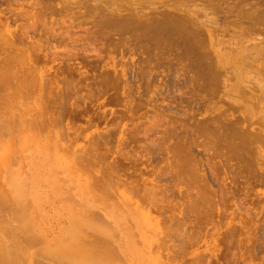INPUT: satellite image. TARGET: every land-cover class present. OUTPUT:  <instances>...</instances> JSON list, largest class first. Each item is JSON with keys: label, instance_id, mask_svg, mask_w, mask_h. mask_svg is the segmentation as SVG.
Returning <instances> with one entry per match:
<instances>
[{"label": "bare ground", "instance_id": "bare-ground-1", "mask_svg": "<svg viewBox=\"0 0 264 264\" xmlns=\"http://www.w3.org/2000/svg\"><path fill=\"white\" fill-rule=\"evenodd\" d=\"M8 1V0H7ZM6 0H4V3L5 2H7ZM12 1H15V0H12ZM12 1L10 0V3H12ZM18 2H19V0H17ZM17 1H15V3L17 2ZM25 1V0H24ZM23 1V2H24ZM33 1L35 2L36 0H31V2L30 3H32V4H28V6H30V8L28 7V9H33V10H35V9H37V11L39 12V13H37V11H36V13L38 14V18H39V16H41V18L43 19H41V18H39V19H41V21L40 20H38V19H36V17H37V15H35L36 13H34L35 11H33L32 10V12L34 13V15H33V13L32 14H29V13H27V12H30V10H27V14L28 15H30V16H35L34 18H32V17H30V16H28L27 14H25V13H23V14H25V16H24V18L26 17L27 18V21H25V20H23V21H25L26 23L28 22V20H29V18H31L32 19V21L33 20H35V21H33L32 22V26H31V28H30V26L28 27V24H30V22L29 23H27L25 26H26V32L24 31V29H23V31L22 30H19L18 28H13V24H12V27H11V25H10V23H15L16 21H17V19L19 20V18H21L22 19V12H24V11H18V12H13L12 13V9H8V8H6L7 10H9L8 11V13H11L10 15H7L6 14V17H4V21H2L1 20V13H2V10H0V105L2 104H4L2 107L3 108H1V106H0V110H2V109H4V108H7L8 107V109H11V108H9V107H13L12 109H16V110H18L19 109V111L21 112L20 113V115H17V113L15 114H10V112L9 113H3V112H1L2 113V115H1V113H0V126H3V125H1V124H3L4 123V127H1L0 129L2 130V128H4V130H5V132H4V130L2 131V134L4 133V137H6V135L8 136V134H11L12 132H13V134H11L12 136L11 137H13V135L15 136V137H17V135H16V133H18V132H16L15 133V131L13 130L12 132L11 131H9V130H12V129H10V126H11V124H12V126H13V124L15 125V123H18V119L17 120H15V123L13 122H11L10 124H8L9 123V121H10V119H12L13 117L11 116V115H14V118L16 117H18L19 118V116H20V118H21V124H19L18 123V125H20L19 127H18V125H17V128L19 129L20 127H22L23 128V124H24V126L25 125H29L28 127H30V128H32V129H35V130H37L36 132H38V131H40L39 132V134H41V132L44 134H48V136H50L49 138H51L52 140H53V137L55 138L56 136H55V134H61L62 133V137H60L59 136V138H60V142H61V138H62V141H63V143H61V144H64L65 145V143L64 142H67V140L66 139H68L67 137L65 138V136H64V134L66 133V132H63V129H61V128H63L64 126H67V125H69V119L67 118V116L69 115L70 117H71V119H73V117L75 118V119H73V121H75L78 117L80 118V117H83V115L81 116L80 114V112H82V114H84L85 113V111H83L82 109V104H81V100L83 99V98H88V96H89V100L88 101H93V100H96L94 97H92V99H91V96L93 95V92H92V94H89L90 92H87V91H84V96H85V92H87V94H89V95H87L86 94V96L84 97L83 95L80 97L79 95H80V93H78L79 95L78 96H76L75 97V95H74V97L77 99L78 97H80V98H78V99H80V101H78V99H77V101H76V99L73 97V92L72 91H74V87H75V82H77V83H80L79 85L81 86V85H83L84 83V81L85 80H83V79H86L87 78V82L85 81V84L86 85H88V83L90 82L88 79V77H91V79L90 80H94V78H95V86L96 85H98V84H96V83H99V85L102 83V82H104V83H102L101 85H100V87H101V91L103 92V91H105L106 93H108L109 91V89H108V87H109V85L107 84L108 82L110 83L111 82V86L110 87H114V85L112 84V83H115V88L113 89V90H117V89H119V87H120V83H116V82H119L118 80L116 81L115 80V77H117V79H118V77L119 78H121V77H123L124 75H125V78H127L126 76L129 74V76H131L132 74H130L131 72H132V70H130L131 72L130 73H128L127 75L126 74H124V69H125V72H126V65L125 64H123L122 66H124V68L122 67L120 70H118V69H116V67H115V65H114V63H111L112 61H111V58L112 57H114V56H110V54H107L106 56H107V59L106 60H104V58L103 57H100V55H103V50L102 49H104L105 51H106V49L104 48L105 47V44L107 45V44H110V43H108L109 42V40H108V42L107 41H105V40H103V36L105 35V37H107V36H109V38H113V41H114V39H116L117 41H118V43H119V45H118V43H116L115 44V46L116 47H118V49H119V47H123V49H121V50H119L118 51V49L116 48V50H114L115 48V46L113 47V44H112V49L115 51V52H120V54H121V51L123 52V53H125L124 54V56L126 57V58H129V57H127V56H129V55H127V52H129L130 54H132V55H134V54H138L137 52H140L139 54H138V60H139V63H140V61L141 62H145V64L143 63V65L141 64V66H145V67H147V68H149V73H151L153 70H154V68H161L162 67V65H165V64H163L164 62L166 63V69H168V73H171L170 75H172V77L171 76H168L169 74L167 73V72H165L166 73V77L168 76V78L170 77V79H171V81L170 82H172L171 84H172V86L174 85V87L175 88H173V87H171V85H169V86H167V88H169L170 87V89H176V86H175V83L173 84V81H175V82H177V81H179L180 82V80H178L177 78L179 77V76H177L176 77V80H174L173 79V77H174V74H172V72L173 73H177V72H182V70H180V69H178V70H180V71H178L177 70V68H179L178 66H176V65H180V68L182 69L183 68V71H185V70H187L188 72H190V74H191V76H189L190 77V79H189V77H188V80H191V84H192V86L191 87H193L194 85H197V87L195 86V89H194V87H193V91L191 92V94H192V96L196 93V94H200L201 93V95L200 96H198V95H194V96H198V98L199 97H202L203 95L205 96V94H207L206 92L204 93V91L202 90L201 92H200V89L201 88H203V89H210L211 87H213L214 86V88L219 84L218 82H220L219 80H220V74L222 73V71L219 69V68H222V67H224L225 65H228V66H230V67H234V69H237L238 71H237V73H235L234 75H232L233 77L230 79V80H232L233 81V83H231L230 85H226V86H228L231 90H232V92H237V94L240 96V97H238V101H240L239 103H240V105L241 106H239V108L237 107V109L235 108V110H237V111H239V115H236V117L233 119V120H228L227 122H226V120H225V123H223V119L220 121L219 120V118L222 116V115H220V114H218V116H216L215 118H212L213 119V124L215 125V127L212 129L211 128V124H210V128H208V125H209V123L208 122H210V120H212V119H210L211 118V116H213V115H211V116H209V114H206V116H209V118L208 117H206L207 119H205V117H202V119H201V117H200V119H199V117L198 118H195V117H197V116H195L196 115V113H195V115H194V113L192 112V113H190V115H194V116H192V118H193V120H192V122L194 121L195 122V120L197 119V121L199 120V121H201V122H203V120H204V123L202 124L201 122H199L198 121V125H199V127H197V125H196V123H194V125H193V123L191 124L190 123V125H188L189 124V122L187 121V120H185L186 118H187V116H186V114L185 113H183V112H181L182 111V109L181 108H183L184 106H185V104H183V103H185V102H188V104L186 103V106H185V108H187L188 106L187 105H189V108H187L188 110L190 109V108H192L193 106H191V105H193V104H191V103H194V101L196 102V98L195 97H193L194 99H193V101L191 100L192 99V96H190L189 95V98H190V100H188L189 98H188V96L186 95V98H183L184 100L185 99H187L185 102L184 101H182V100H180V98L182 97V94H181V96H180V93L182 92L181 91V88H183L184 86H185V82L184 81H186L185 79H186V77L185 78H183V77H179V79H181V81H183V79H184V84H183V86L180 84L179 85V82L178 83H176V85L178 84L179 85V88H180V91L178 90H176V92L177 93H175V92H172V94L174 93V95L173 96H169V97H175L174 99H176V96L177 95H179L180 97H177L178 99L176 100V102L179 104L181 101V103H182V106H181V103L179 104V105H177V103L175 104V107H176V105L179 107V109H181V111L180 110H178L177 108V111L179 112H181V113H183L182 115H184L185 114V116H186V118H184V116L181 118V120L183 121V125H182V121L180 120L179 121V118H178V120H176V121H178L179 122V124L178 125H181V127H179V126H176V125H174V126H171V125H173V123L175 122V120H173V118L172 117H174L175 115L174 114H171V115H174V116H172L171 117V125H170V127H172V129H173V127H175V131H176V129H179V128H186V130L187 129H189L190 128V126L192 125L193 126V128H195V130L192 128V126H191V129H193L194 130V132L196 131V130H198V133H197V131H196V133L197 134H199L200 136H202V139H203V141L205 140V139H207V141L209 142V145H210V148H211V154L213 155V151H216V152H218V150L220 149L221 150V148L222 147H224L223 149H225L226 150V152H225V156L223 157V158H225L224 160H226V161H224L225 162V164L226 163H228V161L229 160H231V159H235V160H237V162L238 163H236V165L237 164H239L238 166H241L240 167V169L242 168L245 172H247L248 170L250 171V170H253L252 168H255L253 171H257V169H256V167H255V165L256 166H258L260 169H263V171H262V173H260L261 174V176L263 177L264 176V155H263V153H264V106L262 105V103L264 102V87H263V85L262 84H260V82H258L257 83V87H258V89H256L255 90V92H251L247 87H245V86H243L242 85V83H243V78L244 77H246V75L248 74V71H247V69L248 68H250V67H252V65H260V64H262L263 66H264V46H262L263 44H264V38H260V39H258L257 37H256V34H259V33H264V0H104V2L105 3H101L100 1H102V0H94V8L92 7V8H89V6H91L90 4H92V3H90L88 0H86V1H88L89 3L88 4H86L87 6H84L85 5V1L83 2V3H81V5H77V2L76 1H80V0H76L75 2H76V4H74V5H76L78 8H79V10L78 11H75L74 13H73V9H75V7H73V6H71L70 5V1L69 0H37L35 3H33ZM74 2V3H75ZM99 2V4L97 5V3ZM9 3V1L7 2V4H10ZM36 3H38L39 5H37ZM72 3H73V0H72ZM71 3V4H72ZM21 4V3H20ZM25 5V4H24ZM83 5V6H82ZM8 5H6V7H7ZM32 6H33V8H32ZM36 6V7H35ZM37 6H41V8L40 7H37ZM80 6H81V8L82 7H86V8H89V9H91V10H96L97 9V11L98 12H96V14H92V11L90 10V12H91V14H89V10H86L87 12H88V16H93V18L91 19V25L94 27V29H92L93 31H95V32H93L92 30V32H93V34L94 33H98V34H100V35H103L102 37V39H101V36H99L100 37V39H99V37H97L96 35L97 34H95L94 36L97 38H95L93 35V37L95 38V42L92 44V43H90V46H92L93 45V47L95 46L94 44H97V46H96V48L94 47L93 49H99V51L101 52V54L99 53V52H97L96 50L94 51L92 48V53H93V51L95 52V54L93 53H90L89 55H87L88 53V50L89 49H86V44H85V46L83 47V50L85 49V52H86V50H87V54L84 52L83 53V50L81 51V49H82V47L80 48L79 46H78V44L76 45V43H75V45L77 46H75V45H73V46H75L76 47V49L79 47V49L80 50H78V51H76L75 49H72L74 52L76 51L77 53L79 52V51H81V52H79L78 54V56L76 55V56H74L75 55V53L72 51L71 52V50H70V52H68L69 50L68 49H70V48H67V52L65 51L66 50V48H62L64 51L62 52L60 49V52H61V54H60V56L58 55V57H60V58H58L57 57V60L58 59H61V57H62V55L64 56L65 54H66V57L64 56V59L61 61V60H59V62L58 63H60V64H58L57 65V63H55V61L57 62V60H56V57L54 56V55H56L55 54V52H57L58 51V49H57V51H53L54 53H48V50L51 48L52 50H56L55 49V45H53L52 43H50L49 41V39H47L48 37H46L45 36V38H43L44 40H48V42H49V45H48V47H47V49L48 50H44V51H47L46 53L42 50V47H40L41 45H39L38 43H35L33 40H32V38L30 39L29 37V35L31 34V33H35L36 32V29H38V28H34L33 27V25H35V26H39V29H40V25H39V21L43 24L45 21H44V19H47V21L46 22H49L48 20V18H51L52 17V15L54 14V16L56 15V14H59L58 16H57V18L55 17L54 18V21H52V22H55V21H61V19H62V21H64V19H67L68 17H69V14L68 13H70V12H72V14H74V16L76 15V16H78V14H79V16L80 15H82L83 13L82 12H80ZM9 7V6H8ZM26 7V6H25ZM40 8V10H38ZM85 8V9H86ZM77 9V8H76ZM85 9L83 8V12L85 11ZM6 10V11H7ZM22 10H24V8L22 9ZM4 11H5V9H4ZM85 11V12H86ZM40 12H41V14H40ZM85 12H84V14L83 15H85ZM6 13V12H5ZM77 13V14H76ZM40 14V15H39ZM64 14V16H63V18L64 17H66V18H61L62 17V15ZM68 14V15H67ZM72 14H70V16H72ZM211 14V15H210ZM213 14V15H212ZM220 15V16H218V17H220L221 19L220 20H222L221 21V23L220 22H216L217 20H215L214 18H217V15ZM67 15V16H66ZM81 16L80 18H84L85 16ZM209 15H210V17H209ZM216 17H215V16ZM78 16V17H79ZM211 16L213 17V19L211 18ZM47 17V18H46ZM60 17V18H59ZM202 17L204 18V19H202ZM25 18V19H26ZM60 20H59V19ZM70 18H72L71 19V22H69L68 24H72V29H73V25H75L76 23L77 24H79L80 22H84V26H86L87 27V25L88 24H86L85 25V22L87 23L88 21H89V24H90V17L88 18L87 17V14H86V17L85 18H87V19H89V20H87L86 21V19L84 18V19H82V21H80L81 19L80 18H77V17H75V19L77 18L78 19V21H80L79 23L78 22H76L75 20H73V18L74 17H70ZM69 18V19H70ZM58 19V20H57ZM219 19V18H218ZM36 20H38V21H36ZM72 20L75 22V24H74V22L72 23ZM83 20H85V21H83ZM44 21V22H43ZM59 22V23H62V24H60L59 25V27H65V28H62V29H66V28H69L70 30H71V28H70V26L71 25H68L66 22L68 21V19H67V21H64V24H63V22ZM38 22V23H37ZM44 23L43 25H41V30L42 31H44V27H47L46 26V24L47 23ZM51 22V21H50ZM243 22H247L246 23V25H244L243 26ZM38 24V25H36V24ZM58 22L57 23H55L57 26H58V24H59ZM80 24L81 26L83 25V24ZM218 23H220L221 24V26H222V28L221 27H219L220 25L218 24ZM50 24V23H49ZM66 24V25H65ZM209 24H213V26H211V25H209ZM20 25H21V23H20ZM19 25V26H20ZM23 25V24H22ZM21 25V27H23ZM52 25V24H51ZM50 25V26H51ZM63 25V26H62ZM78 26V28H76V30L78 29V31H80L79 29H80V27L81 26ZM218 25V26H217ZM25 26H24V28H25ZM47 27V28H45V29H47V30H49V29H51V27H52V29H53V31H54V29H55V27L52 25L51 27ZM76 26V27H77ZM92 26H91V28H92ZM232 26H236V28L237 27H239V30H238V28H237V32L235 33V34H237L238 36H237V38L236 39H234L235 37H236V35L234 36V37H232L233 39L231 40V38L228 40H222L221 38L219 39H216V37H215V30H216V28H220L221 29V31H222V36H223V32L225 33V32H227V31H229V29H230V27H232ZM83 27V26H82ZM81 27V29H84V33L86 32H88L89 33V30L90 29H88V27H87V31L85 30V28L83 27L82 28ZM28 28H29V30H28ZM49 28V29H48ZM57 28V27H56ZM224 28V29H223ZM22 29V28H21ZM30 29H34V30H32L31 31V33L29 34V33H27V31H29L30 32ZM51 29V30H52ZM58 29V28H57ZM60 29V28H59ZM61 29V30H62ZM74 29H75V27H74ZM73 29V30H74ZM223 29V30H222ZM47 30L46 31H44L45 33H47ZM50 30V35H51V39H53L54 37L56 38L58 35H60V36H58L61 40H59V41H61V42H63L64 41V39L65 38H67L66 40H67V42H68V35H71L70 34V32H67V33H69V34H67V33H64V32H66L67 31V29H66V31L64 30V31H62V33H61V30H59L58 32H60L59 34H56V33H58L57 31H56V29H55V31L53 32V31H51ZM70 30H68V31H70ZM73 30H71V31H73ZM75 30V31H76ZM226 30V31H225ZM233 30H234V28H233ZM236 30V29H235ZM74 31V32H75ZM90 31V33H89V35H88V37H90L89 39H91V37L92 36H90V34H92V32ZM39 32H41V31H39ZM44 32H41V33H44ZM52 32L54 33V34H52ZM77 32V31H76ZM80 32H83V30L82 31H80ZM238 32H239V34H238ZM28 35H27V34ZM44 33V34H45ZM48 33V34H49ZM84 34V35H86V37H87V34ZM64 34H65V38H64ZM78 34H80L79 32H78ZM230 34H232L231 32H230ZM55 35H57V36H55ZM66 35H67V37H66ZM74 35H75V33H74ZM255 35V36H254ZM264 35V34H263ZM32 36H34V35H32ZM40 36H41V34H40ZM39 36V37H40ZM48 36V35H47ZM61 36L63 37V39L61 38ZM72 37H74L73 36V34L71 35ZM70 36V37H71ZM83 36V35H82ZM231 36H233V34L232 35H230V37ZM50 37V36H49ZM53 37V38H52ZM57 37V38H58ZM71 37V38H72ZM83 37H85V36H83ZM42 38H40L42 41H43V39ZM58 38V39H59ZM80 38V37H79ZM94 38H92L91 40H93L94 41ZM108 38V37H107ZM108 38V39H109ZM57 39V40H58ZM73 39H75V38H73ZM72 39V40H73ZM105 39V38H104ZM253 39L255 40H258L256 43L253 41ZM30 40H32V41H30ZM63 40V41H62ZM75 40H77V39H75ZM99 40H100V42H99ZM101 40H103L102 42L103 43H101ZM231 40V41H230ZM250 40H252V41H250ZM69 41H71L70 39H69ZM83 41V40H82ZM84 41H86V40H84ZM110 41H112V40H110ZM250 41V42H249ZM75 42H78V41H75ZM87 42H89V41H87ZM91 42V41H90ZM104 42H106L105 44H104ZM245 42H248V44H246ZM252 42L254 43V44H252ZM60 43V42H59ZM59 43H58V45H59ZM69 43V42H68ZM68 43H65V44H68ZM82 43V42H81ZM85 43V42H84ZM98 43L99 44H104V47H102L103 45H98ZM112 43V42H111ZM50 44H52L53 45V48L51 47V45ZM60 44H62V43H60ZM111 45V44H110ZM50 46V47H49ZM63 46H64V43H63ZM62 46V47H63ZM72 46V47H73ZM81 46V45H80ZM65 47H66V45H65ZM70 47H71V42H70ZM101 49H100V48ZM88 48H89V46H88ZM45 49H46V47H45ZM50 49V50H51ZM90 49V50H91ZM124 49H125V51H124ZM51 50V51H52ZM102 50V51H101ZM105 51H104V53H105ZM43 52V53H42ZM66 52V53H65ZM91 52V51H90ZM97 52V53H96ZM112 52V51H111ZM41 53H42V55H41ZM64 53V54H63ZM67 53H69V58L71 57V58H73V56H74V58L75 57H78V60H83L84 59V57H86V55H87V57L88 56H90L89 57V59L92 61V62H94V60H92L93 58L95 59V61H97V60H99V58H101L100 60H102V61H100L102 64H101V67L102 68H105V70L106 69H108L109 70V68H111V70L112 71H108V70H106V72L108 71L109 73H111L112 72V74L114 75V78L112 77V76H110V77H112V78H110L109 79V73H106V72H104L105 74V77L108 75V79L110 80V81H108L107 80V77H106V79H105V77H104V75H103V70L100 68V70H102V71H100L99 70V68H98V64L99 63H97L96 65V67L98 68V70H99V72H101L100 73V75L101 76H103L104 77V80L103 81H101L102 79H103V77H101V78H99L100 80H96V78H97V75L99 74L98 73V70L96 71L98 74H96L95 73V71H94V69L91 71L96 77H93L92 78V76H93V74L92 73H89V74H92V76H88L87 77V75H86V77L84 78V76L85 75H83L84 74V72H82V66H80V62L79 61H76V60H74L73 59V61H71L70 62V59H68V56H67ZM73 55H72V54ZM76 53V54H77ZM54 54V55H53ZM71 54V55H70ZM82 54V55H81ZM84 54H86V55H84ZM91 54H92V56H91ZM97 54H100L99 55V58H98V55ZM81 55V56H80ZM94 55H97V56H94ZM115 55H116V53H115ZM122 55V54H121ZM165 55H166V57H165ZM168 55V56H167ZM83 56V59L81 58ZM94 56V57H93ZM104 56V55H103ZM123 56V55H122ZM124 56H123V58H124ZM131 56V55H130ZM135 56V55H134ZM137 56V55H136ZM55 57V58H54ZM86 57V58H87ZM93 57V58H92ZM105 57V56H104ZM117 57H119V55L117 56ZM65 58H67V59H65ZM92 58V59H91ZM166 58H168L167 59V61H165V59ZM76 59V58H75ZM89 59H87V60H85L86 62H91V61H89ZM137 59H134V60H137ZM164 59V60H163ZM66 60H69V61H66ZM72 60V59H71ZM80 60V61H81ZM138 60H137V62H138ZM153 60H155V61H153ZM61 61V62H60ZM132 61V60H131ZM155 62L153 65L154 66H156V67H154L153 65L151 66L150 64L151 63H153V62ZM83 62V64H84V61H81V63ZM85 62V63H86ZM91 62V63H92ZM98 62V61H97ZM118 62H119V60H118ZM117 62V63H118ZM122 62V61H121ZM136 62V61H135ZM90 63V64H91ZM124 63H127V59H126V62H124ZM134 63V62H133ZM157 63V65H155ZM89 63H87L86 65H88ZM127 64H129V61H128V63ZM159 64V65H158ZM167 64H168V66H167ZM82 65V64H81ZM93 65V67H94V65H95V63L94 64H92ZM120 65H121V63H120ZM135 65H137V64H134V66L133 67H135ZM161 65V66H160ZM128 66V65H127ZM137 66H139V64L137 65ZM135 67V70L138 68V67ZM262 66V67H263ZM84 67V66H83ZM86 67V66H85ZM88 67V66H87ZM92 67V68H93ZM144 67V68H145ZM164 67V66H163ZM177 67V68H176ZM90 68V67H89ZM91 68V69H92ZM128 68V67H127ZM129 68H132L131 67V64H130V66H129ZM165 68V67H164ZM82 69V70H81ZM161 69H163V68H161ZM185 69V70H184ZM90 70V69H89ZM127 70H129V69H127ZM138 70V69H137ZM165 70V69H164ZM175 70H176V72H175ZM85 71H86V69H85ZM145 71V70H144ZM143 71V67H141L140 69H139V72H140V74H141V76H144L143 74H145V72ZM158 71V70H157ZM159 71H160V69H159ZM162 71V70H161ZM160 71V72H161ZM166 71V70H165ZM171 71V72H170ZM90 72V71H89ZM134 72V71H133ZM132 72V73H133ZM138 72V73H139ZM146 72H148V71H146ZM155 72H156V70H155ZM155 72L153 73L154 74V77H155ZM188 72H186V73H188ZM219 72H221V73H219ZM127 73V72H126ZM135 73V72H134ZM157 73V72H156ZM164 73V72H163ZM164 73V74H165ZM179 73V75L180 76H182L181 74ZM263 73V72H262ZM82 74V76H83V78H82V76H79V77H81L82 78V80H79L80 82H78V75H81ZM86 74H87V72H86ZM88 74V75H89ZM115 74H117V76H115ZM136 74V73H135ZM140 74H138V76H140ZM158 74H160V73H158ZM158 74H156V79H157V76H158ZM161 74H162V72H161ZM168 74V75H167ZM264 74V73H263ZM99 75V76H100ZM111 75V74H110ZM134 75V74H133ZM137 75V74H136ZM148 74L146 73L145 74V76H144V80H142V81H144V83L146 82V83H148L149 81H152V79L154 80L155 78L153 77L152 79H150L148 76H147ZM176 75H178V74H175V76ZM77 76V77H76ZM98 76V77H99ZM135 76V75H134ZM133 76V77H134ZM146 76L148 77V79H146ZM152 76V75H151ZM150 76V77H151ZM163 76V75H162ZM165 76V75H164ZM75 77L77 78V80L75 81ZM264 77V76H263ZM81 78H79V79H81ZM124 77H123V80L125 79ZM129 78V77H128ZM131 78V77H130ZM129 78V79H130ZM135 78H136V80H137V78L138 77H136L135 76ZM135 78H134V80H135ZM165 78V77H164ZM229 78H230V76H229ZM127 80V82L128 81H130V80ZM141 79H143L142 77L140 78V80ZM155 79V80H156ZM219 79V80H218ZM115 80V81H114ZM121 80V79H120ZM133 80V83H132V81L130 82V83H132V84H134V82L136 81H134ZM138 80H139V78H138ZM148 82H147V81ZM154 80V81H155ZM188 80L186 81L187 83H188ZM75 81V82H74ZM89 81V82H88ZM99 81V82H98ZM106 81V82H105ZM108 81V82H107ZM125 81H126V79H125ZM124 81V82H125ZM154 81H152V82H154ZM162 81L163 80H161V83H162ZM169 80L166 78V82L165 81H163V86H165V84H167V82H168ZM82 82V83H81ZM93 81H91V83H92ZM121 82V81H120ZM123 82V81H122ZM123 82V83H124ZM165 82V83H164ZM170 82H168V83H170ZM193 82V83H192ZM106 83V86H107V89H106V86H104V84ZM126 83V82H125ZM144 83H143V85H144ZM146 83H145V85H146ZM155 83V82H154ZM160 83V82H159ZM181 83V82H180ZM196 83V84H195ZM218 83V84H217ZM250 83L252 84V82L250 81ZM74 84V85H73ZM84 84V86L82 87L81 86V88L84 90V89H86V87H88L89 85H91V84H89L88 86H86ZM132 84H131V86H132ZM162 84H160V86H159V91H160V89H161V87H162ZM190 84V83H189ZM189 84H186V86L188 85L189 87H190V85ZM215 84H217L216 86H215ZM250 84V85H251ZM78 85V86H79ZM92 85H93V83H92ZM91 85V86H92ZM117 85H119V87L117 86ZM126 85V84H125ZM129 82H128V84L126 85V86H128L129 87ZM140 85H141V81L139 82V87H140ZM149 85H151L152 87H154V86H156V85H152L151 83H149L148 84V86ZM74 86V87H73ZM77 85H76V87L77 88H79V89H75L76 90V92L78 91V90H81V91H83L81 88H80V86L78 87ZM90 86V87H91ZM94 86V87H95ZM104 88H103V87ZM129 87V89L131 88V92H132V87ZM142 86V85H141ZM148 86H146V87H148ZM149 87V88H152V87ZM166 86L164 87V89L166 88ZM188 86L185 88L184 87V89H187L188 88ZM253 87H254V85H252ZM85 87V88H84ZM89 87V88H90ZM93 86H92V89L94 88ZM127 87V88H128ZM134 87V86H133ZM143 87V86H142ZM145 87V89H147ZM158 87V86H157ZM156 87V88H157ZM200 87V88H199ZM221 87V86H220ZM88 88V89H89ZM99 91H97L96 92V90H95V92H96V94H94V96L95 95H100V89L98 88V87H96ZM117 88V89H116ZM123 88H124V86H123ZM126 88V89H127ZM137 88V87H136ZM136 88H133V91H134V89H135V93H136ZM141 88V87H140ZM148 88V89H149ZM155 88V87H154ZM153 88V89H154ZM156 88H155V90H156ZM177 88H178V86H177ZM196 88H199L198 90V92H197V90H196ZM214 88H211V89H214ZM103 89V90H102ZM125 89V90H126ZM129 89H127V91L129 90ZM144 89V90H145ZM148 89L146 90V91H148ZM164 89L162 88V90L161 91H163V92H166L167 90L168 91H170L169 89H165V91H164ZM218 86H217V90L215 89L214 91L213 90H211V91H213V96H215L214 95V93H216V95H217V92H218ZM87 90V89H86ZM110 90L112 91V88H110ZM143 90V88H141V91H143V93L145 92V94L147 95V93H146V91H144ZM152 90V89H151ZM183 90V89H182ZM189 90L191 91V89H189L188 88V92H189ZM220 90V89H219ZM108 91V92H107ZM110 91V92H111ZM117 91H120V90H117ZM123 91V90H122ZM139 91V90H138ZM141 91H139L138 92V94L141 92ZM149 91H150V89H149ZM153 91V90H152ZM152 91H150V92H152ZM171 91H173V90H171ZM170 91V92H171ZM196 91V92H195ZM207 91V90H206ZM210 91V90H209ZM217 91V92H216ZM94 92V93H95ZM101 92V94L103 95V93ZM105 92H104V95L106 96V94H105ZM109 92V93H110ZM116 91H112V93H111V95L110 94H108V96L107 97H105L106 99H104V101L106 100L107 101V98L109 97V95L111 96V98L109 97V102L111 101V100H115V99H117V98H119V96H120V94H116V96L118 95V97H116L115 96V98H113L114 96V93H115ZM131 92H129L128 91V93L129 94H131ZM154 92V91H153ZM163 92L161 93V94H163ZM170 92H168V94L166 95L165 94V96H167V98H169L168 97V95L170 94ZM178 92H180V93H178ZM183 92H184V90H183ZM188 92L185 90V93L186 94H188ZM195 92V93H194ZM2 93H4V95L2 94ZM98 93V94H97ZM116 93H118V92H116ZM120 93V92H119ZM124 93L126 94L127 92H125L124 91ZM134 93V94H135ZM167 93V92H166ZM185 93H184V95H185ZM190 93V92H189ZM194 93V94H193ZM76 94V93H75ZM133 94V93H132ZM137 94V95H138ZM144 94V95H145ZM153 94V96H152V98L153 99H151V101L150 102H152L153 100H156L157 101V99H156V97H157V95H155V99H154V93H150V95H152ZM155 94H157V91H156V93ZM159 94V93H158ZM172 94H170V95H172ZM177 94V95H176ZM77 95V94H76ZM141 94H139V96H140ZM176 95V96H175ZM113 96V97H112ZM130 96H133V95H130ZM159 96H161V95H159ZM209 96H211V92H210V94H209ZM209 96H206V97H208L209 98ZM213 96H211V97H213ZM121 97V96H120ZM136 97V96H135ZM140 97H142V96H140ZM140 97H136L137 99H141ZM185 97V96H184ZM205 97V98H206ZM211 97H210V99H211ZM72 98L74 99V100H72ZM96 98L98 99L99 98V96H96ZM100 98H101V95H100ZM133 98V97H132ZM144 98H145V96H144ZM149 94L147 95V98H146V100H148V102H149ZM150 98H151V96H150ZM167 98H165V99H167ZM171 98H169V100L171 99ZM136 99V100H137ZM142 99H143V97H142ZM159 99H161V98H159ZM163 99H164V97H162V99H161V101H163ZM196 99V100H195ZM207 99V98H206ZM205 99V100H206ZM221 99H222V97H221ZM84 100V99H83ZM86 100V99H85ZM120 100H122V97L120 98ZM131 100V99H130ZM139 100H137L138 102H136L135 103V101H134V105L136 104H138L139 103ZM168 100V99H167ZM166 100V101H167ZM172 100V99H171ZM180 100V101H179ZM204 100V101H205ZM88 101L86 100L85 101V103H88ZM97 101V100H96ZM96 101H95V104H96ZM99 101H100V99H99ZM105 101V102H106ZM116 102L118 101V100H115ZM133 101V100H132ZM142 101V102H141ZM140 101V103L139 104H141V103H143V106H145V104L147 103L146 101H145V99H143V100H141ZM165 101V102H166ZM175 101V100H174ZM198 101L199 100H197V104H198ZM204 101H202L201 100V102H199V104H203L204 105ZM220 101V100H219ZM222 101V100H221ZM76 103V106H75V103ZM108 101L106 102V103H109ZM119 102V101H118ZM123 102L126 104V106H128V107H131V101L129 102L126 98L124 99L123 98ZM122 102V103H123ZM146 102V103H145ZM149 102V103H150ZM165 102H163V103H165ZM169 102V101H168ZM189 102H191L190 104H189ZM78 103V104H77ZM89 103H91V102H89ZM98 103V102H97ZM100 103V102H99ZM101 103H104V102H101ZM106 103H104V104H106ZM115 103V102H114ZM81 104V105H80ZM93 104V103H92ZM104 104L102 105V106H104ZM110 104H112V105H114V106H116V103L115 104H113V101L110 103ZM119 104H121V103H119ZM119 104H117V105H119ZM138 104V109H140V108H142V107H140V106H142V105H139ZM148 104V103H147ZM157 104V102L154 104V105H156ZM17 105H18V107L20 106L21 107V110H20V108H18L17 107ZM75 106V109H74V106ZM78 105V106H77ZM86 105V104H85ZM90 105V104H89ZM94 105V104H93ZM133 105V108L136 106H134ZM150 105H152V104H149V106ZM167 105V104H166ZM166 105H165V112L168 110H166ZM203 105H201V106H203ZM7 106V107H6ZM72 106H73V108H72ZM79 106H81V107H79ZM92 105H90L89 106V108L91 109L92 107H91ZM97 107H98V105H96ZM95 106V107H96ZM109 106V105H108ZM113 106V107H114ZM148 106V107H149ZM162 106V105H161ZM191 106V107H190ZM194 106H196L195 105V103H194ZM230 106H232V105H230ZM15 107V108H14ZM94 107V108H95ZM152 107H154V110H151V111H154L153 113H155V116H153V115H151V116H153V117H156L158 114V112L156 111L157 110V108L155 107V106H152ZM160 107V106H159ZM174 107V108H175ZM79 108V109H78ZM86 108H87V110L89 109L88 108V104H87V106H86ZM107 108V107H106ZM156 108V109H155ZM168 108V107H167ZM173 108V107H172ZM173 108V110L174 111H176L175 109ZM197 108V110H199L200 108L199 107H196ZM203 108V107H202ZM205 108H206V106H205ZM234 108H233V106H232V109L234 110ZM78 109V112L76 111ZM101 109V108H100ZM100 109L99 110H97L96 111V108H95V112H98V114L99 113H104V115H102L103 117L105 116V112H104V109H103V112H101L100 111ZM135 109H136V111L138 110L136 107H135ZM135 109L133 110L134 112H136L135 111ZM152 109V108H151ZM162 109H163V107H162ZM231 109V110H232ZM15 110V111H16ZM85 110V109H84ZM94 109H92L91 111H93ZM107 110V109H106ZM110 110V109H109ZM120 110V109H119ZM147 110H150V108H147ZM147 110H145L146 112H148ZM161 110V109H160ZM171 110L172 109H170V113H172L171 112ZM172 110V111H173ZM184 110V109H183ZM187 110V111H188ZM192 110H195V109H192ZM191 110V111H192ZM201 110V109H200ZM203 111V113H205L204 112V109H202ZM206 110V109H205ZM211 110V109H210ZM232 110V112L234 113L235 111H233ZM6 111V110H5ZM13 111V110H12ZM19 111H17L18 113H19ZM89 112H90V110H88ZM114 111H117V114H114V113H116V112H114ZM122 111V110H121ZM129 110H127V112H128ZM132 111V112H133ZM141 111V110H140ZM145 111H143V113L145 112ZM164 111V110H163ZM163 111H160V113H159V115L161 116L163 113L165 114V112H163ZM173 111V112H174ZM177 111H176V114H177ZM208 111V110H207ZM6 112H8V111H6ZM74 112H77V114L75 113L74 114ZM84 112V113H83ZM109 112V111H108ZM113 114L112 113H110V114H112V115H110L109 113H108V115H109V117H110V119H112V128H111V130L113 129L114 130V128H113V123H115L116 125H119V124H121V121H120V119L117 121L116 119H115V117H112V116H114V115H116V118L118 119L119 117H117V115L119 116L120 114H122V115H124V117H125V115L126 114H124V112L123 113H119V111H118V109L117 110H113ZM133 112V113H134ZM184 112H186V109L184 110ZM189 112V111H188ZM13 113V112H12ZM79 113V114H78ZM119 113V114H118ZM130 113V115H131V112H129ZM128 113V114H129ZM132 113V115H134ZM150 113V112H149ZM167 113H169V110L166 112V114ZM170 113L168 114V115H170ZM175 113V112H174ZM10 114V115H9ZM72 114V115H71ZM74 114V115H73ZM93 113H90L89 114V118H86L87 120L89 119V120H91V117H92V119H95L96 120V116L95 117H93L94 116V114H93V116H91ZM97 114V113H96ZM95 114V115H96ZM97 114V115H98ZM106 114H107V111H106ZM137 114H139V113H137ZM142 114V113H141ZM146 114V113H145ZM144 114V115H145ZM151 114V113H150ZM157 114V115H156ZM165 114V115H166ZM180 114V113H179ZM188 114V113H187ZM198 114V113H197ZM15 115H17V116H15ZM78 115H80V116H78ZM85 115V114H84ZM101 115V114H100ZM100 115H98V118H100L99 120H103V119H105L106 120V118L104 117H102L101 118V116ZM122 115H120V117H123ZM132 115H131V118H132ZM136 115V114H135ZM134 115V116H135ZM143 115V114H142ZM147 115V114H146ZM145 115V116H146ZM167 115V116H168ZM200 115H202L201 114V111H200ZM232 115V114H231ZM68 116V117H69ZM86 116L88 117V115H87V111H86ZM91 116V117H90ZM100 116V117H99ZM138 117H139V115H137ZM148 116H150L149 114H148ZM148 116H146V117H148ZM164 116V115H163ZM163 116H161V117H163ZM177 116V115H176ZM175 116V117H176ZM180 115H178V117H179ZM226 115H224V117H225ZM12 117V118H11ZM109 117H107V118H109ZM127 117H129V116H127ZM126 117V118H127ZM145 117V118H146ZM189 117V116H188ZM223 117V118H224ZM19 118V119H20ZM68 119V124L66 123V122H64V120H67ZM78 118V119H79ZM113 118L116 120V122H114L113 121ZM134 118H136V117H134ZM144 118V117H143ZM142 119V117H141V119L142 120H146V119ZM158 118V117H157ZM156 118V119H157ZM163 118H165V117H163ZM162 118V119H163ZM170 118V117H169ZM204 118V119H203ZM3 119H4V121H3ZM70 119V120H71ZM109 119V120H110ZM148 120H149V117L147 118ZM151 119H152V117H150V126L152 125V122H151ZM176 119V118H175ZM184 119V120H183ZM187 119H189V118H187ZM195 119V120H194ZM208 119H210V120H208ZM9 120V121H8ZM81 120V119H80ZM82 120H83V118H82ZM98 120V119H97ZM97 120H96V122H97ZM98 120V122H99V124H101L102 122H100ZM101 120V121H102ZM127 120V119H126ZM132 120V119H131ZM142 120H141V123H142ZM155 119H153V124L154 125H156V122H158V120L157 121H154ZM205 120H207V123H206V121ZM13 121V120H12ZM17 121V122H16ZM72 121V120H71ZM73 121H72V123H73ZM84 121V120H83ZM92 121V120H91ZM94 121V120H93ZM138 122H139V120H137ZM143 121V122H144ZM163 120H161V121H159V123H157L158 125L157 126H160L159 124H161L163 127H165V129H162V127L160 126L159 128H157V126H156V128H157V131L155 132V133H159L160 132V130L162 131V133L160 132V135L161 134H163V137H161V139H163L164 141H166V139H167V143L166 142H164L163 140H161V144H162V142H163V144L165 145L166 144V146L168 145V141H169V143H170V145L169 146H167V147H165V146H163V144L161 145L159 142H158V140H159V136L157 135V136H155V137H159V138H155L154 136H151V138H150V140L152 139V137H153V141H149V143L150 144H153L154 143V145H152V147L153 146H155V145H158L157 144V142L159 143V145H158V147L157 146H155V147H147V148H149L150 150H153L154 148L156 149V148H160V146H161V148L162 149H164V148H166V150L165 151H167V149L169 150V148H173V149H175V152H171V150H169L172 154H174L175 156H176V158L178 157V162H177V164H178V167H176V166H174V167H176L177 168V170H176V168L174 169L173 168V170H176L175 172H172L173 170H172V168H170L171 166H172V164L174 165V162L172 163V161H174L173 159L171 160V164L169 163L170 161H168V163L171 165H169L170 167H168L167 165H168V163L167 164H165L167 161H165L164 159H161V158H163V157H160L159 155V158L157 157V155L156 154H158L159 152H158V150L159 149H157V150H155L154 149V151L155 152H157V153H153L155 156L154 157H157L158 158V160L159 161H157V164H158V162L159 163H161V161L163 160V161H165V165L167 166L166 168L168 169V168H170L169 170L172 172V175L174 174V177L176 176H178V175H180V174H182V176H179L180 178L181 177H183V175H184V177L183 178H181V179H183V180H185V176L187 175V179H188V177H189V180H188V182L186 183V180L184 181L185 183H183V180H180V182H178V177H177V180H176V177H175V181L177 182V184H179V183H181V184H184V186L186 185V184H188V185H186V186H188L187 187V189L186 190H184V189H182L181 187V189H182V191L180 192V194H182V195H179V196H182V197H180L181 199H183V201H184V197L183 196H185V195H183V193L185 194V192L187 191V192H189V191H191V189H193V187H194V185L193 184H195L196 185V183H198V181H200L199 179H203V177L205 176H208V175H205V174H208V173H206L205 172V168L203 167V164H202V166L201 167H203V168H201V169H199V165L197 164V166H198V169H196L197 167H195L194 168V166H195V163L196 162H199V160H200V165H201V162L206 158V154H208V149H206L205 148V146H206V143L204 142V151H205V153L204 154H202L205 158H203V157H201V156H199V154H201V152L203 151L202 149V147L200 146V142L201 141H199V146L201 147V150H200V153H199V151H198V153H196V155H197V157H200V159L198 158V160L197 159H195L194 157H195V153L194 152H197V150H199L198 148H197V150H195V149H193L195 146H196V142H192L191 143V145L194 143V145H190V144H188V143H186L187 145H190V146H188L189 147V149H190V147H192V149L193 150H195L193 153H194V157L192 156L193 155V153H192V155H187V153H188V151L186 152V150H185V148L187 149L188 147L185 145V143H183V144H181V142H182V140L180 139H178L179 138V136L181 137V133H183V132H181V131H179V130H177L178 132H180V134L181 135H177L176 133H174V134H176V137H174L173 136V133L172 132H174L172 129V132L170 131V129H168V128H170L168 125V123L167 122H163V124H166L167 123V125L166 126H164L162 123H160V122H162ZM166 121H169L168 119L166 120ZM186 121V122H185ZM1 122H3V123H1ZM7 122V123H6ZM80 122V121H79ZM88 122L89 121H85V123L84 122H82L81 124L83 125V123H84V126H82V127H84V129H85V126L88 124ZM107 122H109L108 120H107ZM137 122V123H138ZM146 122V121H145ZM188 123V124H185V123ZM28 123H30V124H28ZM71 123V122H70ZM72 123H71V126H72ZM77 123V122H76ZM87 123V124H86ZM91 123V122H90ZM90 123L88 124V126L90 125ZM94 123V122H93ZM136 123V124H137ZM202 125H204V126H202L201 127V124ZM207 125H206V124ZM86 124V125H85ZM95 124V123H94ZM107 125H108V123H106ZM131 124H133V123H130L129 125L131 126ZM136 124H133L132 126H134V125H136ZM185 124V125H184ZM9 125V126H8ZM16 125H15V130H18V129H16ZM63 126V127H61V126ZM93 125V124H92ZM92 125H90V126H92ZM97 125V124H96ZM138 125V124H137ZM137 125H136V127H137ZM140 125V124H139ZM138 125V127H140ZM148 125V124H147ZM147 125H145L147 128L149 127V125L147 126ZM59 126L61 127L60 128V131L57 129V128H59ZM78 126L79 125H77L76 126V128H78ZM90 126H89V130L91 129L90 128ZM101 125H99V127H100ZM102 126H103V124H102ZM109 126H110V124H109ZM115 126V125H114ZM127 126V125H126ZM131 126V127H132ZM142 126H143V124H142ZM144 126V127H145ZM185 126H189L188 128L187 127H185ZM195 126V127H194ZM9 127V128H8ZM14 127V126H13ZM68 127V126H67ZM75 127V126H74ZM80 127V126H79ZM118 126H116L115 128H117ZM135 127V126H134ZM134 127H132L133 128V130L135 129L136 130V132H137V134H139L138 132H139V130H138V128L136 129V128H134ZM144 127H142L143 129H144ZM145 127V128H146ZM154 127V126H153ZM179 127V128H178ZM69 128H70V125H69ZM93 128V127H92ZM97 128V127H96ZM119 128V127H118ZM125 128H127V127H125ZM131 128V129H132ZM146 128V129H147ZM151 128V127H150ZM150 128H148V130H150ZM161 128V129H160ZM198 128V129H197ZM79 129V128H78ZM83 129V130H84ZM88 129H85V130H88ZM99 129V128H98ZM104 129H107L106 128V126H105V128ZM104 129H103V133H102V130H101V132L99 131V133L100 134H104V137L105 136H107L106 138L108 139V140H110L109 139V136L106 134V133H110V131H109V129L108 130H106V131H104ZM120 129V128H119ZM140 129V128H139ZM160 129V130H159ZM200 129V130H199ZM222 129V131H224L223 133H221V130ZM1 130H0V132H1ZM58 130V132L57 133H55L56 131ZM75 131V129L73 128V126H72V129L70 128V131L71 132H73V131ZM82 129H80V130H78V132L80 133V131H81ZM84 130V131H85ZM128 130L130 131V132H135V131H133V130H130L129 129V127H128ZM127 130V131H128ZM145 130V129H144ZM143 130V131H144ZM152 130V129H151ZM151 130H150V132L149 131H144V132H148L149 134L151 133ZM159 130V131H158ZM163 130H165L164 132L166 133V139L164 138V135H165V133H163ZM169 130V131H168ZM185 132H184V134H186L187 133V131L185 130V129H183ZM192 130V131H193ZM33 132H34V130H32ZM32 131H30V132H32ZM124 131V133L123 134H125V133H127L128 134V132H125V130L122 128V132ZM155 131V130H154ZM153 131V132H154ZM167 131H168V133H172V135H171V133L170 134H168L167 135ZM189 131V130H188ZM191 131V130H190ZM189 131V132H190ZM11 132V133H10ZM30 132L28 133V134H30ZM76 132V131H75ZM77 132V133H78ZM82 132V131H81ZM95 132H97V130L95 131ZM112 132V134L113 133H115L116 134V132L117 131H111ZM121 132V133H122ZM136 132H135V134H136ZM141 132V131H140ZM177 132V133H178ZM188 132V133H189ZM6 133H8V134H6ZM25 133H27V132H25ZM25 133H24V135H25ZM76 133V134H77ZM79 133L76 135V136H73V138L71 139V141H73V139H75L76 138V140H78L77 139V137H80L82 134H80V136H79ZM91 133H93V132H91ZM99 133H97V134H99ZM108 133V134H109ZM148 133H144V135H148ZM157 133V134H158ZM191 133H193V132H191ZM6 134V135H5ZM58 134V135H59ZM71 134H74L75 135V133H71ZM96 134V135H97ZM112 134H110V136L112 135ZM122 134V135H123ZM134 133H132L130 136L132 137V136H134L135 135ZM137 134L135 135V136H137ZM141 134V133H140ZM143 134V133H142ZM154 134V133H153ZM152 134V135H153ZM179 134V133H178ZM195 134V133H194ZM194 134H191L190 135V133L188 134L189 135V139L191 140V138L194 136ZM197 134H196V136H197ZM19 135V134H18ZM70 135V134H69ZM69 135H68V137H69ZM86 135V134H85ZM118 134H116V136H117ZM143 135V136H144ZM173 136L174 138L170 141V136ZM187 135V136H188ZM26 136H28V135H26ZM25 136V137H26ZM30 136V135H29ZM34 136V135H33ZM37 137H38V135H36ZM40 136H42V135H40ZM39 136V137H40ZM53 136V137H52ZM93 136H94V134L91 136L92 138H93ZM97 136H99V135H97ZM97 136H95L98 140L99 139H101L102 138V140H100V142H99V144H101V145H98L97 144V139L95 138V139H92V141L94 140V141H96V142H92V141H90L91 140V138H90V140L89 139H87L88 138V136H85V137H87L86 139L88 140V141H90V142H88L87 140H85V142L86 143H88V145L89 144H91V146H92V144H93V146H95V147H97V146H100L99 148H101V146H102V142H104L105 143V141L104 140H106V138H103V137H97ZM103 136V135H102ZM113 136H115L114 134H113ZM120 136V135H119ZM125 136V138H126V142H127V137L129 136V134L127 135V137H126V134L124 135ZM139 136V135H138ZM169 138H168V137ZM199 136V137H200ZM9 137V136H8ZM18 137H20V136H18ZM44 137L45 136H43L42 138L40 137V139L42 140V139H44ZM75 137V138H74ZM81 137H83V138H81ZM80 138L81 139H83V141H84V136H81ZM112 137V136H111ZM110 137V138H111ZM118 137V136H117ZM121 137V136H120ZM150 137V136H149ZM191 137V138H190ZM7 138V137H6ZM24 138V137H23ZM27 138V137H26ZM30 138V137H29ZM65 138V139H64ZM113 138V137H112ZM111 138V139H112ZM119 138V137H118ZM124 138V137H123ZM123 138H121L122 139V141L124 140L125 141V139H123ZM138 138H141V137H138ZM144 139H145V136L143 137ZM146 138H147V140H148V137L146 136ZM154 138H155V140H157V142L156 141H154ZM182 138V137H181ZM194 138V137H193ZM193 138H192V140L191 141H196L197 140V138L195 139L194 138V140H193ZM28 139V138H27ZM46 139V138H45ZM44 139V140H45ZM51 139H49V140H51ZM104 139V140H103ZM114 139H115V137H114ZM131 138H129L128 139V142L130 141V142H133V139L134 138H132L131 140H130ZM169 139V140H168ZM178 141H177V140ZM186 139H187V137H186ZM185 139V141L184 142H186L187 140ZM201 139V140H202ZM9 140V139H8ZM107 140V141H108ZM119 140V139H118ZM135 140H137L136 138H135ZM139 141H140V139H138ZM177 142H175V141ZM189 140V141H190ZM46 141H47V139H46ZM57 141H58V139H57ZM57 141H55V142H57ZM71 141L70 142H67V143H71ZM112 141H114L115 142V144H116V139L115 140H111V142ZM120 141V140H119ZM141 141H143V140H141ZM180 141V142H179ZM190 141V142H191ZM4 142H5V140H4ZM12 142V141H11ZM45 142V141H44ZM50 143L52 142V141H49ZM111 142L110 143H103L104 145H106V148L104 149V148H101V150H102V152H101V150L99 151H97V149L94 147V149H93V147H91L90 145V147H88L87 146V148L86 147H84V149L82 148V146L79 148V146L77 147L78 149H74L73 150V153H72V155L73 156H71V157H73L74 159V163L76 164V165H78L79 167H81V169L82 170H84V172H86L87 173V176L86 177H90L91 179H89V180H91L90 182H91V184H90V182H86V183H89V185H90V187H92L94 190H97L98 192L100 191H102L101 193H103V192H105V193H103L102 194V197H103V199H104V197H105V199H106V196H109V187H112L113 185H112V182L114 181L113 180V177L116 175V173H115V175H114V172L115 171H117V172H119L118 170H114V167H119V166H117V164H116V162L118 163V162H121L122 160H124V158L123 157H125L126 158V156H129V160H128V157L125 159V160H127V161H130V162H126L127 164H125V162H121V164H123V165H126V171L129 169V165H133V166H131V168H135V166H138L137 165V163H139V160H141V163H144L143 162V158L141 159H139L138 157H136L137 159L135 160V159H133V158H135V157H131V155L132 154H130V153H128V154H130V155H127V152H126V156H124L125 155V153L124 152H122L123 150L122 149H124V148H122L121 146H120V148H122L121 150H120V152H122L123 153V155L122 154H120L119 152H118V150H119V146L117 147L118 148V150H117V154H115V155H117V156H115L116 157V159L118 158V159H120L121 161H119L118 159L114 162V161H112V165H110L111 164V161H110V163H108L109 162V159H108V161H106V154H107V152H108V155H110V153L115 149V147H114V149H113V144H114V142H112L113 144L111 145V148L109 147L110 146V144H111ZM125 142V143H126ZM129 142V143H130ZM137 141H135V143H136ZM143 142H145V140L143 141ZM148 142V141H147ZM146 142V143H147ZM153 142V143H152ZM156 142V143H155ZM172 142L174 143L175 142V144H177V145H175V147H177V149L175 148V147H173L174 145H172L171 146V144H172ZM198 142V141H197ZM42 143V142H41ZM50 143H46L47 145H45V146H48L49 147V144ZM59 143V142H58ZM66 143V144H67ZM85 143V144H86ZM123 144H124V142H122ZM211 143H213V144H215L214 146L216 147L217 146V148H219L218 150H216L215 148L214 149H212L213 147V145L211 144ZM52 144H54L53 142H52ZM72 144V143H71ZM71 144H68V145H71ZM96 144V145H95ZM114 144V145H115ZM117 144H118V142H117ZM116 144V145H117ZM140 144H142V143H140ZM148 144V143H147ZM180 144V145H179ZM7 145V144H6ZM41 145V144H40ZM56 145H58V144H56ZM87 145V144H86ZM85 145V146H86ZM134 145V147H135V145L136 144H133ZM132 145V146H133ZM143 145V144H142ZM146 145V144H145ZM183 145H185L184 146V148H183ZM212 145V146H211ZM10 146V145H9ZM59 146V145H58ZM74 145H72V147H73ZM136 146H138V144L136 145ZM149 146V145H148ZM171 146V147H170ZM179 146H182V148L181 147H179ZM203 146V145H202ZM46 148V149H49V151H50V148ZM61 147V146H60ZM102 147H105V146H102ZM107 147H109V148H107ZM125 147H126V145H125ZM129 147V146H128ZM139 147V146H138ZM137 147V148H138ZM141 147V146H140ZM143 147H144V145H143ZM199 147V148H200ZM221 147V148H220ZM44 148V147H43ZM58 149H60L59 147H57ZM71 148V146H69V148L68 149H70ZM98 148V149H99ZM127 148V147H126ZM132 148V147H131ZM196 148V147H195ZM54 149V148H53ZM67 149V150H68ZM104 149V150H103ZM145 148H143V156H144V153H145V156L147 155V153L149 154L150 152H149V150H148V152L146 153V152H144L145 150H144ZM162 149H160L159 151L161 152V150ZM178 149H180V150H178ZM182 149H184L183 150V152L184 153H181L182 152ZM191 149V150H192ZM64 150V149H63ZM62 150V152L64 153V151ZM105 150H107V152L105 151ZM110 150V151H109ZM132 150V149H131ZM131 150H130V152H131ZM136 150V147H135V149H134V151ZM137 150H139V148L137 149ZM136 150V151H137ZM191 150H190V153H191ZM207 150V151H206ZM219 150V152L221 153V151ZM224 150V151H225ZM32 151V150H31ZM68 151H72V148H71V150H68ZM68 151H66V153L68 152ZM105 153H104V152ZM126 151H128V150H126ZM140 151H141V149H140ZM146 151H147V149H146ZM164 150H162V153L163 154H166L167 155V153H170L169 151H167L166 153H164L163 152ZM177 151H180L179 153H177ZM47 152V151H46ZM58 152V151H57ZM60 152V151H59ZM58 152V153H59ZM110 152V153H109ZM115 152V151H114ZM129 152V151H128ZM153 151H151V153H152ZM213 152V153H212ZM218 152V155L220 154ZM223 152V151H222ZM44 153V152H43ZM116 153V152H115ZM119 153V154H118ZM137 153H138V151H137ZM136 152L134 153V155L135 156H137L136 154H137ZM150 153V154H151ZM162 153H159V154H161L162 156H164ZM170 153V155H167V158L169 157V156H171L172 154ZM186 153V154H185ZM190 153H188V154H190ZM50 154V153H49ZM139 154V153H138ZM140 154H142V152H140ZM149 154V155H150ZM222 154V153H221ZM221 154L219 155V156H217L216 155V153H214V155H216L218 158L221 156ZM24 155V154H23ZM30 155V154H29ZM51 157H52V151H51ZM49 155V156H50ZM112 155H113V153H112ZM122 156L121 158L120 157H118V156ZM149 155H148V157H149ZM165 155V156H166ZM174 155H172V158H174ZM178 155V156H177ZM213 155V156H214ZM6 156V157H5ZM3 158L4 159H8L7 157L9 156V154L8 155H5ZM46 156V155H45ZM61 156H63V154L61 155ZM65 156V155H64ZM63 156V158L65 159V157ZM68 156H69V154H68ZM68 156L66 157V159L68 158ZM144 156V160H145V162H146V164L148 165V161H146V159L148 158L147 156V158ZM165 156H164V158H165ZM193 157V159H195L194 161H193V159L191 158V157ZM209 156V157H208ZM51 157H50V159H51ZM60 157V156H59ZM133 159V160H135L133 163L134 164H136V165H134V164H130V163H132V160H130L131 158ZM141 157V156H140ZM151 157H152V155H151ZM153 157V158H154ZM196 157V158H197ZM212 158V159H214L212 156H210V155H207V158L208 159H205L204 161H206L207 162V160H209V158ZM53 158V157H52ZM146 158V159H145ZM153 158H150V159H153ZM202 158H203V160H202ZM221 158V157H220ZM220 158H219V160H220ZM222 158V159H223ZM58 159V158H57ZM56 159V160H57ZM69 159V158H68ZM67 159V160H68ZM169 160H170V157L168 158ZM221 159V160H222ZM3 160V159H2ZM70 160H72V158H70L69 159V161ZM115 160V159H114ZM137 160H138V162H137ZM161 160V161H160ZM197 160V161H196ZM202 160V161H201ZM221 160H220V162H221ZM3 161H5V160H3ZM11 161H13V160H11ZM52 162L54 161V160H51ZM155 161V160H154ZM155 161V162H156ZM162 161V162H163ZM193 161V162H192ZM196 161V162H195ZM203 161V162H204ZM210 161H212L211 159L208 161V163L210 162ZM48 162V161H47ZM136 162V163H135ZM150 162V161H149ZM195 162V163H194ZM217 161H212V163H214V164H212V166L213 165H215V164H217V166H220L221 165V163L220 162H218V163H220V165L218 164V163H216ZM46 163V162H45ZM72 163V162H71ZM116 164V166H114L115 164ZM128 163H129V165H128ZM141 163H139V164H141ZM151 163V162H150ZM149 163V165H148V168H149V166L151 167V164ZM211 163V162H210ZM222 163H223V161H222ZM48 164H50V162L48 163ZM53 164V163H52ZM59 164V163H58ZM61 164V163H60ZM63 164V163H62ZM70 163H68V165H69ZM121 164H119V165H121ZM156 164V165H157ZM176 163H175V165H177ZM192 164H193V167H192ZM224 164V163H223ZM230 164V163H229ZM234 164H235V161H234ZM71 165V167H73L74 165H72V164H70ZM123 165H121V167L123 166ZM142 165V164H141ZM147 165H145L144 164V166H146V168L144 169V167H142V169H143V172H144V170H147ZM156 165H154V169H156L157 167H156ZM209 165V164H208ZM254 165V166H253ZM13 166V165H12ZM18 166V165H17ZM48 166H50V165H48ZM52 166H54V165H52ZM51 166V167H52ZM74 167V168H79V167ZM114 166V167H113ZM143 166V165H142ZM204 166H206V164H204ZM210 166H211V164H210ZM210 166H207L208 168H209V170H212V171H215V175H217V174H222V176H220V175H218V177L216 178L218 181H217V183H220V181L222 182V181H224V180H222L221 179V177H224L223 179H225L226 177H225V175H224V173H221L222 172V169H221V167H223V166H220V168H219V170L220 171H218L217 172V168H216V165H215V169L213 170V167H211V169H210ZM225 166V165H224ZM229 165H227V167H228ZM235 166V165H234ZM253 166V167H252ZM16 167V166H15ZM19 167V166H18ZM156 167V168H155ZM173 167V166H172ZM231 165L228 167V169H230L231 170V168H233V167H231ZM236 167V166H235ZM234 167V168H235ZM250 167H251V169H250ZM45 168V167H44ZM65 168H68V166L67 167H64L63 169H65ZM128 168V169H127ZM133 168V169H134ZM139 168V167H138ZM153 168H152V170H151V172L153 171ZM226 168V167H225ZM237 168V167H236ZM235 168V169H236ZM249 168V169H248ZM48 170L50 169V168H47ZM55 169H57V168H55ZM54 168H53V170H55ZM62 169V168H61ZM69 169V168H68ZM67 169V170H68ZM80 169V168H79ZM124 169L122 168V171H124ZM133 169H129V171L128 172H130L131 170L133 171ZM141 168H140V170H142ZM151 169V168H150ZM160 169H161V167H160ZM163 169V168H162ZM167 169H165V166H164V169H163V171L165 170V173L163 172L162 174H166L167 175ZM194 169V170H193ZM203 169V170H202ZM207 169V168H206ZM227 169V170H228ZM239 169V168H238ZM241 169V170H242ZM2 169H0V172H2L1 171ZM13 170V169H12ZM59 170V169H58ZM74 169L72 168V171L71 170H68L67 172H73V173H75L76 171L74 170ZM120 171H121V169H119ZM134 170H137V167H136V169H134ZM158 170V169H157ZM199 172V174L196 172ZM200 170V171H199ZM208 170V169H207ZM209 170H208V172H209ZM229 170V171H230ZM239 171L238 170V172H242V171ZM43 171V170H42ZM60 171V170H59ZM65 171V170H64ZM148 171V170H147ZM147 171H145L144 173H142V172H138L139 174H145ZM169 171V172H170ZM194 171L197 173H195L194 174ZM212 171H210V173H212ZM233 172L235 171H237V170H232ZM232 171H230V174H231V172ZM248 171V172H249ZM252 171V172H253ZM61 172V171H60ZM127 172V173H128ZM136 172V171H135ZM134 172V173H135ZM151 172H149V173H151ZM157 172V171H156ZM200 172H205L203 175H201V173ZM228 171H226V173H227ZM233 172H232V175H230V176H233ZM244 172V173H245ZM247 172V173H248ZM251 172V171H250ZM251 172V173H252ZM55 173V172H54ZM57 173H58V171H57ZM64 172H62L61 174H62V176H60V178L61 177H63V175H65L66 174V176H68L69 174L68 173H66L65 172V174H63ZM80 173H82V172H80ZM126 173V172H125ZM125 173H124V175H125ZM126 173V174H127ZM131 173V172H130ZM130 173H128L127 175H129V177H127L126 175V177L129 179V181H128V179H126L128 182H132L134 179H138V177L139 176H141V175H134V173L133 174H131L132 176H130ZM149 173H147V174H149ZM161 173V172H160ZM159 173V174H160ZM209 173V175H210V177L212 176V175H214V174H210ZM243 173V172H242ZM241 173V174H242ZM243 173V175H246V173L244 174ZM253 173H255V172H253ZM252 173V174H253ZM257 173V172H256ZM72 174V173H71ZM76 175H78L77 173H75ZM74 174V175H75ZM119 174H121V175H123L122 173H119ZM118 174V175H119ZM147 174H145V176L144 177H146L147 176ZM161 174V175H162ZM194 174V176L195 175H197V176H199L198 178H196V179H193V178H191V175H193ZM228 174H229V172H228ZM237 175L239 174V173H236ZM56 175V174H55ZM83 175V174H82ZM86 175V174H85ZM84 175V176H85ZM120 175V176H121ZM150 175V174H149ZM154 175V174H153ZM158 175V173L156 174V175H154V177H156ZM200 175H201V177L202 178H200ZM215 175H214V177H215ZM248 175H250V174H248ZM248 175H247V177H248ZM253 175H255V174H253ZM80 176V175H79ZM119 176V177H120ZM136 176H138L137 178H135ZM168 176V175H167ZM170 176V175H169ZM168 176V177H169ZM193 176V177H194ZM251 176V175H250ZM256 176H258L257 174H256ZM255 176V177H256ZM45 177V176H44ZM65 177V176H64ZM63 177V178H64ZM82 177V176H81ZM81 177H79V178H81ZM85 177V178H86ZM88 177V178H89ZM116 177H118L117 175H116ZM116 177L114 178L115 179V181H116ZM122 177V176H121ZM125 177V178H126ZM133 177V178H132ZM143 177V176H142ZM167 177V178H168ZM174 177H172V178H174ZM213 177V176H212ZM234 177L236 178V175H234ZM238 177H239V175H238ZM245 177L246 176H243V179L245 180ZM247 177H246V179H247ZM48 178V177H47ZM57 178H59L58 177V175H57ZM69 178V176L68 177H66V179H68ZM75 178V177H74ZM124 178V177H123ZM124 178V179H125ZM133 180H132V179ZM141 178V177H140ZM139 178V179H140ZM146 178H148V177H146ZM146 178H143L144 180L146 179ZM160 178H161V176H160ZM179 178V179H180ZM218 178H220V179H218ZM229 178H232V177H229ZM229 178H228V181H229ZM239 178H241V177H239ZM251 178H253L254 180H255V178L252 176V177H250V179ZM62 179V178H61ZM73 178H71V180H72ZM76 179H77V177H76ZM83 179V178H82ZM87 179V178H86ZM154 179H157V178H154ZM154 179H153V181H154ZM162 179V178H161ZM165 179V178H164ZM163 179V181H161L160 182V180H159V178H158V182H160V184L162 183V182H164L165 180ZM191 179V180H190ZM213 179H215V178H213ZM216 179L213 181L212 179V181L214 182V183H216ZM237 179V178H236ZM249 179V178H248ZM247 179V180H248ZM257 179V178H256ZM40 180V179H39ZM59 180V179H58ZM68 180H70V179H68ZM68 180H66V181H68ZM78 180V179H77ZM81 180V179H80ZM79 180V181H80ZM83 180H85V179H83ZM83 180H81V181H83ZM89 180H87V181H89ZM120 181H121V178L119 179ZM126 180H124V182H122V183H126L127 181ZM135 180V181H136ZM147 180V179H146ZM145 180V181H146ZM167 180V179H166ZM172 180H174V179H172ZM172 180H170V181H172ZM195 181L194 183H190L189 184V181H191V182H193V181ZM207 180V178H205V179H203V181H206ZM210 180V181H211ZM230 180H232V181H234L235 179H230ZM244 180H243V183H244ZM246 180V181H247ZM258 180V179H257ZM43 181V180H42ZM56 181V180H55ZM73 181H74V179H73ZM73 181H72V184H73ZM80 181V182H81ZM117 181H118V179H117ZM126 181V182H125ZM142 181V180H141ZM182 181V182H181ZM202 181V182H203ZM212 181H211V183H212ZM240 182L239 181V179L238 180H236V181H234V183H237L236 184V186H238V188L237 189H239V187L241 186V184L240 183H238V182ZM250 181H252V179L250 180ZM250 181L248 180L247 182H249L250 183ZM261 181V180H260ZM39 182V181H38ZM64 183H65V181H63ZM70 182V181H69ZM77 182V181H76ZM139 182V180L138 181H136V183L135 182H132L130 185H132V184H134V185H132L131 187L133 188V186H134V188L131 190V191H133L134 193L133 194H135V197L138 199V200H142V203H145V202H143V201H148L146 204H148V206H149V210L151 211L152 210V212L153 213H156V211L155 210H159V209H157L158 208V206H159V204L157 203V205L155 204L156 202L155 201H153V202H155L154 204L155 205H152L150 202H152V199L153 200H155V198H153L154 196H152V199H151V194L154 192V195L156 194L155 192L156 191H153V192H151V191H147L145 188H147L148 190H150V188H151V190L153 189L152 187L153 186H147V184H144L143 186H145V187H143V188H141L142 186H140L139 184H141V183H138ZM144 182V181H143ZM147 182V181H146ZM154 182H157V181H154ZM157 182V183H158ZM202 182L200 183V184H197L198 186H196V187H199V189L197 190V192H195L196 191V187L194 188L195 190H194V193H195V196H196V194H199V196H201L200 198H202V196H205V197H203L202 198V200H200V198L198 199L197 197H199V196H197V197H195V198H197V201L199 200V201H201V202H198L197 203V201H196V199H193L194 198V196H193V201H194V203H196V205L198 204V206H200V203L202 204L201 206H204L205 208H206V205L204 204V203H208L209 201H211L212 203L213 202H216L215 204L213 203V205H210V204H208L207 205V207H209L210 209L208 210V212H206L205 210L203 211V208H201L202 210L199 212V214L201 215V217H198L199 215H198V212L197 211H199V209H198V206H196V205H192L191 203H193V201L190 203L191 205L190 206H188V205H186V206H188L187 208L189 209V211H192V210H194V211H196V213H197V215L195 214V212L193 211L192 213H194V215L195 216H197L198 217V221L200 220V221H203L204 222V219L206 218V216L208 215V213L209 212H212L211 211V209L214 207V209H213V212L215 211V205L217 204V201H219V197H220V199L222 200V201H224V203H226L225 201L226 200H229V202H230V196L231 195H229L230 193L232 194V195H234V196H238V194H239V196L237 197V198H239L240 197V193H238L239 191L237 190L236 192L233 190H231V191H229L228 192V190L227 189H229L230 187H229V185L230 184H225L226 182L224 181L223 182V184H218L219 186H221L220 187V191H221V188L223 187V185H224V187L226 186V191L228 192H226L225 191V189L224 188H222V192H220V195H219V197H217V201H214V198H213V194L210 192V191H208V189L209 188H213L212 186L211 187H209V185H212L208 180L206 181V182H203L204 184L205 183H207V185H208V187H205V186H207V185H205L204 186V184H203V186H204V188H203V186H202ZM254 182V181H253ZM262 183H264L263 182V180L261 181ZM49 183V182H48ZM47 183V184H48ZM62 183V182H61ZM60 183V184H61ZM63 183V184H64ZM68 183V182H67ZM83 182H81V183H79V184H77V183H75L74 185H76L77 184V187H79L80 186V184H82ZM115 183V182H114ZM113 183V184H114ZM137 183H138V186H137ZM175 183V182H174ZM232 184H233V182H231ZM243 183H242V185H243ZM246 183V182H245ZM261 183V184H262ZM44 184V183H43ZM66 184V183H65ZM69 184V183H68ZM67 184V186L69 187V185ZM117 184L119 185H117V187H120L121 185V182L119 183V182H117ZM156 184V183H155ZM167 184V183H166ZM168 184H170V182L168 181ZM176 184V183H175ZM174 184V187H173V185H172V189H177V188H175V187H177L176 185ZM239 184V185H238ZM247 184V183H246ZM245 184V185H246ZM10 185V184H9ZM45 185H46V183H45ZM44 185V186H45ZM79 185V186H78ZM87 185V184H86ZM124 185H126V184H124ZM142 185V184H141ZM159 185V184H158ZM158 185H154V187L156 188V189H158L156 186H158ZM162 185V184H161ZM190 185H191V187H190ZM217 185V184H216ZM234 185V184H233ZM253 185V184H252ZM257 185H258V183H257ZM4 185H3V183H2V186L1 187H3ZM47 186V185H46ZM61 186V185H60ZM70 186H71V184H70ZM82 186V185H81ZM84 186V185H83ZM116 186V185H115ZM137 186V187H136ZM140 186V187H139ZM147 186V187H146ZM168 185H165V187H167ZM182 186V185H181ZM183 186V187H184ZM202 186V187H201ZM215 186V185H214ZM247 186H250V184H247L246 185V187ZM254 186H256V184L254 185ZM254 186H252V188L254 187ZM0 187V188H1ZM11 187V186H10ZM50 187V186H49ZM66 187V186H65ZM75 187V186H74ZM74 187H73V189H74ZM77 187L75 188V189H77ZM125 187V186H124ZM127 187H129V184L127 185ZM158 187H160V185L158 186ZM169 187V186H168ZM232 187H234V186H232ZM231 187V188H232ZM245 187V188H246ZM258 187V186H257ZM262 187V186H261ZM5 188V187H4ZM120 188H122V187H120ZM141 188V189H140ZM171 188H169V190H171ZM191 188V189H190ZM201 188H203V189H201ZM217 188H218V186H217ZM236 188V187H235ZM243 188H244V186H243ZM244 188V189H245ZM251 188V189H252ZM5 189H7V188H5ZM4 189V190H5ZM69 189V188H68ZM80 189V188H79ZM82 189H83V187H82ZM92 189V190H93ZM123 189H125V188H122V190ZM131 189V188H130ZM139 189V190H138ZM142 189H145L146 190V192L147 193H145V195L147 194V197H144V191L142 190ZM166 189V188H165ZM165 189H162L164 192H166V191H168V190H166L165 191ZM179 189V188H178ZM177 189V191H179ZM180 189V190H181ZM190 189V190H189ZM263 189V188H262ZM261 189V190H262ZM0 190H3V188L2 189H0ZM29 190V189H28ZM28 190H27V192H28ZM85 190V189H84ZM86 190H87V192H90V190L88 191V189L86 188ZM85 190V191H86ZM91 190V191H92ZM115 190V189H114ZM142 190V191H141ZM199 190H203L202 191V193H204L203 195H200L201 194V192L199 191ZM212 190H214V191H216L215 189H212ZM248 190V189H247ZM264 190V189H263ZM51 191H52V189H51ZM75 191V190H74ZM78 191V190H77ZM76 191V192H77ZM83 191V190H82ZM116 191H117V189H116ZM115 191V192H116ZM126 192H127V190H125ZM130 190H129V192H131ZM158 192H159V190H157ZM174 191V190H173ZM176 191V192H177ZM193 191V190H192ZM224 191H225V193L227 194V195H229L228 197V199H227V195L224 193ZM244 191V190H243ZM242 191V192H243ZM256 191V190H255ZM6 192H8L7 190H5V192L4 191H2V193H4L3 195H2V193L0 194V209H4L3 211L2 210H0V264H30V262L31 261H33L34 260V262H35V264H36V262L39 260V262H40V264H42V262H43V264H124L121 260H119V261H121V262H118V259L116 260L114 257L115 256H119L118 254H117V252L115 251V253H114V251L112 252V255H111V252H110V246H108V245H106L104 242H103V240H102V238L101 237H95L94 239H87V236H89V235H91V234H89V235H87L86 236V238H84L83 236L81 237V235H80V240H81V243L83 244L82 246H78V245H75L74 244V239L73 240H71L67 245H66V243H65V247H64V250H62V249H58V248H45V246H40L39 248L37 247V246H35L36 244H38V246H39V243H36L37 241H38V238H37V240H36V237L33 235V234H30V233H27L28 232V228H27V231H23V229L24 228H26V227H29V226H27L26 224H28L29 225V222L27 223V221H28V219L24 216V214H23V212L22 211H20V209L18 208V210L20 211H16L17 210V207H16V205H13L14 204V202L12 201V197L8 194V193H6ZM30 192V191H29ZM45 192V191H44ZM78 192H80V190L78 191ZM99 192V193H100ZM143 192V193H142ZM148 192H150V194H148ZM158 192H157V194H158ZM161 192V191H160ZM169 192V191H168ZM187 192H186V195H187ZM217 192V194H218V192H219V189H218V191H216ZM241 192V194H243ZM263 192V191H262ZM261 192V193H262ZM63 193V192H62ZM85 193V192H84ZM91 194H93L92 192H90ZM97 193V192H96ZM99 193H98V196H99ZM101 193H100V195H101ZM113 193H114V191H113ZM117 193V192H116ZM116 193L115 194H111V197H112V199L114 198V195L116 196ZM121 193V192H120ZM172 193H175V192H172ZM194 193L193 194H191V192H189L188 193V195H189V197H190V194L191 195H194ZM209 193H210V195L212 196V200H208L207 198H208V196H210L209 195ZM237 193V194H236ZM247 193V192H246ZM245 193V194H246ZM252 193H254V192H252ZM257 193V192H256ZM264 193V192H263ZM9 195V196H6V195ZM29 194H31V193H29ZM106 194V195H105ZM118 194H119V192H118ZM117 194V195H118ZM156 194V195H157ZM165 194V193H164ZM167 194V193H166ZM176 194V193H175ZM178 194V193H177ZM176 194V195H177ZM245 194H244V198H242L243 200H245V201H250L249 200V198H248V193H247V195H246V197H245ZM5 195V196H4ZM65 195V194H64ZM79 195H82L81 193H79ZM153 195V194H152ZM160 195V194H159ZM253 195V194H252ZM252 195L250 194V196L249 197H252ZM255 195V194H254ZM253 195V196H254ZM39 196V195H38ZM51 196V195H50ZM78 196V195H77ZM91 196V195H90ZM121 197V199L120 198H116V197ZM119 196H116L114 199H115V201H118L119 199L123 202V201H132V203H134L135 204V202H134V200H133V196H132V194H131V196L129 195V196H126V194H125V196H121V195H119ZM148 196H150V197H148ZM175 196V195H174ZM179 196H177V198L178 199H180L179 198ZM206 196H207V198H206ZM233 196V199L234 198H236V197H234ZM258 196V195H257ZM5 197H9L8 199H6ZM10 197H11V199H10ZM59 197H60V195H59ZM82 197V196H81ZM84 197H85V195H84ZM100 197V196H99ZM102 197H101V199H102ZM157 197V196H156ZM161 197H163V196H158L157 198L159 199V198H161ZM214 197H216L215 196V194H214ZM225 197H226V200H225ZM232 197V196H231ZM242 197H243V195H242ZM255 197V196H254ZM254 197H252V198H254ZM76 198V197H75ZM86 198V197H85ZM85 198L83 199V197H82V199L83 200H85ZM164 198V197H163ZM163 198H161L162 200H161V202L163 201ZM167 197H165L164 198V200H166V203H164V204H167V200L168 201H170V204H171V201H177V200H173L172 199V196H171V198L170 199H172V200H170L169 198L168 199H166ZM175 198V197H174ZM191 198H187L186 197V199H188V200H192ZM206 198V199H205ZM248 200H247V199ZM258 198H262V197H258ZM10 199V200H9ZM26 199V198H25ZM79 199V198H78ZM100 199V200H101ZM102 199V200H103ZM108 199V198H107ZM118 199V200H117ZM181 199H180V201H181ZM210 199H211V197H210ZM259 199V200H260ZM263 199H264V195H263ZM35 200V199H34ZM89 200H93V199H88V201ZM96 200H98V198L96 199ZM119 200V201H120ZM241 200V199H240ZM240 200L238 201V202H240ZM243 200L241 201V204H242V202H243ZM3 201H6L7 203L6 204H4V202ZM73 201V200H72ZM113 201V200H112ZM120 201V202H121ZM158 201V200H157ZM180 201L178 202V203H180ZM186 201L187 200H185V203H186ZM204 201V202H203ZM222 201H219V202H222ZM234 201V200H233ZM232 201V202H233ZM236 201V200H235ZM252 201V200H251ZM256 201V200H255ZM264 201V200H263ZM9 202H12L13 204H10ZM32 202V201H31ZM87 202V201H86ZM90 203H91V201H89ZM119 202V203H120ZM173 202H172V204H173ZM211 202H209V203H211ZM218 202V203H219ZM228 202V201H227ZM253 202H254V199H253ZM257 202V201H256ZM3 203V204H2ZM58 203H60V202H58ZM68 203V202H67ZM88 203V202H87ZM87 203H84V204H87ZM176 203V202H175ZM187 203H189V201H187ZM211 203V204H212ZM224 203L222 202V204L221 205H224ZM258 203V202H257ZM9 204L10 205H12V206H9ZM92 204V203H91ZM94 204H95V202H94ZM122 204V203H121ZM125 204V202L121 205L122 207H123V205ZM133 204V205H134ZM144 205L143 206V208L145 207V206H147V205ZM164 204L162 205L163 207H164ZM183 204V203H182ZM182 204H180V205H182ZM234 204V203H233ZM232 204V205H233ZM236 204H239V203H236ZM249 204V203H248ZM252 204V203H251ZM250 204V205H251ZM254 204H255V202H254ZM254 204H253V206H254ZM2 205H3V207H2ZM41 205H43V204H41ZM72 205H74V204H72ZM90 205V204H89ZM125 205H127V204H125ZM125 205H124V210L126 209V207H125ZM136 205H138V202H137V204ZM150 205H151V207H150ZM169 205V204H168ZM167 205V206H168ZM175 205V204H174ZM247 205V204H246ZM7 206V207H6ZM9 206V207H8ZM15 206V207H14ZM18 206V205H17ZM86 206V205H85ZM87 206H88V204H87ZM119 206H120V204H119ZM120 206V207H121ZM131 206V205H130ZM141 206V205H140ZM157 206V207H156ZM170 206V205H169ZM173 206V205H172ZM171 206V207H172ZM186 206H185V208H186ZM192 206H193V208H192ZM200 206V207H201ZM212 206V207H211ZM219 206V205H218ZM228 206V205H227ZM252 206V207H253ZM2 207V208H1ZM95 207V206H94ZM99 207H101V205L99 206ZM116 207V206H115ZM152 207H156V209L154 210ZM160 207V206H159ZM171 207L170 208H167V209H171ZM179 207V206H178ZM197 209V210H195V208ZM225 207V206H224ZM234 207H237L236 205H233V208ZM244 207H246V206H244ZM248 207V206H247ZM250 207V209H252V207L251 206H249ZM264 207V206H263ZM11 208V209H10ZM12 208H16L15 210H14V212H11V210H13ZM39 208V207H38ZM91 208V207H90ZM89 208V209H90ZM128 208V207H127ZM186 208V209H187ZM232 208V209H233ZM240 208V207H239ZM89 209H88V212H89ZM112 209V208H111ZM164 210H165V208H163ZM162 209V207H161V211L163 210ZM178 209V208H177ZM176 208H175V210L176 211H178ZM183 209V208H182ZM187 209V210H188ZM218 208H216V210H217ZM235 210H236V208H234ZM242 209V208H241ZM248 209V208H247ZM246 208H243V211L244 210H247ZM94 210V209H93ZM118 210H119V207H118ZM117 210V211H118ZM122 210V209H121ZM129 210V209H128ZM127 210V211H128ZM143 210V212H144V209H142ZM234 210V211H235ZM2 211V212H1ZM7 211V212H6ZM8 211H10L9 213H8ZM73 211V210H72ZM127 211L126 212H124L123 210H122V212H124V213H127ZM132 211V210H131ZM131 211H129V213L131 212ZM140 211V210H139ZM149 211V212H150ZM160 211V212H161ZM166 211H168V210H165V213H166ZM173 211V210H172ZM175 211V212H176ZM203 211V212H202ZM217 211H219V209L217 210ZM234 211H233V213H234ZM238 211V210H237ZM236 211V212H237ZM241 211V210H240ZM248 211V210H247ZM250 211V210H249ZM253 212H252V214L254 213V210H252ZM79 212V211H78ZM97 212H98V210H97ZM97 212H92L93 214L94 213H96V215L97 216H100V214H98ZM100 212V211H99ZM134 212H135V210H134ZM158 212V211H157ZM164 212V211H163ZM183 212H186L185 210H183ZM245 212V211H244ZM251 212V211H250ZM5 213H7V215H9V217L5 214ZM11 213V214H10ZM16 213H19V214H21L22 213V216H24V217H22V216H20L19 215V218H18V216H16L17 214ZM67 213V212H66ZM69 213V212H68ZM74 213H75V211H74ZM77 213V212H76ZM101 213V212H100ZM110 213H113V212H111L110 211ZM117 213V212H116ZM159 213V212H158ZM187 213H188V211H187ZM203 213L205 214V215H203ZM206 213H207V215H206ZM215 213V212H214ZM246 213V212H245ZM249 213V212H248ZM248 213H246V214H248ZM4 214H5V216H6V218L4 217ZM63 214H64V212H63ZM137 213H135V215H136ZM148 214V213H147ZM151 214V213H150ZM159 214H161V213H159ZM172 214H174V213H172ZM183 214V213H182ZM216 214V213H215ZM217 214H219V212L217 213ZM241 214V213H240ZM246 214H244L243 213V216L244 215H246ZM16 217H14V216ZM117 215V214H116ZM125 215V214H124ZM152 215V214H151ZM151 215H149V218H150V216ZM181 215V214H180ZM184 215H186V214H184ZM193 215V214H192ZM193 215V216H194ZM236 215V214H235ZM251 215V213L249 214V216ZM255 215V214H254ZM38 216H40V215H38ZM74 216V215H73ZM72 216V217H73ZM83 216V215H82ZM126 216V215H125ZM124 216V217H125ZM152 216H154V215H152ZM160 216V215H159ZM187 217H188V215H186ZM192 216V217H193ZM203 216H204V219H203ZM213 216V215H212ZM218 216V215H217ZM221 216V215H220ZM220 216L218 217V218H220ZM242 216V215H241ZM248 216V218H247V216H246V218H247V221H248V219H251V217L253 216H251V217H249ZM9 219H8V218ZM13 217V218H12ZM24 218V220H25V218H26V220H25V224H23L24 222V220L23 221H21L22 220V218ZM60 217V216H59ZM83 217H85V215L83 216ZM82 217V218H83ZM115 217V216H114ZM118 219H115V220H119V216L117 215L116 216ZM126 217H129L128 216V214H127V216ZM125 217V218H126ZM137 217V216H136ZM141 217V216H140ZM144 217V216H143ZM164 216H162V218H163ZM165 217H168V215L167 216H165ZM171 217H174V218H171ZM175 217H177L175 214L172 216L171 215V213H170V218L171 219H177V221H178V218H175ZM187 217H185V219L187 218ZM191 217V216H190ZM191 217V218H192ZM208 217V216H207ZM210 217H211V215L208 217V219L206 220L205 219V221L206 222H208V220L210 219ZM213 217H215V215L213 216ZM230 217V216H229ZM255 217V216H254ZM253 217V218H254ZM39 218V217H38ZM96 219H97V217H95ZM139 218V217H138ZM147 218V217H146ZM154 217H151L150 219H153ZM161 218V217H160ZM159 218V221H161V220H163V219H160ZM184 218V217H183ZM190 218V219H191ZM195 218V217H194ZM242 218V217H241ZM257 218V217H256ZM18 219H20L19 220V222H23L22 224H23V226L21 227V224H19V223H17L18 221ZM73 219V218H72ZM100 219H102L103 220V218L102 217H99L98 218V220H100ZM127 219L128 218H126V221H127ZM131 219L132 218H130V220L128 219V221L130 222L131 221ZM136 219V218H135ZM165 219V218H164ZM180 219V218H179ZM201 219H203V220H201ZM211 219H213V218H211ZM210 219V220H211ZM235 219V218H234ZM245 219V218H244ZM14 222H12V221ZM17 222H16V221ZM36 220V219H35ZM38 220H40V218L39 219H37L36 221H38ZM56 220V219H55ZM90 220H91V218H90ZM101 220V221H102ZM114 220V222H116L117 223V221H115ZM134 220V219H133ZM154 221H155V219H153ZM153 220H151L152 222V224H153ZM183 220V219H182ZM196 220V219H195ZM209 220V221H210ZM221 220V219H220ZM246 220V219H245ZM254 220V219H253ZM256 220V219H255ZM254 220V221H255ZM42 221V220H41ZM83 221V220H82ZM120 221H121V218H120ZM141 221V220H140ZM164 221V220H163ZM166 221V223H167V220H165ZM164 221V222H165ZM180 221V220H179ZM225 221V220H224ZM223 221V222H224ZM254 221H253V224L255 225V223H254ZM258 221V220H257ZM39 222V221H38ZM103 222V221H102ZM123 221H121V223H122ZM124 222H125V220H124ZM123 222V223H124ZM128 222V223H129ZM132 222L133 221H131V224L130 225H133V227H134V229H137V226L136 225H134V224H132ZM137 222V221H136ZM176 222V221H175ZM175 222L173 223L174 225H175ZM184 222V221H183ZM188 222H189V220H188ZM191 222V221H190ZM195 222V221H194ZM193 222V223H194ZM215 222V221H214ZM217 222H219V221H216L215 223H217ZM227 222V221H226ZM249 222H251V221H249ZM249 222H248V224H243V225H245V226H247L246 227V229L245 230H247L248 229V232H255L256 231V228H257V226H254V227H256V228H254L253 227V230L251 229V227H252V223L251 224H249ZM256 222V221H255ZM13 225H12V224ZM16 223H17V226H16ZM40 223V222H39ZM47 223V222H46ZM71 223V222H70ZM82 223V222H81ZM121 223H119V221H118V226L119 227H117V225H116V227H117V231H119L118 230V228H120V225L119 224H121ZM126 223V222H125ZM124 223V224H125ZM128 223H126L125 225H127ZM155 223V222H154ZM162 222H158L157 223V227L155 228V229H157V232H156V235H155V233H154V231L152 232V233H154V235H155V237H154V235H152V233L150 234L151 236H153V239H154V242H155V239H156V242H157V245H155L156 244V242L154 243H152V244H154L155 246H156V248L158 247V248H160L161 250H170V251H172V253L170 252L169 254H172V255H169L167 258H168V260L169 259H175V257H176V260H177V258L178 257H180L179 255H181V254H179V253H182L183 255H184V253L185 254H187V252L188 253H190L187 257H182V255H181V257H182V261L183 262H181L182 264H203V263H205V262H203V257H205V259L206 260H210V256L208 257L207 255L205 256H203L202 255V253L204 252V251H197V249H195L196 247H194V242H192L191 243V240L190 239H193L192 238V236L191 235H193V234H189L190 236H191V238H189L188 239V241L189 242H187L186 243V245L184 244L182 247L181 246H177V247H180L181 249H177L176 248V246L174 247L173 245H175V243L177 242H175L173 245L171 244V245H169V244H167L168 243V241H169V239L168 238H170V239H172L171 238V234L172 233H174V235L172 234V236H176V238H177V236H180L179 234H176L175 235V233H177L178 231H176L175 230V232H173V230H174V228L176 227H174V225H168L169 227H167L165 224L163 225V224H161ZM172 223V222H171ZM170 223V224H171ZM176 223H181V221L180 222H176ZM185 223H186V221H185ZM184 223V224H185ZM192 223V224H193ZM198 223H200V222H198ZM197 223V224H198ZM229 223V222H228ZM231 223H233V219H232V222ZM237 223V222H236ZM235 223V224H236ZM259 223V222H258ZM263 223V222H262ZM20 226H19V225ZM60 224V223H59ZM114 224H113V226H114ZM136 224V223H135ZM138 224H140V223H138ZM196 224V223H195ZM196 224V225H197ZM201 224H204V223H201ZM200 224V225H201ZM218 224V223H217ZM219 224H220V222H219ZM221 224H222V222H221ZM220 224V225H221ZM239 224V223H238ZM264 224V223H263ZM36 225H38V224H35V227H37ZM67 225V224H66ZM146 225V224H145ZM143 226L142 228H146V226H148V225H146V226ZM164 226V231H162V229H161V226ZM179 225V224H178ZM177 225V226H178ZM180 225H182V224H180ZM179 225V226H180ZM196 225H194V227L193 228H195L196 229ZM233 225V224H232ZM249 225V226H248ZM257 225V224H256ZM26 226V227H25ZM87 226V225H86ZM100 226V225H99ZM102 226V225H101ZM135 226H136V228H135ZM140 226H141V224H140ZM151 226V225H150ZM153 226V225H152ZM155 226H156V223H155ZM162 226V227H163ZM170 226H172V227H170ZM178 226V227H179ZM198 226V225H197ZM208 226V225H207ZM214 225L212 224V227H213ZM222 226H223V224H222ZM239 226V225H238ZM244 226V227H245ZM260 226V225H259ZM24 227V228H23ZM46 227V226H45ZM115 227V226H114ZM115 227V228H116ZM125 227H127V226H125ZM159 227H160V231H159ZM205 227V226H204ZM214 227H216V226H214ZM228 227V226H227ZM235 227V226H234ZM233 227V228H234ZM248 227H250V228H248ZM47 228H48V226H47ZM121 228H122V225H121ZM120 228V229H121ZM140 228V227H139ZM147 228H149V227H147ZM146 228V229H147ZM173 228V229H172ZM192 228V229H193ZM207 228V227H206ZM223 228V227H222ZM231 228V227H230ZM229 228V230H231ZM237 228V227H236ZM260 228H261V226H260ZM259 228V229H260ZM263 228H264V226H263ZM49 229H51L50 227H49ZM56 229V228H55ZM104 229H105V227H104ZM126 229V228H125ZM124 229V230H125ZM129 229H131L132 230V228H131V226L129 227ZM141 229V228H140ZM146 229H144L145 230V233H142L143 234V236H144V234H145V237H147V235L149 234H147L146 235ZM150 229H152V228H150ZM150 229H147L148 231H150ZM186 229V228H185ZM211 229V228H210ZM215 229V228H214ZM221 229V228H220ZM226 229V231H228V229L227 228H225ZM235 229V228H234ZM255 229V230H254ZM262 229V228H261ZM30 230V229H29ZM127 230V229H126ZM143 230V229H142ZM170 230H172V231H170ZM184 230V229H183ZM189 230V229H188ZM198 230H200L199 229V227H198V229L197 230H195L196 232L198 231ZM219 230V229H218ZM217 230V231H218ZM233 230V229H232ZM232 230H231V232H232ZM237 230H239V229H237ZM36 231H37V229H36ZM39 231V230H38ZM106 231V230H105ZM123 231V230H122ZM130 230H128V232H129ZM201 231H202V229H201ZM206 230H204V232H205ZM208 231V230H207ZM215 231V230H214ZM235 231H236V229H235ZM235 231H233V233H231V235H229L230 233H228V236H232V238H233V236H235V235H233V234H235V233H237V232H235ZM55 232V231H54ZM127 232V231H126ZM127 232V233H128ZM131 232H133V230L131 231ZM141 232V231H140ZM188 232H190V230L188 231ZM212 232V231H211ZM230 232V231H229ZM235 232V233H234ZM245 232V231H244ZM243 232V233H244ZM248 232H247V234H248ZM258 232H261L260 230L258 231ZM23 233H24V236H23ZM39 233V232H38ZM111 233V232H110ZM121 232H119V234H120ZM124 233V232H123ZM135 233H136V231H135ZM134 233V234H135ZM137 233H138V231H137ZM136 233V235H138ZM180 233V232H179ZM192 233H193V231H192ZM199 233H200V231H199ZM206 233V232H205ZM208 233H209V231H208ZM224 233V232H223ZM226 233V232H225ZM242 233V234H243ZM256 233V232H255ZM22 234V235H21ZM39 234H41V232L39 233ZM130 234V233H129ZM129 234H128V236H129ZM183 234H184V231H183ZM188 234V233H187ZM220 234V233H219ZM238 234V233H237ZM244 234H246V233H244ZM243 234V235H244ZM252 234V233H251ZM48 235V234H47ZM141 235V234H140ZM188 235V236H189ZM209 235V234H208ZM210 235H212V234H210ZM209 235V236H210ZM214 235V234H213ZM253 235V238H256V237H254V236H256L257 234H252ZM258 235H260V234H258ZM261 235H262V233H261ZM23 236V237H22ZM117 236V235H116ZM122 236H124V235H122ZM132 236L133 235H131V236H129V238H131L130 240L132 241ZM183 235L181 234V236L180 237H182ZM185 237H186V235H184ZM195 236V235H194ZM202 236V235H201ZM205 236V235H204ZM225 236V235H224ZM242 236V235H241ZM248 236H250V233L247 235V237ZM263 236V235H262ZM24 240V239H26L25 241L30 245L31 244V246H29V245H27V246H25L24 245V243H23V240L21 239V238ZM61 237H63V236H61ZM60 237V238H61ZM106 237H108V236H106ZM111 238H112V236H110ZM121 237V236H120ZM125 237V236H124ZM137 237V236H136ZM136 237H135V239H136ZM138 237H139V235H138ZM140 237H142V235L140 236ZM144 237V238H145ZM150 237V236H149ZM198 237V236H197ZM200 237V236H199ZM199 237H198V239L197 240H199ZM214 237H215V235H214ZM227 237V236H226ZM226 237H222L221 239L223 240L224 238L225 239H227ZM244 237H245V235H244ZM251 237V236H250ZM250 237H248V239L250 238ZM258 237H261V236H257V239H259ZM56 238V237H55ZM74 238V237H73ZM134 238V237H133ZM143 238V237H142ZM140 239V240H138V243L140 242L141 243V245H142V241L141 240H146V238L145 239ZM179 238V237H178ZM209 239H210V237H208ZM229 238H231V237H229ZM231 238V239H232ZM263 238H264V236H263ZM70 239H72V237H70ZM122 239H123V237H122ZM149 239V238H148ZM147 239V240H148ZM152 239V238H151ZM181 239V238H180ZM187 238H185V240H186ZM194 239H195V237H194ZM194 239L192 240V241H194ZM201 239V238H200ZM208 239V240H209ZM217 239H219V238H217ZM221 239H219L218 241V243L219 244H222V247L225 249V247H226V244L225 243H229L228 241H230V240H228L227 242H225L224 244H223V242H222V240ZM234 239H236V236L234 237ZM241 239V238H240ZM245 240L247 239L246 237L244 238ZM252 239V238H251ZM36 240V244L34 243V241ZM53 240H54V238H53ZM58 240V239H57ZM116 240V239H115ZM125 240V239H124ZM129 240V239H128ZM129 240V241H130ZM146 240V243H148V241ZM178 240V239H177ZM182 240V239H181ZM261 240H263L264 241V239H262L261 238ZM24 241V242H25ZM39 241H40V239H39ZM38 241V242H39ZM43 241V240H42ZM41 241V242H42ZM114 241V240H113ZM126 241V240H125ZM134 241H136V240H134ZM170 241H172V240H170ZM178 241H180V240H178ZM187 241V240H186ZM207 241V240H206ZM210 241H212L211 239H210ZM233 241V240H232ZM234 241H236V240H234ZM242 241H244L243 240V237H242V240H241V242ZM246 241H248V240H246ZM250 241V240H249ZM249 241H248V243H249ZM25 242V244H27ZM54 242H56V244H57V241H53V243ZM78 242V241H77ZM118 241H116V243H117ZM133 242V241H132ZM151 242V241H150ZM173 242H174V240H173ZM181 242V241H180ZM197 242V241H196ZM209 242V241H208ZM222 242V243H221ZM254 242H255V240L252 242L253 244H254ZM261 243H262V241H260ZM53 243H51V244H53ZM76 243V242H75ZM126 243H128V242H126ZM133 243H136V242H133ZM144 244H145V241L143 242ZM181 243H183V242H181ZM198 243V242H197ZM210 243V242H209ZM231 243V242H230ZM246 242H244V243H242V246H243V244L244 245H246L245 244ZM34 244V246H35V248L37 247L43 254H41V252H39V250L38 249H35L34 251H32L31 252V250L34 248V246H32ZM50 244V245H51ZM56 244H53V245H56ZM129 244V243H128ZM150 244V243H149ZM178 244V243H177ZM191 244H193V246L191 245ZM253 244H251L252 246H254ZM133 245V244H132ZM131 245V246H132ZM153 245V246H154ZM181 245V244H180ZM188 245H189V247H188ZM190 245H191V247L195 250V251H192V248H191V251H190V249L189 250H187L188 248H190ZM235 245V244H234ZM249 245V244H248ZM263 245H264V243H263ZM84 246V247H83ZM125 246V245H124ZM129 246V245H128ZM128 246H126L127 248H128ZM135 247H136V245H134ZM139 246V244L137 245V247ZM144 246V245H143ZM147 246V245H146ZM145 246V247H146ZM150 246V245H149ZM152 246V245H151ZM150 246V248L151 249H153V250H156V248L154 249V247L152 248ZM188 248H187V247ZM196 246V245H195ZM215 246V245H214ZM221 246V245H220ZM225 246V247H224ZM229 246V245H228ZM227 246V247H228ZM231 246V245H230ZM229 246V247H230ZM232 246H233V244H232ZM29 247H31L32 249L30 250V248ZM43 247V248H42ZM134 247V248H135ZM140 247V246H139ZM138 247V248H139ZM144 247V248H145ZM198 247V246H197ZM243 247H247V245L246 246H243ZM261 247H263L262 246V244H261ZM42 248V249H41ZM130 248V247H129ZM132 248V247H131ZM131 248H130V250H131ZM144 248H142V250L144 249ZM176 248V249H175ZM186 248V249H185ZM207 248V246H205V248L204 249H206ZM222 248V249H223ZM234 247H232V251H234V249H233ZM237 248V247H236ZM250 249H251V247H249ZM249 248H248V250H249ZM264 248V247H263ZM113 249H115V247L113 248ZM133 249V248H132ZM137 249V248H136ZM140 249V248H139ZM145 249H149V247L147 248H145ZM159 249V250H160ZM200 249V248H199ZM203 249V250H204ZM208 249L209 248H207L206 250H207V252H208ZM212 249V248H211ZM221 249V248H220ZM220 249H218V247H217V250L216 251H218V250H220ZM243 248H241V250H242ZM254 249V248H253ZM252 249V250H253ZM262 249V248H261ZM38 250V251H37ZM125 250V249H124ZM141 250V251H142ZM153 250H150V252L151 251H153ZM178 250H180L179 251V253L177 252ZM214 250V249H213ZM228 250V249H227ZM226 250V251H227ZM231 249H229V253H231V251H230ZM237 250V249H236ZM252 250H250L251 251V254H253L254 253V250L252 251ZM260 250V249H259ZM35 251H37V253L35 254V253H33V252H35ZM128 251V250H127ZM131 251H133V250H131ZM157 252H158V250H156ZM167 251V252H168ZM225 251V252H226ZM261 251V250H260ZM263 251V250H262ZM261 251V252H262ZM38 252L41 254V255H43V256H41V255H39L38 254ZM146 252H148V251H146ZM149 252V253H150ZM159 252H161V251H159ZM164 253H165V251H163ZM174 252V253H173ZM200 252H202V253H200ZM207 252H205L206 254H207ZM241 252V251H240ZM244 252V251H243ZM259 252V251H258ZM110 253V254H109ZM129 253V252H128ZM152 253V252H151ZM164 253H158L159 255H161V257H162V254H164ZM176 253V254H175ZM177 253L179 254V255H177ZM204 253V254H205ZM213 253V252H212ZM233 253V252H232ZM234 253H238L237 251H235ZM260 253V252H259ZM262 253H264V252H262ZM261 253V254H262ZM116 254V255H115ZM134 254V253H133ZM173 254H175V256H173ZM218 254H221V255H219L220 256V260L223 262V261H225L226 259H227V257H225L226 259H224V260H222L221 259V257H224L223 256V254L224 255H226L225 253H223V252H219ZM247 254V253H246ZM255 254V253H254ZM253 254V255H254ZM35 255H39V257L41 256L42 258L41 259H44V260H41L40 258H38V256H35ZM47 257V258H49L50 259V261H49V259H47L45 256ZM114 255V256H113ZM154 255V254H153ZM165 255V254H164ZM167 255V254H166ZM211 255V254H210ZM213 255V254H212ZM232 255V254H231ZM236 256L235 257H237L238 256V254H235ZM248 255H249V251H248ZM252 255V260L254 259V258H256L255 257V255L253 256ZM260 255V254H259ZM149 256V255H148ZM172 256V257H171ZM218 256V255H217ZM233 256H234V254H233ZM262 256V255H261ZM260 256V257H261ZM33 257V259L31 260V258ZM36 257V258H35ZM45 257V258H44ZM120 257V256H119ZM134 257L136 258V255H134ZM160 257V256H159ZM159 257H157V259L159 258ZM163 257H165V256H163ZM165 257V258H166ZM180 257V258H181ZM214 256H212V258H213ZM232 257V256H231ZM234 257V259H237V258H235ZM242 257V256H241ZM259 257V258H260ZM264 257V256H263ZM116 258H118V257H116ZM137 258H139V257H137ZM137 258H136V260H137ZM149 258H151V256H149ZM152 258H155L154 256L152 257ZM183 258H185L184 260H183ZM217 258V257H216ZM217 258V259H218ZM38 259V260H37ZM45 259H46V262L47 263H45L44 261H45ZM120 259V258H119ZM156 259V258H155ZM219 259L217 260V261H219ZM230 259V258H229ZM246 259H248V258H246ZM250 259V258H249ZM261 259H262V257H261ZM37 260V261H36ZM41 260V261H40ZM140 260V259H139ZM150 260V259H149ZM154 260V259H153ZM172 260H169V262L171 261L172 262ZM205 260V261H206ZM208 260V261H209ZM213 260V259H212ZM216 259H214V261H215ZM230 260H232V259H230ZM240 260V259H239ZM241 260H242V258H241ZM240 260V261H241ZM254 260H258L259 261V259L258 258H256V259H254ZM138 261V260H137ZM141 261V260H140ZM166 261V260H165ZM180 260L178 259V262H179ZM208 261H206L207 263H205V264H214L215 262H211V260L209 261L210 263H208ZM220 261V262H221ZM235 261V260H234ZM243 262H245V260H242ZM251 261V260H250ZM264 261V260H263ZM49 262V263H48ZM142 262V261H141ZM151 262V261H150ZM164 261H162L161 260V263L160 264H162ZM174 262H175V260H174ZM173 262V263H174ZM220 262H218V264H220ZM229 262V261H228ZM243 262H241V263H243ZM247 262V261H246ZM253 262H255V261H253ZM252 262V263H253ZM38 263V262H37ZM147 263V262H146ZM152 263V262H151ZM150 263V264H151ZM157 263V262H156ZM159 263V262H158ZM225 264H226V262H224ZM248 263V262H247ZM246 263V264H247ZM250 263V262H249ZM248 263V264H249ZM258 264H260L259 262H257ZM32 264V263H31ZM39 264V263H38ZM153 264V263H152ZM164 264V263H163ZM167 264H169V263H167ZM174 264H177V261H176V263H174ZM179 264H180V262H179ZM215 264H217V262L215 263ZM223 264V263H222ZM230 264V263H229ZM244 264V263H243ZM261 264H263V263H261Z\"/></svg>", "mask_w": 264, "mask_h": 264}, {"label": "rangeland", "instance_id": "rangeland-1", "mask_svg": "<svg viewBox=\"0 0 264 264\" xmlns=\"http://www.w3.org/2000/svg\"><path fill=\"white\" fill-rule=\"evenodd\" d=\"M6 1H7V0H6ZM8 1H9V3H10V0H8ZM8 1H7V2H8ZM11 1H12V0H11ZM15 1H17V0H15ZM15 1H12V3L7 4V2L4 3V0H0V10H2V13H1V17H2V18H1V20L3 19L2 21H4V17H6V14H7V15H10V14H11V13H8L9 10H7L6 8H8V9H9V8L12 9V10H13L12 13H13V12H18V11H21V12L24 11V12H22V16H23L22 19L19 18V20L17 19V21H16L15 23H10V25H11V27H12V24H13V28H18L19 30H22V31H23V29H24V31L26 32V30H25V29H26V26H25V25H26L27 23L30 22V24H28V27L30 26V28H31V26H32L31 24H32V22L35 21V20L32 21V19L29 18L28 22L26 23L25 21H27V18H26L27 16L25 17L26 19L24 18V16H25V14H27V13L32 14V13H33L32 10H33L34 8H33V6H32L33 9H28V7L30 8V6H28V4L31 2V0H25V1H24V0H19V2L17 1L16 3H15ZM23 1H24V2H23ZM36 1H37V0H36ZM36 1H35V2H36ZM38 1H39V0H38ZM69 1H70V5L73 6V7H75V9H73V13H74L75 11H78V10H79V8H78L76 5H74V4H76V2H77V5H78L79 3H80L79 5H81V3H83V2L85 1V5H84V6H87L86 4H88V3L91 1L90 3H92V4L89 3V4L91 5V6L88 5L89 8H92V7L94 6V0H90V1L88 0L89 2L86 1V0H80L79 2L76 1V0H73V3H72V0H69ZM75 1H76V2H75ZM82 1H83V2H82ZM35 2L33 1V3H35ZM39 2H40V1H39ZM74 2H75V3H74ZM100 2H101V3H105L104 0H102V1H100ZM20 3H21V4H20ZM27 3H28V4H27ZM71 3H72V4H71ZM24 4H25V5H24ZM30 4H32V3H30ZM30 4H29V5H30ZM36 4L39 5L38 3H36ZM83 4H84V3H83ZM98 4H99V2L97 3V5H98ZM6 5H8L9 7H8V6L6 7ZM25 6H26V7H25ZM82 6H83V5H82ZM88 6H87V7H88ZM35 7H36V6H35ZM37 7H40V8H41V6H37ZM23 8H24V10H22ZM40 8H39L38 10H40ZM76 8H77V9H76ZM83 8L85 9L86 7H82V8H81V6H80V12H82V13L84 14V12H85L86 10H89V14H91V12H90L91 9L86 8L85 11L83 12ZM93 8H94V7H93ZM4 9H5V11H4ZM6 10H7V11H6ZM17 10H18V11H17ZM27 10H30V12H27ZM35 10L37 11V9H35ZM35 10H33V11H35ZM36 11H35L34 13H36ZM91 11H92V14H96V12H98L97 9H96V10H91ZM5 12H6V13H5ZM26 12H27V13H26ZM23 13H25V14H23ZM34 13H33V15H34ZM37 13H39V12L37 11ZM37 13L35 14V15H37L36 19H38V20L41 21L42 18H41V16H39V18H41V19H39ZM40 14H41V12H40ZM40 14H39V15H40ZM68 14H69V17L67 18L68 21H67V19H64V18H66V17L63 18L64 14H63V15L61 14V15H62L61 18H63L64 21H67V22H66L67 24H68L69 22H71V19H72V18H70V17H74L73 20H75L76 22L79 23L80 21H82V19H84V18L86 17V14H87V17H88V18L90 17V24H89V21H88L87 23L85 22V25L88 24L87 27H88V29H90V30H89V33H90V31H91L92 29H94L95 26L93 27V26L91 25V19L93 18V16H92V17H91V16H88V12H87V11L85 12V15L82 14L83 16H85L84 18H83V17L80 18L82 15L79 16V14H78L79 17L76 16V15L74 16L75 13L72 14V12H70V13H68ZM68 14H67V15H68ZM70 14H72V16H70ZM76 14H77V13H76ZM92 14H91V15H92ZM27 15H28V14H27ZM33 15H32V16L28 15V16L34 18L35 16H33ZM58 15H59V14H56V15L54 16V14H53L51 18H48V19H49V20H48L49 22H46L47 19H44V21L47 23L46 26L49 27V26L52 24V25L55 27V29H56L57 32H58L59 30H61L62 28H65L63 25H62V26H63L62 28L59 27V25L62 24V23H59V22L62 21V19H61V21H55V22H52V21H54V18H55V17L57 18ZM67 15H66V16H67ZM210 15H211V14H210ZM210 15H209V17H210ZM212 15H213V14H212ZM59 16H60V15H59ZM214 16H215V15H214ZM218 16H220V15L218 14V15H217V18H214V19L217 20L216 22H220V23H221L222 20H220L221 18L218 17ZM75 17L80 18L81 20L78 21V19H77V18L75 19ZM215 17H216V16H215ZM46 18H47V17H46ZM59 18H60V17H59ZM59 18H58V19H59ZM69 18H70V19H69ZM211 18L213 19L212 16H211ZM218 18H219V19H218ZM34 19H35V18H34ZM58 19H57V20H58ZM85 19H86V21L89 20V19H87V18H85ZM202 19H204V18L202 17ZM214 19H213V20H214ZM23 20H25V21H23ZM38 20H36V21H38ZM42 20H43V19H42ZM59 20H60V19H59ZM73 20H72V23L74 22ZM40 21H39V25H40V24L43 25V24L45 23V22L43 21L44 23L42 24V23H41L42 21H41V22H40ZM50 21H51V22H50ZM64 21H62L63 24H64ZM83 21H85V20H83ZM57 22L59 23L58 26L55 24V23H57ZM20 23H21V25L23 24V25L25 26V28H24L23 25H22L23 27H21ZM37 23H38V22H37ZM49 23H50V24H49ZM81 23H82V22H80L79 24H77V23L75 24V22H74V24H75V25H73V26L75 27V29H74V27H73L74 30L72 29V24H68V25H71L70 28H71V30H73V31H71L69 28H66L67 31H66V29H62V30H61V33H62V31L65 30L66 32H64V33L70 32L71 35L73 34L74 37H72L71 35H68V38L71 40V41H69V39H68V42H69V43H68L67 40H66L67 38H65V34H64V38H65V39H64V41L62 40L63 42L59 41V40H61V39L58 37V36H60V35H58V36L55 35V36H57L59 39H58L57 37H56V38H55V37H54V38L52 37L53 39H51V35H50L51 32H50V30L52 29V27H51L52 25L50 26L51 29L48 28L49 30L45 29V28H47V27H44V31L47 30V33H45L44 31H42L43 29L41 30V28H42L41 25H40V29H39V26H35V25H33L34 28H35V27L38 28V29H36V32H35V33H31V31L34 30V29H30V32L27 31V33H29V34L31 33V34L29 35V36H30L29 38H30V39L32 38V40H33L35 43H38L39 45L42 44L40 47H42V50H43V51H44V50H48L47 47H48V45H49V42L52 43L53 45H55L54 47H55L56 50H52V49L50 48L52 51L49 49V50H48V53H49V52H50V53H54V52L57 51V49H58V51L55 52L56 55L53 54V55L56 57V60H57L58 55L60 56V54H61L60 50H61L62 52L65 50V49L63 50L62 48H66V50H65L66 52H67L68 50H69L68 52H70V50H71V52H72V51H73L72 49H75L76 51H78V50H80L79 47L81 48L83 45L85 46L86 43H87V44H86L85 47H86V49H89L88 52H87V50H86V52H87L88 54L85 52V49L83 50V47H84V46L82 47L81 51L83 50V53L85 52L87 55H89L90 53H92V49H93L94 47L96 48V46H97V44H94V45H95L94 47H93V45L90 46V43L93 44V43L95 42V38H96V37H95L94 35L97 34V35H96L97 37L101 36V39L104 37L105 39L103 38V40H105V41H107V42H108V40H109L108 43L111 44V45H110V44H107V45H106V44H105L106 42H104V44H105V47H104V44H99V43H98V45H100V46L103 45L102 47H104V48L106 49V51H105L104 49H102V50H103L102 53H103V55H104L105 57H104L103 55H100L101 52L99 51V49H98V50H97V49H93L94 51L96 50L97 52L100 53V54H97V55H98V58H99V55H100V57H103L104 60H106V59H107V56H106V55H107V54H110V56H114V57L111 58V61H112L111 63H114L116 69L120 70L122 67L124 68V66H122V65L125 64V65H126V72H127V73L125 72V69H124V74L127 75L128 73L131 72L130 70H132V72L134 71L137 75H136L134 72H133V73H132V72L130 73V74H132L131 76H129V74H128V75L126 76L127 78H125V75H124L123 77L126 79V81H125V79L123 80V77H121V78L118 77V79H117V77H115V80H116V81H117V80L119 81V82H116V83H120V87H119V85H117V86L119 87V89H117V88H116V89H117V90H120V91L113 90V89L115 88V83H112V84L114 85V87H110V86H111V82L109 83L108 81H110V80H109L110 78H112V77L114 78V75L112 74V72H111V73L108 72V71H112L111 68H109V70L106 69V70H108V71L106 72L105 68H102V67H101V64H102V63L100 62V61H102V60H100L101 58H99V60H97V61H98V62H97V61H95V59L93 58L94 56H97V55H94V56L92 57L93 59L91 58L92 60H94V62H92V61L89 59L90 56L87 57V55L84 54V55H86L87 58L84 57V59H83V56H82L81 58H82L83 60L80 59L81 61H84V64H83V62L81 63V61L78 60V57H79V56H78V55H79L78 53L81 52V51H79L78 53H77L76 51H75V52L73 51V52L75 53L74 56H76V55L78 56V57H75L76 59L74 58V56H73V58H71V57L69 58V56H68L69 53H67V56H68V59H70V62L73 61V59L76 60V61H79V62H80V66H82V69H83V70H82V69H81V70H82V72H84L83 75H85L84 78L86 77V75H87V77H88V76H92V74L94 73V72L92 71L93 69H94V71H95L96 74L99 73V74L97 75L96 80H100L99 78L103 77V76L100 75V73H101V72H99L100 68L103 70V72H102L103 75L105 74L104 72L109 73V79H108V75L106 76V77H107V80H108V81H107V82H108L107 84L109 85V87H108L109 90L107 89V86H108V85L106 86V83L104 84V86H106V89H107L109 92L111 91L110 88H112V91H116V92H118V93H116V92L114 93V95H113L114 97L112 96L113 98H115L116 94H120V96L122 97V100H120V98H121L120 96H119V98L115 99V100H118L119 102H118V101L116 102L114 99L111 100V101L109 102V97L111 98L110 95H111L112 91H111L110 93H109L108 91H107L108 93H106L105 91H103V92L101 91V87H100V85H101L102 83H104V82H102L100 85H99V83H96V84H98V85L95 86V84H94V83H95V81H94L95 78H94V80H90L91 77H88V78H89L88 80L90 81V82L88 81V82H89L88 85H89V84L92 85V83H93L92 86H93V87L95 86V87L92 89V86H91V85H89V86L86 85V84H85V81L87 82V78H86V79H83V80H85L83 83H84L86 86H88V87H86L87 90H86V89L83 90V89L81 88V86L83 87L84 84L80 86V85H79L80 83L75 82V81L77 80V78H78V82H80L79 80H82V78H83L82 74H81V75H78V77L76 76L77 78L75 77V81H74L75 84H76L77 86L79 85L80 88H81L83 91L78 90V91L76 92L75 89H79V88H77L76 85H75V87L73 86V87H74V91H72V92L74 93V94H73V97H74V95H75V97L78 96V95H79L78 93H80L79 96L81 97V96L84 94V91H87V92H90V91H91V92L89 93V94H92V92H93V95L91 96V99H92V97H94L97 101H96V100H93V101L90 100V101H88V100H89V96H88V98H86L85 96H86L87 92H85V96L83 95L85 98H83L84 100H83V99L81 100V101H82L81 104H82V108H83L82 110L85 111V113L83 112L85 115L82 114V112H80V113H81L80 115H81V116L83 115V117H80V118L78 117L79 119L77 118L75 121H73V119H75L74 117H73V119H71V117L69 116L70 114L68 115L69 117L67 116L68 119L70 118V119L73 121V123H72V121L69 119V125H70V128L72 129V126H73V128L75 129L76 132L73 131V130H72L73 132H71V131H70V128H69V125H67L68 127H67V126H64V125H63V126H64V127H63V126L60 125V126L63 127V128H61V127L59 126V128H57V129L60 131V128H61V129H63V132H66V133L64 134V136H65V138H66V137L68 138V139H66L67 142H70L71 139L73 138V136H76V135L79 133L78 130L82 129V130H81L82 132L80 131L79 136H80V134L83 133L81 136H84V138H85L84 141H83V139H81V138H83V137H81V136H80L81 138H80V137H77L78 140H76V138L74 137L75 139H73V141H71L72 144H71V143L64 142V143H65V145H64V144H61V143H63V141H64V140L62 141V138H63V137H62V133H61V134L58 133L59 135H58V134H55V136L57 135L55 138L52 136V137H53V140H52L51 138H49L50 136H48V134H45V133L43 134L42 132H41V134H39L40 131L36 132L37 130L30 128L31 126L28 127L29 125H25V126H24V124H23V125H22L23 128L20 127V128L18 129V128H17V125H18V123L21 124V123H22V122H21L22 120H21L20 116H19L20 119H19L18 117H17V118H16V117L14 118V115H11L13 118L11 117L12 119H10V121L8 120V121H9L8 124H10L11 122H12V123H13V122L15 123V120L18 119V120H17L18 123H15V125L17 124V125H16V129H18V130H15V125H14V124H13L14 127L12 126V124H11V126H10V129H12V128H13V129H12V130H9V131H11V132L14 130L15 133L18 132V133H16L17 137H15L14 135H13V137H11V136H12L11 134H13V132H12V133L10 132L11 134L6 133V134H8L9 137L5 134L6 137H7V138H6V137H4V133L2 134V131L4 130L5 127H4V123L1 122V123H3V124H1V125H3V126H0V128H1V127H4V128H2V130L0 129V130H1V132H0V169L3 170V171L1 170L2 172H0V187L2 186V183H3L4 186L0 188V189L3 188V190H0V192H1V193H2V191L5 192V190L8 191V192H6V193H8V194L11 192L9 195L13 198L12 201L14 202V204H13L12 202H9V203H10V204H13V205H16V207H17V210H16V211L18 212V211H19L18 208H19L20 211L23 212L24 216L28 219V221H27L26 218H25V220L27 221V223L29 222V225L26 224V225L29 226V227H26V226H25L26 228L23 227V228H24L23 231H24V230L27 231V228H28V232H27V233L33 234V235L36 237V240H37V238H38V241H39V239H40L39 242H38V241L36 242V240L34 241V243H35V242H36V243H39V246H38V244L35 243V244H36L35 246H37L38 248H39L40 246H45V248H58V249H62V250H64V247H65V246H66L71 240H73V239H74V241H73L74 244H75V245H78V246L80 247V246L83 245V244L81 243V240L79 239V238H80V235H81V237H82V236H83V237L85 236L84 238H86L87 235L91 234V235L87 236V239H90V240H91V239H94L95 237H98V236L101 237L102 240H103V242H104L106 245L110 246L109 249H110L111 255H112V252H113V251H114V253H115V251H116L117 254H118L120 257H119V256H115L114 258H115L116 260L118 259V262H121V261H122L124 264H150L151 262H152L153 264H160V263H161V260L164 261V262H163L164 264H167V263H169V264H174V263H176V261H177V264H179V262H180V264H182V263H181V262H183V261L181 260L182 257H184V256L187 257L190 253L187 252V254L184 253V255H183V254H182L183 252H182V253H179L180 250H178L177 252H178L179 254H181L182 257H181V255H179V254L177 253V255H179L181 258L178 257L177 260H176V257H177V256H176L175 259H173V260H172V259H169V260H172V262H171V261L169 262V260H168L167 257H168L169 255H172V254H169L170 252L172 253V251H170V250L168 251V250H167V251H168V252H167L166 250H161V249L158 248V247L156 248V246H155V245H157L156 239H155L156 244H155V245L152 244V243L154 242V239H153V236L150 235L153 231H154V233H155V235H156V232H157V229H158V228H157V229H155V228L158 226V225H157L158 222H162L161 224L164 225V224L166 223L165 220H167V223H166L165 225H166L167 227H169L168 225H174L173 223H174L175 221H176V222H180V221H181V223H176V222H175L174 227H175V226H176V227L174 228L173 232H175V230H176V231L179 230L177 233H175V235H176V234H179V235L181 236V234H182L183 236H182V237L177 236V238H176V236H172V234L174 235V233H172V234H171V238H172V237H173V238H172V239L168 238L169 241H168L167 244L170 243L169 245H171L172 243L174 244V243L177 241V242L175 243V245H173V244H172V245H173L174 247L176 246L177 249H181L180 247H177V246H181V247H182L184 244L186 245V243L189 242L188 239L191 238V236H192V238L194 239V237H195V239H194V241H192L193 239H190V240H191V243L194 242V247H196L195 249H197L198 252L201 251V250L204 251L203 253H202V252H200V253H202L203 256H204V255H205V256L207 255L208 257L210 256L209 258H210L211 262H212V261L215 262V263L217 262V264H218V262L221 261V260L219 259V258H220L219 255H221V254H218V253H219V252H223V253H225L226 255L223 254L224 257H221V259L224 260V259H226L225 257H227V259H226L225 261H223V262L221 261L220 264H222V263L225 264L224 262H226V264H229V263H230V264H243V263L246 264L247 262H248V263L250 262L249 264H258L257 262H259L260 264H261V263L264 264V261H263V260H264V257H263V256H264V253H262V252H264V248H263V247H264V245H263L264 241L261 240V238L264 239V238H263V236H264V228H263V226H264V224H263V223H264V207H263V206H264V201H263V200H264V199H263V195H264V193H263V192H264V190H263V189H264V183L261 182L262 180H263V182H264V176L262 177L261 174H260V173H262L263 169H260L258 166L255 165L257 171H256V170L253 171L255 168H252L253 170H250L251 172H252V171L255 172V173L252 172L253 174H255V175H253L249 170H248L249 172L247 171L248 173L245 172L242 168H241V169H242V170H241V169H240L241 166H238L240 163L236 165V163H238V162H237V160H235V159H231V160L228 161V163L225 164L224 161H226V160H224L225 158H223V157L225 156L224 154H225L226 150L223 149L224 147H222V148L220 147V148H221V150H220L219 148H217V146H216V147L214 146L215 144L211 143V144L213 145V146L211 145V146L213 147L212 149H214V148H215L216 150L219 149V150L221 151V153H222V154H221V153L219 152V150H218V152L221 154V156H220L221 158L219 157L220 160L223 158V159L221 160V162H220L219 158L217 157V156H219L220 154L218 155V152H216V151H213V152L216 153L217 156L214 155L213 152H212V153H213L214 156L211 154V151H212V150H211V148H210L209 142L207 141V139H205V140L203 141L204 138L202 139V136H200L199 134H197V133H198V130H196L197 133H196V131L194 132L195 128H193L192 125H191V126H192V128H193L194 130L191 129V126H190V128L187 129V130H186V128H182V129H181V128H179V127H181V125H178L179 122L176 121V120H178V118H179V121H180L181 118H182L183 116H184V118H186V116H187V118H189V119L186 118L185 120H187V121L189 122V124H188V123H185L186 121H185L184 123L190 125V123L192 124V123L194 122V121L192 122V120H193V118H194V117L192 118V116H194L195 113H196L195 116H197V117H195V118H198V117L200 116L201 119H202V117H205L206 114H209V116L213 115V116H211V118H210V119H212V118H215L216 116H218V114H220V115H222V116L219 118V120H220V119H221V120L223 119V123H225V120H226V122H227L228 120H233V119L236 117V115H239V111L235 110V108L237 109V107L239 108V106H241L240 103H239L240 101H238V97H240V96L237 94V92H232V90H231L228 86H226V85H230L231 83H233V81L230 80V79L233 77L232 75H234L235 73H237L238 70H237V69H234V67H230V66H228V65H225L224 67L219 68V69L222 71V73L219 72V73H221L220 76H219V77H220V80L218 79V80L220 81V82H218L219 84H218V83H217L218 85L215 84V86L217 85L218 88L220 89V90L218 89V92L216 91V92H217V95H216V93H214L215 96H213V91H214L215 89L217 90V86H216L215 88H214V86H213V87H211V88H214V89H211V88H210V89H209L210 91H209L208 89H203V88H201V89H200V92L203 90L204 93H205V92H206V93L208 92V93L205 94V96L203 95L202 97H199V98H198V96H200L201 93H200V94L198 93V94H199V95H198V94L195 93V92H196V91H195L194 93H195L196 95H198L197 97L194 96V95H195L194 93H193V94H194L193 96H192V94H191V92L195 89V86L197 87V85H194V86H193L194 89H193V87H191V86H192V84H191V80H188V77L191 76L190 72H188V71L185 70V69H184L185 71H183V68L181 69V68H180V65H176V66L179 67V68H177V67H176V68H177V70H178V69L182 70L181 73H182L183 75H182L180 72H177V73H173V72H172V74H174L173 79L175 78L174 80H176V77H177V76H179V77H183V78L186 77L185 80H186V81L188 80V83H187L186 81H184V79H183V81L185 82V86H184V87L186 88V87L188 86V85L186 86V84H189V83H190V84H189L190 87L188 86V88L191 89V91L189 90L190 93L188 92V88H187V89H184V87L181 88V87L183 86L184 82L181 81V79H179V77H178L177 79L180 80L181 83H180L179 81H177V80H176L177 82L173 81V84L175 83V86H176V89H173V88H175V87H174V85L172 86V84H171L172 82H170L172 78H171V79H170V77L168 78V76H171V77H172V75H170L171 73H168L169 71H168V69H166V66H165L166 63H165V62L163 63V64H165V65H162V67H161V68H163V69H161L160 67L157 68L156 66L153 65V64L155 63V62H153V61H155V60H153V61H152L153 63H151L150 65H151V66L153 65V66L156 67V68H154V70H153L151 73H149V68L145 67L146 65H145V66H141V64L143 65V63L145 64V62H141V61H140V63H139V60H138V59H139V58H138L139 56H138V54H139L140 52H137L138 54H134L135 56L132 55V54H130L129 52H127V55H129V56H127V57H129V58H126V57L124 56V54H125L126 52L123 53V52L121 51V54L124 56V58H123V56L120 54V52L118 53V52H115V51H114V50H116V48L118 49V47H116L117 45L115 46V44L118 43V41H117L116 39H114V41H113V38H109V36H107V37L109 38V39H108L107 37H105V35L103 36V35H100V34H98V33H94V34H93V32H95V31L92 30L93 32L91 31L92 34H90V36L93 35V36L95 37V38H94L93 36L91 37V39L94 38V41H93V40L89 39L90 37H88V35H89L88 32H87L88 34L85 32V33L87 34V37H86V35H84V34H85V33H84V29H81V27L83 26V27L85 28L86 31H87L88 29H87L86 26H84V22L82 23V24H83L82 26L80 25ZM220 23H218V24L220 25L219 27L222 28V26H221ZM246 23H247V22H243V26L246 25ZM35 24H36V23H35ZM19 25H20V26H19ZM36 25H38V24H36ZM65 25H66V24H65ZM77 25H78V26H79V25L81 26L79 30H80V31L83 30V32L78 31V29L76 30V28H78ZM209 25L213 26V24H209ZM76 26H77V27H76ZM91 26H92V28H91ZM217 26H218V25H217ZM56 27H57L58 29H57ZM83 27H82V28H83ZM219 27L216 28V30H215V37H216V39H218V38L220 39V38H221L222 40H227L228 38H229V39L231 38V40H232V39H233L232 37H234L235 35H236V37H235L234 39L237 38L238 35L235 34V33L237 32V28H238V30H239V27H237V28H236V26H232V27H230L229 31H227V32H225V33L223 32V36H222V31H221V29H220ZM21 28H22V29H21ZM59 28H60V29H59ZM233 28H234V30H233ZM55 29H54V31H55ZM223 29H224V28H223ZM223 29H222V30H223ZM235 29H236V30H235ZM28 30H29V28H28ZM68 30H70V31H68ZM75 30H76L77 32H76ZM39 31L44 32L45 34L39 32ZM51 31H53V29H52ZM54 31H53V32H54ZM56 31H55V32H56ZM74 31H75V32H74ZM225 31H226V30H225ZM235 31H236V32H235ZM32 32H33V31H32ZM49 32H50V33H49ZM53 32H52V34H54ZM78 32H79L80 34H78ZM230 32L233 34V36H231V37H230V35H232V34H230ZM27 33H26V34H27ZM48 33H49V34H48ZM59 33H60V32H58V33H56V34H59ZM74 33H75V35H74ZM40 34H41V36H40ZM62 34H63V33H62ZM67 34H69V33H67ZM234 34H235V35H234ZM238 34H239V32H238ZM263 34H264V33H262V32L259 33V34H256V37H257L258 39H260V38H264V35H263ZM27 35H28V34H27ZM32 35H34V36H32ZM47 35H48V36H47ZM82 35L85 36V37H83ZM39 36H40V37H39ZM45 36L48 37L47 39L50 40L49 42H48V40H44V39H43V38H45ZM49 36H50V37H49ZM70 36H71L72 38H71ZM102 36H103V37H102ZM254 36H255V35H254ZM42 37H43V38H42ZM66 37H67V35H66ZM79 37H80V38H79ZM40 38H42L43 41H42ZM61 38L63 39L62 36H61ZM73 38H75V39H77V40H75V39H73ZM45 39H46V38H45ZM57 39H58V40H57ZM72 39H73V40H72ZM96 39H97V38H96ZM99 39H100V37H99ZM229 39H228V40H229ZM32 40H30V41H32ZM82 40H83V41H82ZM84 40H86V41H84ZM103 40H101V43H103V42H102ZM110 40H112V41H110ZM231 40H230V41H231ZM75 41H78V42H75ZM87 41H89V42H87ZM90 41H91V42H90ZM250 41H252V40H250ZM250 41H249V42H250ZM253 41L256 43L258 40H256V39L254 40V39H253ZM59 42L62 43V44H60ZM70 42H71V47H70ZM81 42H82V43H81ZM84 42H85V43H84ZM96 42H97V41H96ZM96 42H95V43H96ZM99 42H100V40H99ZM111 42H112V43H111ZM58 43H59V45H58ZM63 43H64V46H63ZM65 43H68V44H65ZM75 43H76V45L78 44V46H79L77 49H76L77 46L75 45ZM113 43H114V44H113ZM245 43L248 44V42H245ZM52 44H50V45H51V47L53 48V45H52ZM112 44H113V47L115 46V47H114V48H115L114 50L112 49V48H113V47H112ZM252 44H254V43L252 42ZM65 45H66V47H65ZM73 45H75L76 47L73 46ZM80 45H81V46H80ZM118 45H119V43H118ZM62 46H63V47H62ZM72 46H73V47H72ZM88 46H89V48H88ZM262 46H264V44H263ZM45 47H46V49H45ZM49 47H50V46H49ZM97 47H98V46H97ZM102 47H101V48H102ZM60 48H61V49H60ZM67 48H70V49L67 50ZM91 48H92V49H91ZM99 48H100V47H99ZM101 48H100V49H101ZM53 49H54V48H53ZM59 49H60V50H59ZM90 49H91V50H90ZM121 49H123V47H122V48L119 47L118 51L121 50ZM102 50H101V51H102ZM53 51H54V52H53ZM90 51H91V52H90ZM94 51H93V53L95 54ZM104 51H105V53H104ZM111 51H112V52H111ZM124 51H125V49H124ZM44 52L46 53L47 51H44ZM66 52H65V53H66ZM97 52H96V53H97ZM42 53H43V52H42ZM42 53H41V55H42ZM50 53H49V54H50ZM59 53H60V54H59ZM76 53H77V54H76ZM81 53H82V52H81ZM93 53H92V54H93ZM115 53H116V55H115ZM57 54H58V55H57ZM63 54H64V53H63ZM71 54H72V53H71ZM71 54H70V55H71ZM92 54H91V56H92ZM72 55H73V54H72ZM81 55H82V54H81ZM81 55H80V56H81ZM118 55H119V57H117ZM125 55H126V54H125ZM130 55H131V56H130ZM136 55H137V56H136ZM64 56L66 57V54H65ZM64 56L62 55L61 59H58L57 62L55 61V63H57V65L60 64V63H58V62H59V60L62 61V60L64 59ZM167 56H168V55H167ZM55 57H54V58H55ZM136 57H137L138 59H137ZM165 57H166V55H165ZM58 58H60V57H58ZM62 58H63V59H62ZM105 58H106V59H105ZM65 59H67V58H65ZM71 59H72V60H71ZM87 59H89V61H91L92 63H91V62H86L85 60H87ZM126 59H127V63H128V61H129V64L124 63V62H126ZM134 59H137L138 62H137V60H134ZM167 59H168V58H166L165 61H167ZM118 60H119V62H118ZM131 60H132V61H131ZM163 60H164V59H163ZM61 61H60V62H61ZM66 61H69V60H66ZM87 61H88V60H87ZM121 61H122V62H121ZM135 61H136V62H135ZM85 62H86V63H85ZM117 62H118V63H117ZM133 62H134V63H133ZM87 63H89V64L86 65ZM90 63H91V64H90ZM94 63H95V65H94V67H93L92 64H94ZM97 63H99V64H98V68L100 67L99 70H98V68L96 67V66H97V65H96ZM120 63H121V65H120ZM122 63H123V64H122ZM81 64H82V65H81ZM130 64H131V67H132V68H129ZM134 64H137V65L139 64V66L135 65V67H136V66L138 67V68H137L138 70H137V69L135 70V67H133ZM127 65H128V66H127ZM155 65H157V63H156ZM158 65H159V64H158ZM83 66H84V67H83ZM85 66H86V67H85ZM87 66H88V67H87ZM160 66H161V65H160ZM163 66H164L165 68H164ZM167 66H168V64H167ZM262 66H263L262 64H260V65H252V67H250V68L247 69L248 74L246 75V77H244V78L242 79V80H243L242 85L245 86V87H247L251 92H255V90L258 89V87H257V83H258V82H260V84H262L263 87H264V77H263V76H264V74H263V73H264V66H263V67H262ZM89 67H90V68H89ZM92 67H93V68H92ZM127 67H128V68H127ZM141 67H143V71L145 70V71H144L145 74L147 73V74H148L147 76H148L150 79H152V78L154 77V74H153V73L155 72V70H156V72H157V73L155 72V77H154L155 79H156V74L160 73V74H158L157 79H156V80L154 79L155 81L152 79V81H154L155 83L152 82V81H149V80H148V81H149V82H148V81L146 80L148 83L145 82V83H146V85H145L144 81H142V80H144V76H145V74H143L144 76H141V74H140V72H139V69H140ZM144 67H145V68H144ZM91 68H92V69H91ZM85 69H86V71H85ZM89 69H90V70H89ZM127 69H129V70H127ZM159 69H160V71L162 70V71H161L162 74H161V72L159 71ZM164 69H165L166 71H165ZM97 70H98V73L96 72ZM102 70H100V71H102ZM157 70H158V71H157ZM180 70H178V71H180ZM89 71H90V72H89ZM91 71H92L93 73H92ZM146 71H148V72H146ZM86 72H87V74H86ZM138 72H139V73H138ZM163 72H164V73L167 72L169 75L167 74L168 76L166 77V73L164 74ZM170 72H171V71H170ZM175 72H176V70H175ZM186 72H188V73H186ZM262 72H263V73H262ZM89 73H92V74H89ZM95 73H94V74H95ZM179 73H180L182 76H180ZM88 74H89V75H88ZM94 74H93L92 78H93V77H96V76H95L96 74H95V75H94ZM110 74H111V75H110ZM133 74H134L136 77H138L139 80H138V78H137V80H136V78H135V76H134ZM138 74H140V76H138ZM175 74H178V75L175 76ZM99 75H100V76H99ZM105 75H106V74H105ZM105 75H104V77H105ZM151 75H152V76H151ZM162 75H163V76H162ZM164 75H165V76H164ZM79 76H82V78L79 77ZM98 76H99V77H98ZM110 76H112V77H110ZM115 76H117V74H115ZM133 76H134V77H133ZM147 76H146V79H148ZM150 76H151V77H150ZM229 76H230V78H229ZM104 77H103V79H102L101 81L104 80ZM106 77H105V79H106ZM128 77H129V78L131 77L132 79L130 78V79H131V80H130ZM141 77H142L143 79L140 80ZM164 77H165V78H164ZM79 78H81V79H79ZM134 78H135L136 81L134 80ZM166 78L169 80L168 82H170V83L167 82V84H165V86H166V85H167V86L171 85V87H173L172 89H170V87L167 88V86H166L165 89H169L170 91L173 90V91H171V92L167 90V91H166L167 93L161 91L162 88L164 89V87H165V86H163L162 83H163V81L166 82ZM120 79H121V80H120ZM128 79L130 80V81H128L129 84H130L129 87H130L131 84L133 83V80L135 81L134 84H132V86H131V87H132V92L130 91L131 88L129 89V87L126 86V85L128 84V82H127ZM189 79H190V77H189ZM115 80H114V81H115ZM161 80H163L162 83H161ZM91 81H93V82L91 83ZM120 81H121V82H120ZM122 81H123V82L125 81L126 83H125V82L123 83ZM131 81H132V83H130ZM140 81H141V85L143 86V87H142V86L140 85V87L143 88V90L145 89L146 86H148L149 83H151L152 85H156V86H154L155 88L158 86V87L156 88V90H155V88L152 87L151 85H149L148 87H146V88L148 89V88L151 86L152 88H149V89H150V91L153 90L154 92H153V91L150 92L149 89H148V91H146L147 89L144 90V91H146V93L148 92L147 95L149 94V98H148V99H149V102L151 101V99H153V98H152L153 94L150 95V93H154V99H155V95H157V97H156V99L158 98L157 101H156V100H153L152 102L149 103L148 100H146L147 95L145 94V92L143 93V91H141V88L139 87V82H140ZM250 81L252 82V84L250 83ZM98 82H99V81H98ZM105 82H106V81H105ZM159 82H160V83H159ZM165 82H164V83H165ZM178 82H179V85H180V84L182 85V86L180 87L182 92H181V93L178 92V93H180V96H181V94L183 93V94H182V97L180 98V100H182V101L185 102V101L189 98V95L192 96V99H191L192 101H193V99H194L193 97H195L197 100H199V101H198V104H197V100L195 99L196 102L194 101V103H195L196 106H194V103L189 102V104H190V103L193 104V105L190 104V105L193 106V107L190 108L189 110L187 109V108H189V105H187L188 107L185 108L186 103L188 104V102L183 103V104H185V106H184L183 108H181L182 111H181V109H179V107H178L177 105H179V104L182 102V101H181L179 104L177 103L178 101L176 102V100L178 99L177 97H180L179 95H177V94H176L177 96L175 95V96H176V99H174L175 97H174V98H173V97H172V98L169 97V96H173V95H174V93L172 94V92L177 93V92H176L177 89L180 91L179 85H178V84L176 85V83H178ZM81 83H82V82H81ZM143 83H144V85H143ZM182 83H183V84H182ZM192 83H193V82H192ZM125 84H126V85H125ZM160 84H162V87H161V89H160V91H159V86H160ZM195 84H196V83H195ZM250 84H251V85H250ZM73 85H74V84H73ZM252 85H254V87H253ZM79 86H78V87H79ZM90 86H91V87H90ZM123 86H124V88H123ZM133 86H134V87H133ZM177 86H178V88H177ZM220 86H221V87H220ZM89 87H90V88H89ZM96 87H98V88L100 89V91L103 93V95H102L101 92H100L101 98H100V95H95V96H94V94H96V92L99 91ZM102 87H103V86H102ZM127 87H128V88H127ZM136 87H137V88H136ZM84 88H85V87H84ZM88 88H89V89H88ZM103 88H104V87H103ZM126 88L129 89L128 91L131 92V94L128 93V91H127ZM133 88H136V89H137V90H136V93H135V89H134V91H133ZM153 88H154V89H153ZM199 88H200V87H199ZM199 88H196L197 92L199 91V90H198ZM125 89H126V90H125ZM151 89H152V90H151ZM165 89H164V91H165ZM182 89L184 90V92H183ZM192 89H193V90H192ZM95 90H96V92H95ZM102 90H103V89H102ZM122 90H123V91H122ZM138 90L141 91V92L139 93V94H141L140 96H142L143 99H145V101L148 103V104H147V103L145 102V103H146L145 106H143V103H144V102L141 103V104H139L140 101L143 100V99H142V97L139 96V94H138L139 91H138ZM178 90H177V91H178ZM185 90L188 92V94L185 93ZM206 90H207V91H206ZM211 90H213V91H211ZM124 91L127 92V93L125 94ZM156 91H157V94H155ZM94 92H95V93H94ZM104 92H105L106 96L104 95ZM119 92H120V93H119ZM160 92H161V93L163 92V94H161ZM168 92H170V94H172V95H170V94L168 95V97L171 98L172 100H171V99L169 100V98H167V96H165V94L167 95ZM210 92H211V96H213V97L209 96ZM75 93H76L77 95H76ZM132 93H133V94H132ZM134 93H135V94H134ZM158 93H159V94H158ZM184 93H185V95H184ZM2 94L4 95V93H2ZM89 94H87V95H89ZM97 94H98V93H97ZM108 94H110L109 97L107 98V101H108L109 103H106L107 101L105 100V101H106V102H105L104 99H106L105 97H107ZM137 94H138V95H137ZM144 94H145V95H144ZM130 95H133V96H130ZM159 95H161V96H159ZM186 95L188 96V98L184 100L183 98H186ZM96 96H99V98L97 99ZM135 96H136L137 98L140 97L141 99L139 100V99H137ZM144 96H145V98H144ZM150 96H151V98H150ZM184 96H185V97H184ZM206 96H209V98L206 97ZM75 97H74V98H75ZM80 97H78V98H80ZM116 97H118V95H117ZM132 97H133V98H132ZM162 97H164L163 101H161ZM205 97H206L207 99H206ZM210 97H211V99H210ZM221 97H222V99H221ZM78 98H77V99H78ZM123 98H124V99L126 98L129 102L131 101V102H130V103H131V107L126 106V104L123 102ZM159 98H161V99H159ZM165 98H167L168 100L165 99ZM190 98H191V97H190ZM190 98H189L188 100H190ZM75 99H76V98H75ZM77 99H76V101H77ZM80 99H81V98H80ZM80 99H78V101H80ZM85 99L88 101V103H85V101H86ZM99 99H100V101H99ZM130 99H131V100H130ZM136 99L139 100V103H138V104H139V105H142V106H140V107H142V108L138 109V108H139V107H138V104H137V105L135 104L136 106L133 104L134 101H135V103L138 102ZM205 99H206V100H205ZM72 100H74V99L72 98ZM132 100H133V101H132ZM166 100H167V101H166ZM174 100H175V101H174ZM180 100H179V101H180ZM188 100H187V101H188ZM191 100H190V101H191ZM201 100H202V101L205 100V101H204V102H205L204 105H203V104H199V102H201ZM219 100H220V101H219ZM221 100H222V101H221ZM78 101H77V102H78ZM95 101H96V104H95ZM112 101H113V104L116 103V106L110 104ZM165 101H166V102H165ZM168 101H169V102H168ZM89 102H91V103H89ZM97 102H98V103H97ZM99 102H100V103H99ZM101 102H104V103H106V104L101 103ZM114 102H115V103H114ZM122 102H123V103H122ZM141 102H142V101H141ZM156 102H157V104L154 105ZM163 102H165V103H163ZM74 103H75V102H74ZM92 103H93L94 105H93ZM119 103H121V104H119ZM176 103H177V105H176V107H175V104H176ZM77 104H78V103H77ZM81 104H80V105H81ZM85 104H86V105H85ZM87 104H88V108H89L90 105L93 106V107L91 106V107H92L91 109H90V108L88 109V110H90V112H89V111L87 110V108H86ZM89 104H90V105H89ZM103 104H104V106H102ZM117 104H119V105H117ZM149 104H152V105L149 106ZM166 104H167V105H166ZM1 105H2V104H1ZM1 105H0V106H1ZM3 105H4V104H3ZM3 105H2V106H3ZM96 105H98V107H97ZM108 105H109V106H108ZM133 105L138 109L137 111H136L135 107L133 108ZM161 105H162V106H161ZM165 105H166V110L168 109V110H169V113H170V109L173 110V108L175 107L174 109H175L176 111H177V109H178V110H180L181 112L185 113L186 116H185V114L182 115L183 113H181L180 111H179V112L177 111V114H176V111H174V110H173V111H174L175 113L171 110L172 113H170V115H168L169 113L166 114V112H167L168 110L165 112ZM201 105H203V106H201ZM230 105H232L233 108L235 107L234 110L232 109V106H230ZM262 105L264 106V102L262 103ZM2 106H1V108H3ZM73 106H74V105H73ZM73 106H72V108H73ZM75 106H76V103H75ZM75 106H74V109H75ZM77 106H78V105H77ZM95 106H96V107H95ZM113 106H114V107H113ZM148 106H149V107H148ZM152 106H155V107L157 108L156 111L158 112V113H157L158 115L156 114V115H157L156 117H153V116H155V113H153L155 110H154V107H152ZM159 106H160V107H159ZM179 106H180V105H179ZM181 106H182V103H181ZM191 106H190V107H191ZM205 106H206V108H205ZM6 107H7V106H6ZM17 107H18V105H17ZM79 107H81V106H79ZM94 107L96 108V111L99 110V109L101 108V109H100V111L102 110L101 112H103V109L105 108V109H104V112H105V116H104V117L106 118V120H105V119H103V120L101 119L102 121L99 120L100 118H98V115L101 114L100 116H101V118H102V117H103L102 115H104V113H103V114H102V113H99V114H98L99 111H98V112H95V108H94ZM106 107H107V108H106ZM162 107H163V109H162ZM167 107H168V108H167ZM172 107H173V108H172ZM177 107H178V108H177ZM196 107H199L201 110H200V109L197 110ZM202 107H203V108H202ZM9 108H11V109H8V107H7V108H4V109H2V110H0V111L3 112V113H9V112H10V114H14V113L16 112L17 115H20L21 112L19 111V109H18V110H16V109H12L13 107H9ZM14 108H15V107H14ZM18 108H20V110H21V107H20V106H19ZM147 108H150V110H147ZM151 108H152V109H151ZM156 108H155V109H156ZM176 108H177V109H176ZM78 109H79V108H78ZM78 109L76 110L77 112H78ZM84 109H85V110H84ZM92 109H94V110L91 111ZM106 109H107V110H106ZM109 109H110V110H109ZM114 109H115V110L118 109L119 113H123V112H124V114H126L125 117H124V115H122V114H120V115H122L123 117H120V115H119V116L117 115V117H119L118 119L116 118V115L112 116V117H115V119H116L117 121H118L119 119H120V121L122 120V121H121V124H119V125H116L115 123H113V128H114L115 131H117L116 134H118L117 136H118L119 138L116 136L115 133H113V134L115 135V136H113V134H112V132H111V131H114V130H113V129L111 130V128H112V127H111V126H112V124H111V123H112V119H110V117H109V115H108V113H109V114H110V113L113 114L114 112H116V113H114V114H117V111H114V112H113ZM119 109H120V110H119ZM132 109H133V110L135 109L136 112H134ZM160 109H161V110H160ZM183 109H184V110L186 109V112H184ZM192 109H195V110H192ZM202 109H204V112H205V111H206V112L203 113V112H202V111H203ZM205 109H206V110H205ZM210 109H211V110H210ZM231 109H232L233 111H235V112L233 113ZM5 110L8 111V112H6ZM12 110H13V111H12ZM15 110H16V111H15ZM121 110H122L123 112H122ZM127 110H129V111L127 112ZM140 110H141V111H140ZM145 110H147L148 112H146ZM151 110H154V111H151ZM163 110H164V111H163ZM187 110H188L189 112H188ZM191 110H192V111H191ZM207 110H208V111H207ZM17 111H19V113H18ZM86 111H87V115H88V117L86 116ZM106 111H107V114H106ZM108 111H109V112H108ZM132 111H133L136 115H135ZM143 111H145V112L143 113ZM160 111L165 112L166 115H165L164 113L161 115V116L164 115L163 117H165V118H163V117H161V116L159 115ZM200 111H201V114H202V115H200ZM1 112H0V113H1ZM12 112H13V113H12ZM77 112H74V114H75V113L77 114ZM129 112H131V115H132V113H133L135 116L132 115V118H131V115H130ZM149 112H150L151 114H150ZM192 112L194 113V115H193V114L190 115V113H192ZM16 113H15V114H16ZM90 113H93L94 116H93V114H92L91 116H93V117L96 116V117H97L96 120L98 119V120H99L100 122H102V123L99 124L98 120H97V122H96V120H95V119H92L91 116H90V117H91V120H92V121L89 120V119H90V118H89V114H90ZM96 113H97L98 115H97ZM119 113H118V114H119ZM128 113H129V114H128ZM137 113H139V114H137ZM141 113H142L143 115H142ZM145 113H146L147 115H146ZM179 113H180V114H179ZM187 113H188V114H187ZM197 113H198V114H197ZM10 114H9V115H10ZM74 114H73V115H74ZM78 114H79V113H78ZM95 114H96V115H95ZM112 114H110V115H112ZM144 114H145L146 116H148V114L150 115V116H148V117H149V120L147 119L148 117H146ZM153 114H154V115H153ZM160 114H161V113H160ZM171 114H174L175 116H176V115H177V116L175 117L174 115H171ZM231 114H232V115H231ZM1 115H2V113H1ZM17 115H15V116H17ZM71 115H72V114H71ZM80 115H78V116H80ZM137 115H139V117H138ZM151 115H153V116H151ZM167 115H168V116H167ZM178 115H180V116L178 117ZM224 115H226V116L224 117ZM100 116H99V117H100ZM127 116H129V117H127ZM172 116H174V117H172ZM188 116H189V117H188ZM209 116H206V117L209 118ZM85 117H86V118H89V119L87 120ZM104 117H103V118H104ZM107 117H109V118H107ZM126 117H127V118H126ZM134 117H136V118H134ZM141 117H142V119H144V118L146 117V118H145V119H146V120H145L146 122H145L144 120H142ZM143 117H144V118H143ZM150 117H152V119H151L152 125H151V126H150V124H151V123H150ZM157 117H158V118H157ZM169 117H170V118H169ZM171 117L173 118V120H175V122L173 121L174 123L172 122L173 125H171V124H172V123H171V120H170ZM200 117H199V119H200ZM206 117H205V119H207ZM223 117H224V118H223ZM67 118H66V119H67ZM82 118H83L84 121L82 120ZM156 118H157V119H156ZM162 118H163V119H162ZM175 118H176V119H175ZM68 119H67V120H64V122H66L67 124H68ZM80 119H81V120H80ZM109 119H110V120H109ZM115 119L113 118V121H114ZM126 119H127V120H126ZM131 119H132V120H131ZM153 119H155L154 121H157V120L159 119L158 122H156V125L153 124V123H154V122H153ZM167 119H168L169 121H166ZM203 119H204V118H203ZM210 119H208V120H210ZM12 120H13V121H12ZM93 120H94V121H93ZM107 120H108L109 122H107ZM116 120H115L114 122H116ZM137 120H139V122H138ZM141 120H142V123H141ZM161 120H163L162 122H160V123H162V124H163V122H164V123H165V122H167V123L169 122V123H168V124H169V125H168L169 127H170V125H171V126H174V125H176V124H177L176 126H179V127H178L179 129H176V131L174 130L175 127H173V129H172V127L168 128V129H170L171 132H172V130L174 131V132H172V133H173V136L175 135L174 137H176V134H177V135H181V134H182V135H181L182 138H181L180 136H179V138H178L179 140H180V139L182 140L181 144L185 143V145L188 147V146L191 145L192 142H196V143H197L196 146L194 145V143L192 144V145H194V146L196 147V148L194 147L193 149H195V150H197V148L199 149V150H197V152H194L195 150L192 149V147H193L192 145H191L192 147H190V149H189V147H188L187 149L185 148L186 152L189 150L188 153H190V150L192 149L190 154L187 153L188 156H189V155H192V153L194 152V153H195V157H194V153H193L192 156H193L195 159H197V160H198V158L200 159V157H197L198 154L196 155V153H198V151H199V153H200V150H201V147H202V148H203V149H202L203 151L201 150L202 152H201V154H199V156L205 158V157L202 155V154L205 153V151H204V145H205L204 142H205V143H206L205 148H206V149L209 148L208 151L206 150V151L208 152V154L205 153V154H206V155H205V156H206L205 159H208V158H207V155H210V156H212L214 159H212V158L210 157L209 160L211 159L213 162H214V161H217L216 163L220 162L221 165H220V163H218V164H219L220 166H223V167H221V169H222V172H221V173H224V175H225V177H226L225 179H223L224 177H221V179L224 180V181L226 182L225 184H230V185H229L230 188L227 189L228 192L231 191V190H232V191L234 190V191L236 192V191L238 190V191H239L238 193H240V197L237 198V197L239 196V194H238V196H234V195H232V194L229 192V193H230L229 195L232 196V197L230 196V202H229V200H226V197H227V199H228V198H229V197H228L229 195H227V194L225 193V191H226L225 188H226L227 185L224 187V185H225V184H224L222 188L225 189L224 193L227 195V196L225 197V200H226L225 202H226V203H224V201H222V200L220 199L221 196L219 197L220 192H222L223 190H222V188H221V191H220V187H221V186L218 185V184H223L224 181H222V182L220 181V183H217L218 180L216 179V178L218 177V175L222 176V174L219 173V174L215 175V174H214L215 171L209 170V168L207 167V166H210V164H211L210 169H211V167L214 166V167H213V170H214V169H215V165H216V168L218 169L217 172H218V171H220V170H219L220 166H217V164H215V165L212 166V164H214V163H212V161H210L211 163H210V162L208 163L209 160H207V162H206V161H204L205 159L203 160V158H202V160H203L204 162L201 160L202 162H201V165H200V164H199V163H200V160H199V162H196V161H197V160H196V161H195L196 163L194 162V163H195L194 168L197 167L196 169H198L197 164L199 165V169H201V168L204 167V168H205V169H204L205 172L208 173V174H205V175H208V176L205 177V176L203 175L205 172H204V173H203V172H200L201 175L204 176V177L202 176L203 179L207 178V180H208L210 183H211L212 180L214 181V180L216 179V183H214L215 181H214V182L212 181L213 184L211 183L212 185H209V184H208V185H209V187L212 186V187H213L212 189H215L216 191H218V189H219V192H218V194H217L216 191H214V190H212L211 188L208 187L207 183H205V184L203 183V182H206L207 180H206V181H203V179H202V180L199 179L200 181H198V180L196 179V178H198L199 176H197V175L194 176V174H195L198 170H197V171L195 170L196 172L194 171V174L191 175V178L196 179V180L198 181V183H196V182H197L196 180H195L196 182L193 181V180H192L193 182L189 181V184H190V183H194V182L196 183V185L193 184V185H194L193 189H191L192 187H191V185H190V187H191V188H190L191 191H189V192H191V194H193V193H194V190H195L194 188H195L196 186H198L197 184H200V183L203 181V182H202V186H203V184H204V186L207 185V186H205V187H208V188H209L208 191H210V192L213 194L214 201H217V200H218L217 197H219V201H222V202L224 203V205H221L222 202L217 201V204L215 205V207L218 208L219 211H217L218 209L216 210V208H215V211H214V212H215L216 214L213 212L214 207L211 209L212 212H209L208 215H207V213H206V215H207L208 217L211 215L210 219L213 218V219H211V220L209 219L210 221L208 220V222L205 221L206 218L208 219L207 216H206L205 219H204V216H203L204 222H203V221H200V220L198 221V217H201V215L199 214V212L202 210L201 208H203V211L206 209L205 211L208 212V210H209L210 208L207 207V205H208V204L213 205V203L215 204L216 202H213V203H212L211 201H209V202H211L212 204L209 203V202H208L207 204L204 203V204L206 205V208H205L204 206H201L203 203H202V204L200 203V206H201V207L198 206V204H199L198 202H201V201H199V200L197 201V198L199 199V198L201 197V196H199V194H196V196H195V193H194V195H191V194H190V197H189V195H188L189 192H187V191H188V190H187V191H186V192H187V195H186V192H185V194L183 193V195H185V196H183V197H184V201H183V199L180 198V197H182V196H179V195H182V194H180V192L182 191V189H184V190L187 189L188 186H186V185H188V184H186L185 186H184V184H181V183L177 184V182L175 181V177H176V176L174 177V174L172 175V172H175V171L177 170L176 167H178V164H179V163L177 164V162H178L177 159H178L179 156L177 155L178 157L176 158V156H175L174 154L171 153V152H175V149H173L171 146L174 145L176 141L174 140L175 142H174V143L172 142V144H171V146H170L171 148H169V150L172 149L171 152L167 149V151H169L172 155H174V158H172V155L169 156V157H170V160L168 159L169 157L167 158V155H170V153H167V155L162 153V150H164V151H163L164 153L167 152V151H165L166 148L162 149L161 146H160V148H156V149L154 148L155 150H157V149H159V150L162 149L161 152H160L159 150H158V152H159V153H162L164 156L166 155L165 158H164V156H162V155L159 154V153L156 154V155H157L158 158H159V156H160V157H163V158H161V159H164V160L166 159V160H165V161H167L166 163H165V161L162 160V161H163V162H162V161L160 160L161 163L158 162V164H157V161H159V160H158L157 157H154V156H155L154 154L157 153V152H155L154 149H153V150H150L149 148H147V147H150V146L152 147V145H154L153 142H152L153 144H150L151 142L149 143V141H153V137H152V139L150 140L151 136H154V135L157 136V135H158V136L160 137V136L162 135L161 137H163V134L160 135V132L162 133L161 130H162V129H165V127H163L161 124H159V125L162 127V129H161V128H160L161 130L159 129L160 132H159V133L157 132L158 134L155 133V132L157 131V128L160 127V126H157V125H158L157 123H159V121H161ZM183 120H184V119H183ZM194 120H195V119H194ZM221 120H220V121H221ZM0 121H1V120H0ZM3 121H4V119H3ZM17 121H16V122H17ZM79 121H80V122H79ZM85 121H89L88 124L91 122L90 125L93 124L92 126L89 125L90 128H91L90 130L88 129L89 126H88L87 123H86L87 125L85 124V125H86V126H85V129H88V130H85L84 127H82V126H84ZM143 121H144V122H143ZM181 121H182V120H181ZM198 121H199V120H198ZM198 121H197V119H196L195 122H194V123H196L197 127H199V125H198ZM201 121H202V120H201ZM201 121H199V122H201ZM205 121H206V123H207V120H205ZM70 122L72 123V126H71V123H70ZM76 122H77V123H76ZM82 122H84L83 125L81 124ZM93 122H94L95 124H94ZM110 122H111V123H110ZM118 122H119V121H118ZM137 122H138V123H137ZM6 123H7V122H6ZM106 123H108V125H107ZM116 123H117V122H116ZM119 123H120V122H119ZM130 123H133V124H136V123H137L138 125L140 124V125H139L140 127H138L137 124H136L137 127H136V125H134V126H135V127H134V126H132L133 124H131L132 127L136 128V129L138 128V130H139L138 133H139V134H137V132H136L135 129L133 130V128L129 125ZM167 123H166V124H163V125L166 126ZM181 123H182V125H183V121H182ZM194 123H193V125H194ZM201 123L203 124V123H204V120H203V122H201ZM201 123H200V124H201ZM206 123H205V124H206ZM208 123H209L208 128H210V124H211V128H212L213 126L215 127V125L213 124V119L210 120V122H208ZM28 124H30V123H28ZM96 124H97V125H96ZM102 124H103V126H102ZM109 124H110V126H109ZM142 124H143V126H142ZM147 124L149 125L148 128L151 127L150 130L152 129L150 134H149L148 132H144V131H146V130L150 132V130H148V128L145 126V125H147ZM185 124H184V125H185ZM202 124H201V127L204 126V125H202ZM77 125L80 126V127L78 126L79 129L76 128ZM81 125H82V126H81ZM99 125H101V126L99 127ZM114 125H115V126H114ZM126 125H127V126H126ZM148 125H147V126H148ZM206 125H207V124H206ZM8 126H9V125H8ZM19 126H20V125H18V127H19ZM74 126H75V127H74ZM105 126H106L107 129H104ZM116 126H118L120 129H119L118 127L115 128ZM144 126H145L147 129H146ZM153 126H154V127H153ZM156 126H157V128H156ZM11 127H12V128H11ZM92 127H93V128H92ZM96 127H97V128H96ZM125 127H127V128H125ZM128 127H129L130 130L135 131L136 134H137V136H135V135H136L135 132H130V131L128 130ZM142 127H144L145 130H144ZM185 127H187V126H185ZM188 127H189V126H188ZM188 127H187V128H188ZM194 127H195V126H194ZM214 127H213V128H214ZM8 128H9V127H8ZM98 128H99V129H98ZM122 128L125 130V132H128V134H129V136L127 137L128 134L125 133V134H126V137H127V142H126V138H125V136H124L125 134H123L124 131L122 132ZM131 128H132V129H131ZM139 128H140V129H139ZM213 128H212V129H213ZM83 129H84L85 131H84ZM103 129H104V131H106V130L109 129L110 133L108 132L109 134H108V133H106V134L109 136V139H110V140H108V139L106 138L107 136L104 137V134H105V133H104V134H100V133H99V131L101 132V130H102V133H103ZM171 129H172V130H171ZM183 129H185V130L187 131L186 134H184L185 131H184ZM197 129H198V128H197ZM32 130H34V132H33ZM58 130H57L55 133H57ZM96 130H97V132H95ZM127 130H128V131H127ZM143 130H144V131H143ZM154 130H155V131H154ZM159 130H158V131H159ZM165 130H166V129H165ZM165 130H163V133H165V132H164ZM177 130H179V131L182 130L181 132H183V133L180 134V132H178ZM188 130H189V131L191 130V131L189 132ZM192 130H193V131H192ZM199 130H200V129H199ZM30 131H32V132H30ZM140 131H141V132H140ZM153 131H154V132H153ZM168 131H169V130H168ZM168 131H167V135L171 133V132L168 133ZM220 131H221V133L224 132V131H222V129H221ZM4 132H5V130H4ZM25 132H27V133H25ZM29 132H30V134H28ZM60 132H61V131H60ZM77 132H78V133H77ZM91 132H93V133H91ZM121 132H122V133H121ZM177 132H178L179 134H178ZM188 132L190 133V135L195 133L193 137H194L195 139L197 138V140L195 141L194 138L192 137L194 141H191L192 138L190 137L191 140L189 139V135H188L189 133H188ZM191 132H193V133H191ZM24 133H25V135H24ZM71 133H75V135H74V134H71ZM76 133H77V134H76ZM97 133H99V134H97ZM132 133H134L135 135L131 137L130 135H131ZM140 133H141V134H140ZM142 133H143V134H142ZM144 133H148V135H144ZM153 133H154V134H153ZM172 133H171V135H172ZM174 133H176V134H174ZM18 134H19V135H18ZM69 134H70V135H69ZM85 134H86V135H85ZM93 134H94V136H93V138H92L91 136H92ZM96 134L99 135V136H97ZM110 134H112L111 136H112L113 138L110 136ZM122 134H123V135H122ZM152 134H153V135H152ZM196 134H197V136H196ZM26 135H28V136H26ZM29 135H30V136H29ZM33 135H34V136H33ZM36 135H38V137H37ZM40 135H42V136H40ZM60 135H61V136H60ZM68 135H69V137H68ZM102 135H103V136H102ZM119 135H120L121 137H120ZM138 135H139V136H138ZM143 135L145 136V139L143 138V137H144ZM187 135H188V136H187ZM18 136H20V137H18ZM25 136H26L28 139H27ZM39 136H40L41 138H42L43 136H45L44 139L46 138L47 141H46V139H45V140H44V139L41 140ZM59 136L62 137V138H61V142H60V138H59ZM85 136H88V138L85 137ZM95 136H97L98 138H99L100 136L103 137V138H106V140H104V139H103V140H104L105 143H107V144L110 143L112 139H113V140L116 139V144H117V142H118L117 145L115 144L114 141H112V142H114L115 145L111 142V144H110L109 147L111 148V145L113 144V145H112V146H113V149H114V147H115V149H114L111 153L109 152L110 155H108L107 150H105V151L107 152V154H106V157H107V158H106V161H108V159H109V162H108V163H110V161H111V164H110V165H112V161L115 162V161L118 159V158L116 159V157H115V156H117V155H115V154H117V150H118V148H119L118 152H119L120 154L123 155L122 152H124V153H125L124 156H126V152H127V155L132 154L131 157H132V156L135 157V158L132 157V158L135 159V160L137 159L136 157L139 156L138 158H139V159H140V158H141V159L143 158V162H144V163H141V160H139V163H141L143 166H142L141 164L137 163L138 166H135V168L133 167L134 169H136V167H137V170H134L133 168H131V166H133V165H129V163H128V165L130 166L129 169H133V171L131 170V171H130L131 173H130V172H128V171H129L128 168H127V169H128L127 171L125 170V169H126V168H125L126 165L121 164V162H125V164H127L126 162H130V161L125 160L127 157H128V160H129V156H126V158L123 157L124 160H122V161H121L120 159H118L119 161H121V162H118V163L116 162L117 166H119V167H117V168L114 167V166H116L115 163H114L115 165L113 166V167H114V170H118V171H119V172H117V171L114 172V175H115V173H116V175H117L118 177H116V175L113 177V180H114V181L112 182V185H113V186H112V187H109V188H110V189H109V196H106V199H105V197H104V199H103V197H102V194L105 193V192L101 193L102 191H101V192L99 191V192L101 193V195H100V193H99L97 190H94L92 187H90L89 183H86V182H90L91 180H89V179H91V178H90L89 176H88L89 178L86 177V176H87V173L84 172V170H82L81 167H79L78 165H76V164L74 163V160H73L74 158L71 157V156H73V155H72L73 150H74L75 148L78 149V148H77L78 146H79V148L82 146L83 149H84V147L87 148V146L90 147L91 144H89V145H90V146H89L88 143H86V142L88 141L87 139L90 140V138H91L90 141H92V139H95V138H96ZM146 136L148 137V140H147ZM149 136H150V137H149ZM155 136H154V137H155ZM169 136H170V135H169ZM173 136H170V138H169L168 136H167V137H168V138L170 139V141H171V140L174 138ZM191 136H192V135H191ZM199 136H200V137H199ZM23 137H24V138H23ZM29 137H30V138H29ZM110 137H111L112 139H111ZM114 137H115V139H114ZM123 137H124V138H123ZM138 137H141V138H138ZM159 137H155V138L157 139V138H159ZM161 137L159 138L158 142H159V141L161 142V140H163V139H161ZM165 137H166V133H165V135H164V138H165ZM186 137H187V139H186ZM65 138H64V139H65ZM86 138H87V139H86ZM121 138L125 139V141H124V140L122 141ZM129 138H131V139L134 138V139H133V142H130V141H129V142H130V143H129V142H128V139H129ZM135 138H136L137 140H135ZM155 138H154V141L157 142V140H155ZM171 138H172V139H171ZM8 139H9V140H8ZM49 139H51V140H49ZM57 139H58V141H57ZM96 139H97V138H96ZM118 139H119L120 141H119ZM131 139H130V140H131ZM138 139H140V141H139ZM165 139H166V138H165ZM169 139H168V140H169ZM174 139H175V138H174ZM185 139L187 140L186 142H184ZM201 139H202V140H201ZM4 140H5V142H4ZM85 140H87V141L85 142ZM100 140H102V138L99 139V140L97 139V144H98V145H101V144H99ZM107 140H108V141H107ZM141 140H143V141L145 140V142H143V141H141ZM176 140H177V139H176ZM189 140H190L191 142H190ZM11 141H12V142H11ZM44 141H45V142H44ZM49 141H52L54 144H52V142L50 143ZM55 141H57V142H55ZM90 141H88V142H90ZM135 141H137V142L135 143ZM147 141H148V142H147ZM163 141H164V140H163ZM166 141H167V139H166ZM166 141H164V142H166ZM177 141H178V140H177ZM197 141H198V142H197ZM199 141H201V142H200V146H201V147H200L199 144H198ZM41 142H42V143H41ZM47 142L50 143V144H49V147H48V146H45V145H47V144H46ZM58 142H59V143H58ZM92 142H96V141L93 140ZM122 142H124V144H123ZM125 142H126V143H125ZM146 142H147L148 144H147ZM156 142H155V143H156ZM158 142H157V144L159 145L160 142H159V143H158ZM179 142H180V141H179ZM66 143H67V144H66ZM85 143H86L87 145H86ZM103 143H104V142H102V146H105V147H102V146H101V148H104V149H105L107 144L104 145L105 143H104V144H103ZM140 143H142V144L144 145V147H143V145L140 144ZM166 143H167V142H166ZM176 143H177V142H176ZM186 143H188V144H190V145H187ZM6 144H7V145H6ZM40 144H41V145H40ZM56 144H58L59 146L56 145ZM68 144H71V145H68ZM133 144H136V145L138 144L139 147L136 146V145H135V147H136V150L139 148V150H137L139 154L137 153L136 150L134 151L135 147H134ZM145 144H146V145H145ZM160 144H161V143H160ZM162 144H163V142H162ZM162 144H161V145H162ZM9 145H10V146H9ZM72 145H74V146L72 147ZM85 145H86V146H85ZM95 145H96V144H95ZM125 145H126L127 148L125 147ZM132 145H133V146H132ZM148 145H149V146H148ZM158 145H155V146L158 147ZM169 145H170V143H169V141H168V145H167V146H169ZM175 145H177V144H175ZM175 145H174L173 147H175ZM179 145H180V144H179ZM185 145H183V148H184ZM202 145H203V146H202ZM60 146H61V147H60ZM69 146H71L72 151H68V150H71V148L68 149ZM118 146H119V147H118ZM120 146H121L122 148H124V149L120 148ZM128 146H129V147H128ZM140 146H141V147H140ZM155 146H153V147H155ZM163 146L167 147L166 144H165V145L163 144ZM177 146H178V145H177ZM186 146H185V147H186ZM43 147H44V148H43ZM47 147H48V148L51 147V148H50V151H49V149H46ZM57 147H59L60 149H58ZM91 147H93V149H94L95 146H93V144H92ZM99 147H100V146L95 147V148L97 149V151H98V150H99V151L101 150V148H99ZM109 147H107V148H109ZM117 147H118V148H117ZM131 147H132V148H131ZM137 147H138V148H137ZM153 147H152V148H153ZM179 147L182 148V146H179ZM199 147H200V148H199ZM53 148H54V149H53ZM98 148H99V149H98ZM143 148H145V149H144V150H145L144 152H146V153L148 152V150H149L150 153H151V151H153L151 154L149 153L150 155L147 153L146 156L148 157V155H149L148 158L145 156V153H144V156L147 158V159H146V158H145V159H146V161H148V162H147L148 165H149V163L151 162V163H150V164H151V167L149 166V168H148V165L146 164V162H145V160H144V156H143ZM175 148L177 149V147H175ZM63 149H64L65 151H64ZM67 149H68V150H67ZM104 149H103V150H104ZM121 149L123 150L122 152H120ZM131 149H132V150H131ZM140 149H141V151H140ZM146 149H147V151H146ZM31 150H32V151H31ZM62 150L64 151V153L62 152ZM126 150H128L129 152L126 151ZM130 150H131V152H130ZM178 150H180V149H178ZM183 150H184V149H182V152H181V153H184ZM185 150H184V151H185ZM224 150H225V151H224ZM46 151H47V152H46ZM51 151H52V157H53V158H52L51 155H50V154H51ZM57 151H58V152L60 151V152L58 153ZM66 151H68V152L66 153ZM109 151H110V150H109ZM114 151H115L116 153H115ZM222 151H223V152H222ZM43 152H44V153H43ZM101 152H102V150H101ZM103 152H104V151H103ZM135 152L137 153V154H136L137 156L134 155ZM140 152H142V154H140ZM179 152H180V151H177V153H179ZM49 153H50V154H49ZM104 153H105V152H104ZM112 153H113V155H112ZM119 153H118V154H119ZM128 153H130V154H128ZM153 153H154V154H153ZM223 153H224V154H223ZM8 154H9V156L7 157L8 159H4L3 157H4L5 155H8ZM23 154H24V155H23ZM29 154H30V155H29ZM62 154H63V156L65 155L66 157H67L68 154H69L68 158H69V159L72 158V160L69 161L68 158H67V159H68V160H67L65 156H64V157H65V159H64L63 156H61ZM185 154H186V153H185ZM45 155H46V156H45ZM49 155H50V156H49ZM151 155H152V157H151ZM158 155H159V156H158ZM263 155H264V153H263ZM59 156H60V157H59ZM140 156H141V157H140ZM5 157H6V156H5ZM50 157H51V159H50ZM118 157L121 158L122 156L119 155ZM131 157H130V158H131ZM153 157H154V158H153ZM190 157H191V156H190ZM193 157H191V158L193 159ZM196 157H197V158H196ZM208 157H209V156H208ZM57 158H58V159H57ZM132 158L130 159V160H132V163H130V164H134L133 162H134L135 160H133ZM150 158H153V159H150ZM2 159L5 160V161H3ZM56 159H57V160H56ZM114 159H115V160H114ZM172 159L174 160V161H172V163L174 162V165L172 164L173 167L170 165ZM195 159H193V161H194ZM11 160H13V161H11ZM51 160H54V161L52 162ZM154 160H155V161L157 160V161L155 162ZM47 161H48V162H47ZM149 161H150V162H149ZM168 161H170V162H169L170 164L168 163ZM193 161H192V162H193ZM222 161H223L224 164L222 163ZM234 161H235V164H234ZM45 162H46V163H45ZM49 162H50V164H48ZM71 162H72V163H71ZM137 162H138V160H137ZM226 162H227V161H226ZM52 163H53V164H52ZM58 163H59V164H58ZM60 163H61V164H60ZM62 163H63V164H62ZM68 163H70V164H72V165H74V166L71 167V165H70V164L68 165ZM135 163H136V162H135ZM164 163H165V164L168 163V165H167L168 167L171 166L170 168H172V170H173V168H174V169L176 168V170H173V171L171 170V171H172V172H171V171L169 170L170 168L167 169V168H166L167 166H166ZM175 163H176L177 165H175ZM229 163H230V164H229ZM119 164H121V165H123V166L121 167V165H119ZM144 164L147 165V170H148V171H147V170H144V172L147 171L145 174L151 172V170H152V168L154 167V165L157 164V165H156L157 168H156V167H155L156 169L153 168V171H152L151 173H149L150 175L147 174L146 177H148V178L144 177L145 174H139L140 172L144 173V172H143V169H142V167H144V169L146 168V166H144ZM202 164H203V167H201ZM204 164H206V166H204ZM208 164H209V165H208ZM12 165H13V166H12ZM17 165H18L19 167H18ZM48 165H50V166H48ZM52 165H54V166H52ZM134 165H136V164H134ZM169 165H170V166H169ZM224 165H225V166H224ZM227 165H229V166L231 165V167H233V168L230 167V168H231V170H230V169H228L229 166L227 167ZM234 165H235L237 168H236ZM15 166H16V167H15ZM51 166H52V167H51ZM67 166H68L69 169H68V168L63 169L64 167H67ZM77 166H78L80 169H79V168H74V167H77ZM124 166H125V167H124ZM164 166H165V169L168 170L166 173H167L168 176L170 175L169 177H168L166 174H165V175L162 174L163 172L165 173V170L163 171ZM174 166H176V167H174ZM253 166H254V165H253ZM253 166H252V167H253ZM44 167H45V168H44ZM138 167H139V168H138ZM160 167H161V169H160ZM192 167H193V164H192ZM200 167H201V168H200ZM225 167H226V168H225ZM234 167H235L236 169H235ZM47 168H50V169L48 170ZM53 168H54V169L57 168V169L53 170ZM61 168H62V169H61ZM72 168L76 171L75 173H77L78 175H76V174L73 173V172H70V173L67 172L68 170H71V171H72ZM122 168H123V169L125 168L124 171H122ZM140 168H141L142 170H140ZM150 168H151V169H150ZM162 168H163V169H162ZM206 168L209 170V172H208V170H207ZM238 168H239V169H238ZM12 169H13V170H12ZM58 169H59L61 172H60ZM67 169H68V170H67ZM119 169H121V171H120ZM157 169H158V170H157ZM227 169H228V170H227ZM233 169H234V170H237V171H236V172H235V171L233 172V171H232ZM248 169H249V168H248ZM250 169H251V167H250ZM42 170H43V171H42ZM64 170H65V171H64ZM74 170H73V171H74ZM193 170H194V169H193ZM202 170H203V169H202ZM229 170L233 172V176H230V175H232V172H231V174H230V171H229ZM238 170H239V171L241 170L243 173L245 172L246 175H243L242 172H238ZM57 171H58V173H57ZM135 171H136V172H135ZM139 171H140V172H139ZM156 171H157V172H156ZM169 171H170V172H169ZM199 171H200V170H199ZM210 171H212V173H210ZM226 171H228L229 174H228V172L226 173ZM54 172H55V173H54ZM62 172H64L63 174H65V172L68 173V174H69V175H68V176H69L68 179H70V180L66 179V177H68V176H66V174L63 175V177H64V176H65V177H64V178L61 177V178H62V179H61L60 176H62V174H61ZM80 172H82V173H80ZM125 172H126V173H127V172L130 173V176H132L131 174H133L134 172H135L134 175H141V176H139V177H138V176L135 177V178L138 177L137 180H136V179L133 180V179H132L133 177L131 178V179L133 180L132 182H135V183H136V181H138V180H139L138 183H141V182H142V183H141L142 185L139 184L140 186H142L141 188L145 187V186H143L144 184H147V186H148V185H149V186H153V187H152V188H153L152 190H151V188H150V190H148L147 188H145L147 191H151V192L156 191L155 193L157 194V192H158L157 190H159V192H158L157 195H156V194L154 195V192L152 193L153 195L151 194V199H152V196H154L153 198H155V200L152 199V202H150L151 204L153 203L152 205H155V204L157 205V203L160 201V202H159L160 204L158 203L160 207L158 206V208H157V209H159V210H155L157 206H156V207H152L153 209L155 208L154 210L156 211V213H153L152 210L150 211V210L148 209V208H149V206H148L149 203L146 204L148 201H147V202H146V201H143V202H145V203H142V200L140 201V200H138V199L135 197V194H133L134 192L131 191V190L134 188V186H133V188H132L131 186L134 185V184L130 185L132 182H131V183L128 182L129 179H128L127 177H129V175H127L128 173L126 174ZM138 172H139V173H138ZM160 172H161V173H160ZM213 172H214V173H213ZM256 172H257V173H256ZM71 173H72V174H71ZM119 173H122L123 175H121V174H119ZM124 173H125V175H126L127 177L124 175ZM157 173H158V175H157L156 177H154V175H156ZM159 173H160V174H159ZM175 173H176V172H175ZM197 173L199 174V172H197ZM197 173H196V174H197ZM209 173H210L211 175L214 174L215 177H214V175H212L213 177H212V176L210 177ZM236 173H239L238 175H239V177H241V178H239L238 175H237ZM241 173H242V174H241ZM245 173H244V174H245ZM55 174H56V175H55ZM60 174H61V175H60ZM74 174H75V175H74ZM82 174H83V175H82ZM85 174H86V175H85ZM118 174H119V175H118ZM153 174H154V175H153ZM161 174H162V175H161ZM248 174H250L251 176L248 175ZM256 174H257L258 176H256ZM57 175H58L59 178H57ZM59 175H60V176H59ZM79 175H80V176H79ZM84 175H85V176H84ZM120 175H121L122 177H121ZM201 175H200V178H202ZM234 175H236V178H237V179L234 177ZM247 175H248V177H247ZM44 176H45V177H44ZM81 176H82V177H81ZM119 176H120V177H119ZM142 176H143V177H142ZM160 176H161L162 179L160 178ZM179 176H182V174H180V175L177 176V177H178V182H180V180H183V179H181V178H183L184 175H183V177H181V178H180ZM193 176H194V177H193ZM196 176H197V177H196ZM216 176H217V177H216ZM243 176H246L247 179L249 178V179H248L249 181L252 179V181H250V183L247 182L248 180L246 179V177H245V180H244V179H243ZM252 176L255 178V180H254L253 178L250 179V177H252ZM255 176H256V177H255ZM47 177H48V178H47ZM74 177H75V178H74ZM76 177H77L78 180L76 179ZM79 177H81V178H79ZM85 177H86L87 179H86ZM115 177H116V181H115V179H114ZM123 177H124V178L126 177V178L124 179ZM140 177H141V178H140ZM167 177H168V178H167ZM172 177H174V178H172ZM177 177H176V180H177ZM195 177H196V178H195ZM229 177H232V178H229ZM71 178H73L74 181H73V179L71 180ZM82 178L85 179V180H83ZM120 178H121V181L119 180ZM129 178H130V177H129ZM139 178H140V179H139ZM143 178H146L147 180H146V179H145V180H146L147 182H146ZM154 178H157V179H154ZM158 178H159L160 182L163 181V179L165 178V179H164L165 181L161 183L162 185L160 184V182H158ZM179 178H180V179H179ZM213 178H215V179H213ZM228 178H229V181H228ZM256 178H257L258 180H257ZM39 179H40V180H39ZM58 179H59V180H58ZM80 179L83 180V181H81ZM117 179H118V181H117ZM126 179H128V181H127ZM153 179H154V181H157L158 183H157V182H154ZM166 179H167V180H166ZM172 179H174V180H172ZM186 179H187V175L185 176V180H186ZM211 179H212V180H211ZM218 179H220V178H218ZM221 179H220V180H221ZM230 179H235L234 181H236V180L239 179L240 182L237 181L238 183L241 184V186L239 187V189H237V188H238V186H236L237 183H234V181H232V180H230ZM42 180H43V181H42ZM55 180H56V181H55ZM66 180H68V181H66ZM79 180H80L81 182H83V183L80 184V186L78 185L79 187H77V184L81 183ZM87 180H89V181H87ZM124 180H126L127 182L125 181L126 183H122V182H124ZM135 180H136V181H135ZM141 180H142V181H141ZM170 180H172V181H170ZM185 180H183V183H185V182H184ZM188 180H189V177H188V179L186 180V183L188 182ZM190 180H191V179H190ZM210 180H211V181H210ZM243 180H244V183H243ZM246 180H247V181H246ZM260 180H261V181H260ZM38 181H39V182H38ZM63 181H65L66 184H65ZM69 181H70V182H69ZM72 181H73V184H72ZM76 181H77V182H76ZM143 181H144V182H143ZM168 181L170 182V184H168ZM253 181H254V182H253ZM48 182H49V183H48ZM61 182H62V183H61ZM67 182H68L69 184H68ZM114 182H115V183H114ZM117 182H119V183L121 182V184H120L121 186H120V187L125 188V189L122 190V188L117 187V185H118ZM174 182H175L176 184H175ZM181 182H182V181H181ZM218 182H219V181H218ZM231 182H233L234 185H233ZM245 182H246L247 184H250V186H247V187H246L247 184H246ZM43 183H44V184H43ZM45 183H46L47 186L45 185ZM47 183H48V184H47ZM60 183H61V184H60ZM63 183H64V184H63ZM75 183H77V184L74 185ZM113 183H114V184H113ZM138 183H137V186H138ZM155 183H156V184H155ZM166 183H167V184H166ZM242 183H243V185H242ZM257 183H258V185H257ZM261 183H262V184H261ZM9 184H10V185H9ZM67 184L69 185V187L67 186ZM70 184H71V186H70ZM86 184H87V185H86ZM90 184H91V182H90ZM124 184H126V185H124ZM128 184H129V187H127ZM158 184L160 185V187H158V186H159ZM174 184L177 186V187H175V188H177V189L179 188V189H178L179 191H177V189H172V188H171L172 185H173V187H174ZM216 184H217V185H216ZM245 184H246V185H245ZM252 184H253V185H252ZM255 184H256V186H254ZM44 185H45V186H44ZM60 185H61V186H60ZM81 185H82V186H81ZM83 185H84V186H83ZM115 185H116V186H115ZM154 185H158V186H156L158 189H156V188L154 187ZM165 185H168L169 187H168V186L165 187ZM181 185H182V186H181ZM214 185H215V186H214ZM238 185H239V184H238ZM10 186H11V187H10ZM49 186H50V187H49ZM65 186H66V187H65ZM74 186H75V187H74ZM118 186H119V185H118ZM124 186H125V187H124ZM137 186H136V187H137ZM140 186H139V187H140ZM147 186H146V187H147ZM149 186H148V187H149ZM183 186H184V187H183ZM202 186H201V187H202ZM204 186H203V188H204ZM217 186H218V188H217ZM232 186H234V187H232ZM243 186H244V188H245V187H246V188L244 189ZM252 186H254V187L252 188ZM257 186H258V187H257ZM261 186H262V187H261ZM4 187L7 188V189H5ZM73 187H74V189H73ZM76 187H77V189H75ZM82 187H83V189H82ZM180 187H181L182 189H181ZM199 187H200V186H199ZM199 187H196L197 189H196L195 192H197V190L199 189ZM231 187H232V188H231ZM235 187H236V188H235ZM68 188H69V189H68ZM79 188H80V189H79ZM86 188L88 189V191L90 190V192H92L93 194H91L90 192H87ZM130 188H131V189H130ZM141 188H140V189H141ZM165 188H166V189H165ZM169 188H171V190H169ZM203 188H201V189H203ZM251 188H252V189H251ZM262 188H263V189H262ZM4 189H5V190H4ZM28 189H29V190H28ZM51 189H52V191H51ZM84 189H85L86 191H85ZM92 189H93V190H92ZM114 189H115V190H114ZM116 189H117V191H116ZM145 189H142V190L144 191V193H143V192H142V193L144 194V197H147V194L145 195V193H147ZM162 189H165V191L168 190L169 192H168V191L164 192ZM180 189H181V190H180ZM190 189H189V190H190ZM247 189H248V190H247ZM261 189H262V190H261ZM27 190H28V192H27ZM74 190H75V191H74ZM77 190H78V191L80 190V192H78ZM82 190H83V191H82ZM91 190H92V191H91ZM125 190H127V192H126ZM129 190H130L131 192H129ZM138 190H139V189H138ZM142 190H141V191H142ZM173 190H174V191H173ZM192 190H193V191H192ZM243 190H244V191H243ZM255 190H256V191H255ZM29 191H30V192H29ZM44 191H45V192H44ZM76 191H77V192H76ZM113 191H114V193H113ZM115 191H116L117 193H116ZM160 191H161V192H160ZM176 191H177V192H176ZM199 191L201 192L200 195H203V194H204V193H202L203 190H202V191L199 190ZM232 191H231V192H232ZM242 191H243L244 193H243ZM262 191H263V192H262ZM62 192H63V193H62ZM84 192H85V193H84ZM96 192H97V193H96ZM118 192H119V194H118ZM120 192H121V193H120ZM172 192H175L176 194H177V193H178V194L176 195L175 193H172ZM182 192H183V191H182ZM203 192H204V191H203ZM226 192H227V191H226ZM228 192H227V193H228ZM235 192H234V193H235ZM241 192H242L243 194H241ZM246 192L249 194V195H248V198H249L250 201H245V200L242 199V198H244V194H245ZM252 192H254V193H252ZM256 192H257V193H256ZM261 192H262V193H261ZM1 193H0V194H1ZM29 193H31V194H29ZM79 193H81L82 195H79ZM98 193H99V196H100V197L98 196ZM110 193H111L112 195L116 193V196H119V195H121V196H122V195L125 196V194H126V196H129V195L131 196V194H132V196H133V200H134L135 204L132 203V201H123V202H122V201L120 200V199H121L120 196H119V197H116V196L114 195V198H115V197H116V198H120L119 200H120L121 202H120L118 199H117L118 201H115L114 198L112 199ZM164 193H165V194H164ZM166 193H167V194H166ZM197 193H198V192H197ZM232 193H233V192H232ZM234 193H233V194H234ZM247 193L245 194V197H246ZM3 194H4V193H2V195H3ZM8 194H7L6 196H9ZM64 194H65V195H64ZM117 194H118V195H117ZM148 194H150V192H148ZM159 194H160L161 196H163L164 198L167 197L166 199H168L169 197L171 198V196H172V199H173V200H177V199H178L177 196H179V198L181 199V201H180V199H178L177 201H174V202L171 201V204H170V201L167 200V204H164V203H166V200H164V198L161 197V198H163V201L161 202L162 199H161V198H159V199L157 198L158 196H160ZM212 194H211V195H212ZM214 194H215L216 197H214ZM236 194H237V193H236ZM250 194H251V195H252V194H253V195L255 194V195H254L255 197H254L253 195H252V197H254V198L249 197ZM38 195H39V196H38ZM50 195H51V196H50ZM59 195H60V197H59ZM77 195H78V196H77ZM84 195H85L86 198L84 197ZM90 195H91V196H90ZM105 195H106V194H105ZM174 195H175V196H174ZM209 195H210V193H209ZM211 195L208 196V198H207V196H206V198H207L208 200H212V196H211ZM242 195H243V197H242ZM257 195H258V196H257ZM4 196H5V195H4ZM81 196L83 197V199L85 198V200H83ZM156 196H157V197H156ZM193 196H194V198H193ZM197 196H199V197H197ZM233 196L236 197V198L233 199ZM11 197H10V199H11ZM75 197H76V198H75ZM101 197H102L103 200L101 199ZM148 197H150V196H148ZM174 197H175V198H174ZM186 197H187L188 199L191 198V197H192L193 199H196V201H197L198 204L196 205V203H194L195 200L193 201L192 198H191L192 200L190 201V200L186 199ZM195 197H197V198H195ZM203 197H205V196H202V198H203ZM210 197H211V199H210ZM258 197H262V198L260 199V198H258ZM5 198L8 199L9 197H8V198L5 197ZM25 198H26V199H25ZM78 198H79V199H78ZM97 198H98V200H96ZM107 198H108V199H107ZM170 198H169V199H170ZM176 198H177V199H176ZM202 198H200V200H202ZM206 198H205V199H206ZM10 199H9V200H10ZM34 199H35V200H34ZM88 199H93V200H89V201H91L92 204L88 201ZM100 199H101V200H100ZM172 199H170V200H172ZM240 199H241V200H240ZM246 199H247V198H246ZM253 199H254L255 204H254V202H253ZM259 199H260V200H259ZM72 200H73V201H72ZM112 200H113V201H112ZM157 200H158V201H157ZM185 200L189 201V203H187V201H186V203H185ZM233 200H234V201H233ZM235 200H236V201H235ZM239 200H240V202H238ZM242 200H243V202H242V204H241V201H242ZM247 200H248V199H247ZM251 200H252V201H251ZM255 200H256L258 203H257ZM31 201H32V202H31ZM86 201H87L88 203H87ZM153 201H155L156 203L153 202ZM179 201H180V203H178ZM192 201H193V203H191ZM227 201H228V202H227ZM232 201H233V202H232ZM3 202H4V204L7 203L6 201H3ZM58 202H60V203H58ZM67 202H68V203H67ZM94 202H95V204H94ZM119 202H120V203H119ZM124 202H125V204H127V205L124 204L125 207H126L125 210H124V205H123V207L121 206ZM137 202H138V205H136ZM172 202H173V204H172ZM175 202H176V203H175ZM203 202H204V201H203ZM218 202H219V203H218ZM84 203H87L88 206H87V204H84ZM121 203H122V204H121ZM154 203H155V204H154ZM182 203H183V204H182ZM190 203H191L192 205H196V206H198L199 211H197V212H198V215H199V216L197 215L196 211H194V210L189 211V209H188L187 207L191 205ZM233 203H234V204H233ZM236 203H239V204H236ZM248 203H249V204H248ZM251 203H252V204H251ZM2 204H3V203H2ZM10 204H9V206H12V205H10ZM41 204H43V205H41ZM72 204H74V205H72ZM89 204H90V205H89ZM119 204H120L121 207L119 206ZM133 204H134V205H133ZM145 204H146L147 206H145V207L143 208V206H144ZM163 204H164V207L162 206ZM168 204H169L170 206H169ZM174 204H175V205H174ZM180 204H182V205H180ZM188 204H189V205H188ZM232 204L237 206V207H234V208H236V210L233 208V205H232ZM246 204H247V205H246ZM250 204H251V205H250ZM253 204H254V206H253ZM17 205H18V206H17ZM85 205H86V206H85ZM100 205H101V207H99ZM130 205H131V206H130ZM140 205H141V206H140ZM167 205H168V206H167ZM172 205H173V206H172ZM186 205H188V206H186ZM218 205H219V206H218ZM227 205H228V206H227ZM9 206H8V207H9ZM94 206H95V207H94ZM115 206H116V207H115ZM171 206H172V207H171ZM178 206H179V207H178ZM185 206H186V208H187L188 210L185 208ZM208 206H209V205H208ZM224 206H225V207H224ZM244 206H246V207H244ZM247 206H248V207H247ZM249 206H251V207L253 206L252 209H250ZM2 207H3V205H2ZM2 207H1V208H2ZM6 207H7V206H6ZM14 207H15V206H14ZM38 207H39V208H38ZM90 207H91V208H90ZM118 207H119V210H118ZM127 207H128V208H127ZM147 207H148V208H147ZM150 207H151V205H150ZM161 207H162V209L165 208V210H168V211H166V213H165V210H164V209L161 211ZM170 207H171L170 210L167 209V208H170ZM211 207H212V206H211ZM239 207H240V208H239ZM3 208H4V207H3ZM89 208H90V209H89ZM111 208H112V209H111ZM175 208H176V209L178 208V209H177L178 211H176ZM182 208H183V209H182ZM192 208H193V206H192ZM194 208H195V207H194ZM232 208H233V209H232ZM241 208H242V209H241ZM243 208H246V209L248 208V209H247L248 211H247V210H244V211H245L246 213H248V212H249V213L246 214V213L243 211ZM4 209H5V208H4ZM4 209H3V210H4ZM6 209H7V208H6ZM6 209H5V210H6ZM10 209H11V208H10ZM12 209H13V210H11V212H14V210H15L16 208H12ZM88 209H89V212H88ZM93 209H94V210H93ZM121 209H122L124 212H126L128 209H129V210L127 211V213H124V212H122ZM142 209H144V212H143ZM0 210H2V209H0ZM3 210H2V211H3ZM72 210H73V211H72ZM97 210H98V212H97ZM117 210H118V211H117ZM131 210H132V211H131ZM134 210H135V212H134ZM139 210H140V211H139ZM172 210H173V211H172ZM183 210H185L186 212H183ZM195 210H197V209L195 208ZM234 210H235V211H234ZM237 210H238V211H237ZM240 210H241V211H240ZM249 210H250L251 212H250ZM252 210H254V213H253V214H252V212H253ZM2 211H1V212H2ZM20 211H19V212H20ZM74 211H75V213H74ZM78 211H79V212H78ZM99 211H100L101 213H100ZM110 211L113 212V213H110ZM129 211H131V212L129 213ZM149 211H150V212H149ZM157 211H158L159 213H161V214H159ZM160 211H161V212H160ZM163 211H164V212H163ZM175 211H176V212H175ZM187 211H188V213H187ZM193 211L195 212V214H196L198 217L195 216L194 213H192ZM203 211H202V212H203ZM233 211H234V213H233ZM236 211H237V212H236ZM3 212H4V211H3ZM6 212H7V211H6ZM9 212H10V211H8V213H9ZM63 212H64V214H63ZM66 212H67V213H66ZM68 212H69V213H68ZM76 212H77V213H76ZM92 212H97L98 214H100V216H97L96 213L93 214ZM116 212H117V213H116ZM218 212H219V214H217ZM135 213H137V214L135 215ZM147 213H148V214H147ZM150 213H151L152 215H154V216H152ZM170 213H171L172 216L175 214V215L177 216V217H175V218H178V221H177V219H171V218H174V217H171V218H170ZM172 213H174V214H172ZM182 213H183V214H182ZM240 213H241V214H240ZM243 213L246 214V215L243 216ZM250 213H251V215L249 216ZM5 214L7 215V213H5ZM5 214H4V217L6 218ZM10 214H11V213H10ZM16 214H17L16 216H18V218H19V215L22 216V213H21V214L16 213ZM116 214L119 216V220H118L119 223H121V221L124 222V220H125L126 223H128V222H129L128 219L130 220V218H132V219H131V221H133L132 224L136 225V226H137V229H134L133 225H130V224H131V221H130L127 225H125V224H126L125 222H124L125 224H124L123 222H122L121 224H119V225H120V228H121V225H122V228H121V229L118 228L119 231H117L116 229H117V227H119V226H118V221L115 220V219H118V218L116 217V216H117ZM124 214H125L126 216H127V214H128L129 217H126ZM180 214H181V215H180ZM184 214L188 215V217H187L186 215H184ZM192 214H193L194 216H193ZM235 214H236V215H235ZM254 214H255V215H254ZM38 215H40V216H38ZM73 215H74V216H73ZM82 215H83V216L85 215V217H83ZM149 215H151L150 218H151V217H154L153 219H155V221H154L153 219H150V218H149ZM159 215H160V216H159ZM167 215H168V217H165V216H167ZM203 215H205V214L203 213ZM212 215H213V216L215 215V217H213ZM217 215H218V216H217ZM220 215H221V216H220ZM241 215H242V216H241ZM252 215H253V216H252ZM7 216L9 217V215H7ZM13 216H14V215H13ZM24 216H22V217H24ZM59 216H60V217H59ZM72 216H73V217H72ZM114 216H115V217H114ZM124 216H125L126 218H128L127 221H126V218H125ZM136 216H137V217H136ZM140 216H141V217H140ZM143 216H144V217H143ZM162 216H164V217L162 218ZM190 216H191V217L193 216V217L191 218ZM219 216H220V218H218ZM229 216H230V217H229ZM246 216H247V218H248V216H249V217L252 216V217H251V219H248V221H247ZM254 216H255V217H254ZM8 217H7V218H8ZM14 217H15V216H14ZM22 217H21V218H22ZM38 217L40 218V220H38L40 223H39L38 221H36L37 219H39ZM82 217H83V218H82ZM95 217H97V219H96ZM99 217H102L103 220H102V219L98 220ZM138 217H139V218H138ZM146 217H147V218H146ZM160 217H161V218H160ZM183 217H184V218H183ZM185 217H187V218L185 219ZM194 217H195V218H194ZM241 217H242V218H241ZM253 217H254V218H253ZM256 217H257V218H256ZM12 218H13V217H12ZM15 218H16V217H15ZM72 218H73V219H72ZM90 218H91V220H90ZM120 218H121V221H120ZM135 218H136V219H135ZM159 218H160V219H163L165 222H164L163 220L159 221ZM164 218H165V219H164ZM179 218H180V219H179ZM190 218H191V219H190ZM234 218H235V219H234ZM244 218H245L246 220H245ZM8 219H9V218H8ZM35 219H36V220H35ZM55 219H56V220H55ZM133 219H134V220H133ZM182 219H183V220H182ZM195 219H196V220H195ZM203 219H201V220H203ZM207 219H206V220H207ZM220 219H221V220H220ZM232 219H233V223H231V222H232ZM253 219H254V220L256 219V220H255L256 222H255ZM19 220H20V219L17 220L18 222H17L16 220H15V221H16L17 223L21 224V227H22L23 224H25V220H24V218H22L21 221L24 220V221H23L24 223L22 222L23 224H22L21 222H19ZM41 220H42V221H41ZM82 220H83V221H82ZM101 220H102L103 222H102ZM114 220L117 221V223L114 222ZM140 220H141V221H140ZM151 220H153V224L151 223V222H152ZM179 220H180V221H179ZM188 220H189V222H188ZM224 220H225V221H224ZM257 220H258V221H257ZM11 221H12V220H11ZM13 221H14V220H13ZM13 221H12V222H13ZM136 221H137V222H136ZM183 221H184V222H183ZM185 221H186V223H185ZM190 221H191V222H190ZM194 221H195V222H194ZM214 221H215V222H216V221H219L220 224H221V222H222L223 226H222V224L220 225L219 222H217V223H218V224H217V223H215ZM223 221H224V222H223ZM226 221H227V222H226ZM249 221H251V222H249ZM253 221H254L255 225L253 224ZM46 222H47V223H46ZM70 222H71V223H70ZM81 222H82V223H81ZM154 222L156 223V226H155V223H154ZM171 222H172V223H171ZM193 222H194V223H193ZM198 222H200V223H198ZM228 222H229V223H228ZM236 222H237V223H236ZM248 222H249V224H251V223L253 224L252 227H251L252 230H253V227H254V226H257V228L254 227V228H256V231H255L256 233H255V232H251V231L248 232V229L245 230L247 226H245V225H243V224H245V223L248 224ZM258 222H259V223H258ZM262 222H263V223H262ZM13 223H14V222H13ZM17 223H16V226H17ZM59 223H60V224H59ZM114 223L117 225V227H116V225H115ZM135 223H136V224H135ZM138 223H140L141 226H140V224H138ZM170 223H171V224H170ZM184 223H185V224H184ZM192 223H193V224H192ZM195 223H196V224L198 223V224H197L198 226H197ZM201 223H204V224H201ZM235 223H236V224H235ZM238 223H239V224H238ZM11 224H12V223H11ZM19 224H18V225H19ZM35 224H38V225H36L37 227H35ZM66 224H67V225H66ZM113 224H114V226H115L116 228L113 226ZM145 224L148 225V226H146ZM178 224H179V225L182 224V225L179 226ZM200 224H201V225H200ZM212 224H213L214 226H216V227H214V226L212 227ZM232 224H233V225H232ZM256 224H257V225H256ZM12 225H13V224H12ZM86 225H87V226H86ZM99 225H100V226H99ZM101 225H102V226H101ZM144 225L146 226V228L149 227V228H147V229H150V228H152V229H150V231H148L145 227L142 228ZM150 225H151V226H150ZM152 225H153V226H152ZM163 225H162V226H163ZM177 225H178L179 227H178ZM194 225H196V226H195L196 229L193 228ZM207 225H208V226H207ZM238 225H239V226H238ZM259 225L261 226L262 229L260 228ZM19 226H20V225H19ZM45 226H46V227H45ZM47 226H48V228H47ZM125 226H127V227H125ZM130 226H131L133 232H131L132 230L129 229ZM136 226H135V228H136ZM162 226H161V229H162V231H164V226H163V227H162ZM204 226H205V227H204ZM227 226H228V227H227ZM234 226H235V227H234ZM244 226H245V227H244ZM248 226H249V225H248ZM49 227H50L51 229H49ZM104 227H105V229H104ZM139 227H140L141 229H140ZM154 227H155V228H154ZM170 227H172V226H170ZM198 227H199L200 230H198V231L196 232L195 230H197ZM206 227H207V228H206ZM222 227H223V228H222ZM230 227H231V228H230ZM233 227L236 229V231H235V229H234ZM236 227H237V228H236ZM55 228H56V229H55ZM125 228H126L127 230H126ZM185 228H186V229H185ZM192 228H193V229H192ZM210 228H211V229H210ZM214 228H215V229H214ZM220 228H221V229H220ZM225 228H227L228 231H226ZM229 228H230L231 230L233 229L232 232H231V230H229ZM248 228H250V227H248ZM259 228H260V229H259ZM29 229H30V230H29ZM36 229H37V231H36ZM124 229H125V230H124ZM142 229H143V230H142ZM144 229H146V232H147L146 235L149 233V234L147 235V237H145V234H144V236H143V234H142V233H145V230H144ZM161 229H160V227H159V231H160ZM172 229H173V228H172ZM177 229H178V230H177ZM183 229H184V230H183ZM188 229L190 230V232H188V231H189ZM201 229H202V231H201ZM218 229H219V230H218ZM237 229H239V230H237ZM38 230H39V231H38ZM105 230H106V231H105ZM122 230H123V231H122ZM128 230H130V231L128 232ZM204 230H206V231H205L206 233L204 232ZM207 230L209 231V233H208ZM214 230H215V231H214ZM217 230H218V231H217ZM254 230H255V229H254ZM259 230H260L261 232H258ZM25 231H24V232H25ZM54 231H55V232H54ZM126 231H127L128 233H127ZM135 231H136V233H137V231H138L137 234L139 235V237H138V235H136ZM140 231H141V232H140ZM170 231H172V230H170ZM183 231H184V234H183ZM192 231H193V233H192ZM199 231H200V233H199ZM211 231H212V232H211ZM229 231H230V232H229ZM233 231H235V232L238 233V234H237V233L234 232L235 234H233V235L236 236V239H234L235 236H233V238H232V236H228V233H230L229 235H231V233H233ZM244 231H245V232H244ZM38 232H39V233L41 232V234H39ZM110 232H111V233H110ZM119 232H121V233L119 234ZM123 232H124V233H123ZM179 232H180V233H179ZM223 232H224V233H223ZM225 232H226V233H225ZM243 232L246 233V234H244ZM247 232H248V234L250 233V236H251V237L248 236V237H250L249 239H248V237H247V235H248ZM129 233H130V234H129ZM134 233H135V234H134ZM154 233H152V235H154ZM187 233H188V234H187ZM219 233H220V234H219ZM242 233H243V234L245 235V237L247 238L246 240H248V241L250 240L249 243H248V241H246V240L244 239L245 237H244V235H243ZM251 233L254 234V235L257 234L256 236H254V237H256V238H253V235H252ZM261 233H262L263 236L261 235ZM47 234H48V235H47ZM128 234H129V236L133 235V236H132V241H133V242H136V243H133V242L130 240L131 238H129ZM140 234L142 235L143 238L145 237L146 240L149 238V239L147 240L148 243H146V240H144V241H145V244L143 243V242H144L143 240H141V241H142V245H141L140 242L138 243V240L143 239L142 237H140V236H141ZM189 234H190V235L193 234V235L190 236ZM208 234H209V235L212 234V235L209 236ZM213 234L215 235V237H214ZM258 234H260V235H258ZM21 235H22V234H21ZM116 235H117V236H116ZM122 235H124L125 237L122 236ZM155 235H154V237H155ZM184 235H186V237H185ZM188 235H189V236H188ZM194 235H195V236H194ZM201 235H202V236H201ZM204 235H205V236H204ZM224 235H225V236H224ZM241 235H242V236H241ZM23 236H24V233H23ZM23 236H22V237H23ZM61 236H63V237H61ZM106 236H108V237H106ZM110 236H112V238H111ZM120 236H121V237H120ZM136 236H137V237H136ZM149 236H150V237H149ZM197 236H198V237L200 236V237H199V240H197V239H198ZM226 236H227V237H226ZM257 236H261V237H258L259 239H257ZM55 237H56V238H55ZM60 237H61V238H60ZM70 237H72V239H70ZM73 237H74V238H73ZM122 237H123V239H122ZM133 237H134V238H133ZM135 237H136V239H135ZM178 237H179V238H178ZM208 237H210V239H211L212 241H210V239H209ZM222 237H226L227 239L224 238L226 241H225L224 239L222 240V239H221ZM229 237H231L232 239L229 238ZM242 237H243V240H244V241L241 242ZM20 238H21V237H20ZM53 238H54V240H53ZM145 238H144V239H145ZM151 238H152V239H151ZM155 238H156V237H155ZM180 238H181L182 240H181ZM185 238H187V239H186L187 241L185 240ZM200 238H201V239H200ZM217 238L221 239L222 242H223V244H224L225 242H227L228 240H230V241H228L229 243H225V244H226V247L224 246L225 249L222 247V244H219V243H218V242H219V241H218L219 239H217ZM240 238H241V239H240ZM251 238H252V239H251ZM21 239H22V238H21ZM57 239H58V240H57ZM115 239H116V240H115ZM124 239H125L126 241H125ZM128 239H129L130 241H129ZM177 239L180 240V241L183 242V243H181V242L178 241ZM208 239H209V240H208ZM22 240H23V239H22ZM25 240H26V239L23 240L24 245H25V246L29 245ZM42 240H43V241H42ZM113 240H114V241H113ZM134 240H136V241H134ZM170 240H172V241H170ZM173 240H174V242H173ZM206 240H207V241H206ZM232 240H233V241H232ZM234 240H236V241H234ZM254 240H255V242H254V244H253L252 242H253ZM24 241H25L27 244H25ZM41 241H42V242H41ZM53 241H57V244H56V242L53 243ZM77 241H78V242H77ZM116 241H118V242L116 243ZM150 241H151V242H150ZM196 241H197L198 243H197ZM208 241H209L210 243H209ZM224 241H225V242H224ZM260 241H262V243H261ZM75 242H76V243H75ZM126 242H128L129 244L126 243ZM155 242H154V243H155ZM171 242H172V243H171ZM222 242H221V243H222ZM230 242H231V243H230ZM244 242H246L245 244L247 245V247H243V246H246V245H244V244H243V246H242V243H244ZM51 243L56 244V245H53V244H51ZM65 243H66V245H65ZM149 243H150V244H149ZM177 243H178V244H177ZM50 244H51V245H50ZM132 244H133V245H132ZM138 244H139V246H140V247L138 246L140 249L137 247ZM180 244H181V245H180ZM187 244H188V243H187ZM225 244H224V245H225ZM232 244H233V246H232ZM234 244H235V245H234ZM248 244H249V245H248ZM251 244H253L254 246H252ZM261 244H262L263 247H261ZM124 245H125V246H124ZM128 245H129V246H128ZM131 245H132V246H131ZM134 245H136V247H135ZM143 245H144V246H143ZM146 245H147V246H146ZM149 245H150V246H151V245H152V246L154 245V246H153L154 249L156 248V250H158V252H157L156 250L151 249ZM191 245L193 246V244H191ZM191 245H190V248H188L189 245H188V247L186 246V247L188 248L187 250L190 249V251H191V248H192ZM195 245H196V246H195ZM214 245H215V246H214ZM220 245H221V246H220ZM228 245H229V246L231 245V246L229 247ZM29 246H31V244H30ZM32 246H34V244H33ZM35 246H34L33 249H32L31 247H29L30 250L32 249L31 252L34 251L35 249H38L37 247L35 248ZM126 246H128V248H127ZM145 246H146L147 248L149 247V249H145V248H146ZM152 246H151V247H152ZM197 246H198V247H197ZM205 246H207V248H209V249H208V252H207V250H206L207 248L204 249ZM227 246H228V247H227ZM27 247H28V246H27ZM83 247H84V246H83ZM114 247H115V249H113ZM129 247H130V248L132 247L133 249L131 248V250H133V251H131ZM134 247H135V248H134ZM144 247H145V248H144ZM153 247H152V248H153ZM183 247H184V246H183ZM183 247H182V248H183ZM217 247H218V249H220V248H221V249L218 250V251H216V250H217ZM232 247H234V248H233L234 251H232ZM236 247H237V248H236ZM249 247H251V249H250ZM42 248H43V247H42ZM42 248H41V249H42ZM136 248H137V249H136ZM142 248H144V249L142 250ZM176 248H175V249H176ZM199 248H200V249H199ZM211 248H212V249H211ZM222 248H223V249H222ZM241 248H243V249L241 250ZM248 248H249V250H248ZM253 248H254V249H253ZM261 248H262V249H261ZM124 249H125V250H124ZM159 249H160V250H159ZM185 249H186V248H185ZM203 249H204V250H203ZM213 249H214V250H213ZM227 249H228V250H227ZM229 249H231V250H230L231 253L228 252ZM236 249H237V250H236ZM252 249L254 250V253H255L256 255H255L254 253H253V254L255 255L256 258L259 259V261H258V260H254V259H256V258H254V259L252 260V255H253V254H251V251H250V250H252ZM259 249H260L261 251H262V250H263V251L261 252ZM38 250H39V249H38ZM38 250H37V251H38ZM127 250H128V251H127ZM141 250H142V251H141ZM150 250H153V251H151L152 253L150 252ZM226 250H227V251H226ZM253 250H252V251H253ZM37 251H35V252H33V253L36 254ZM41 251H42V250H41ZM41 251L39 250V252H41ZM146 251H148V252H146ZM159 251H161V252H159ZM163 251H165V253H164ZM192 251H195V250L192 248ZM192 251H191V252H192ZM225 251H226V252H225ZM235 251H237L238 253H234ZM240 251H241V252H240ZM243 251H244V252H243ZM248 251H249V255H248ZM258 251H259L260 253H259ZM39 252H38L39 255L43 254L42 252H41V254H40ZM128 252H129V253H128ZM149 252H150V253H149ZM205 252H207V254H206ZM212 252H213V253H212ZM232 252H233V253H232ZM133 253H134V254H133ZM158 253H164L165 255L162 254V257H161V255H159ZM173 253H174V252H173ZM204 253H205V254H204ZM246 253H247V254H246ZM261 253H262V254H261ZM109 254H110V253H109ZM153 254H154V255H153ZM166 254H167V255H166ZM175 254H176V253H175ZM175 254H173V256H175ZM210 254H211V255H210ZM212 254H213V255H212ZM231 254H232V255H231ZM233 254H234V256H233ZM235 254H238V256L235 257V256H236ZM259 254H260V255H259ZM39 255H35V256H38V258L41 259V258H42L41 256H43V255H41L40 257H39ZM115 255H116V254H115ZM134 255H136V258L139 257V258H137L138 261L136 260V258L134 257ZM148 255L151 256V258H149ZM217 255H218V256H217ZM254 255H253V256H254ZM261 255H262V256H261ZM44 256H45V255H44ZM113 256H114V255H113ZM153 256H154L156 259H155V258H152ZM159 256H160V257H159ZM163 256H165V257L167 256V257L165 258V257H163ZM212 256H214V257L212 258ZM231 256H232V257H231ZM241 256H242V257H241ZM260 256L262 257V259H261ZM45 257H46V256H45ZM45 257H44V258H45ZM116 257H118V258H116ZM157 257H159V258L157 259ZM169 257H170V256H169ZM171 257H172V256H171ZM216 257H217V258L219 257V258H218L219 261H217L218 259H217ZM234 257L237 258V259H234ZM259 257H260V258H259ZM35 258H36V257H35ZM46 258H47V257H46ZM119 258H120V259H119ZM203 258H204V259H203V262L207 263L206 261H208L209 259L206 260L207 258H206V259H205V257H203ZM229 258L232 259V260H230ZM241 258H242V260H245V262H243V261L241 260ZM246 258H248V259H246ZM249 258H250V259H249ZM32 259H33V257L31 258V260H32ZM47 259H49V258H47ZM139 259H140L142 262H141ZM149 259H150V260H149ZM153 259H154V260H153ZM178 259L180 260L179 262H178ZM184 259H185V258H183V260H184ZM212 259H213V260H212ZM214 259H216V260L214 261ZM239 259H240L241 261H240ZM37 260H38V259H37ZM37 260H36V261H37ZM41 260H44V259H41ZM41 260H40V261H41ZM119 260H121V261H119ZM165 260H166V261H165ZM174 260H175V262H174ZM205 260H206V261H205ZM210 260H209V261H210ZM234 260H235V261H234ZM250 260H251V261H250ZM49 261H50V259H49ZM150 261H151V262H150ZM209 261H208V263H210ZM228 261H229V262H228ZM246 261H247V262H246ZM253 261H255V262H253ZM37 262L40 264L39 260H38ZM37 262H36V264H38ZM44 262L47 263V262H46V259H45ZM146 262H147V263H146ZM156 262H157V263H156ZM158 262H159V263H158ZM173 262H174V263H173ZM241 262H243V263H241ZM252 262H253V263H252ZM31 263H32V264H35L34 260L31 261L30 264H31ZM48 263H49V262H48ZM152 263H151V264H152ZM163 263H162V264H163ZM205 263H203V264H205ZM215 263H214V264H215ZM248 263H247V264H248ZM42 264H43V262H42ZM210 264H211V263H210ZM212 264H213V263H212Z\"/></svg>", "mask_w": 264, "mask_h": 264}]
</instances>
